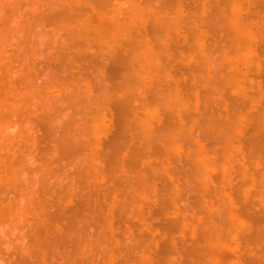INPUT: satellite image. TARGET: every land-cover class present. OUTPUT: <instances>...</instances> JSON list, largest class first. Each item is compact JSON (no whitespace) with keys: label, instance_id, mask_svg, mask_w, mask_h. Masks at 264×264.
Instances as JSON below:
<instances>
[{"label":"rangeland","instance_id":"rangeland-1","mask_svg":"<svg viewBox=\"0 0 264 264\" xmlns=\"http://www.w3.org/2000/svg\"><path fill=\"white\" fill-rule=\"evenodd\" d=\"M14 0H10V2L11 3H9V0H0V39H1V42H3L4 44H1V45H3L4 47H0V79H1V81H0V83H1V85H0V124H2L3 122H5V121H8L7 122V124H6V122H5V125L7 126V128H5L6 126L4 125V123H3V126H5L4 128L6 129V130H4V128H3V126H1V128H3V131L5 132V134L3 135V133H2V129L0 128V131H1V133H2V135H0V136H2V137H0L1 139H0V142L1 143H3V144H0V264H16V263H18L19 264V261L22 259L23 260V258H25L26 260H24V264H27L28 262H30L29 264H31L32 262H34L35 261V263H37L36 262V259H38L39 257H36V254H34L35 252L37 253V252H39V251H41L40 249L43 247V244H44V241H43V238L42 237H44L45 235L47 236L48 234H49V237L47 236V238L46 239H50V242H53L54 241V243L56 242V244H54V246H56L57 244H58V242H59V244H60V241L61 242H63L62 244H60L62 247H61V249L63 248V252L65 251H68V252H66L67 254H69V255H67L68 257H70V258H72V264H83V262H84V264H97V262H98V264H160V262L162 263L163 262V264H179L180 263V261L182 262V258H183V260L185 259V257L187 258V259H189L190 260V262L191 263H189V264H194L195 262H197V264H201V261L200 262H198V260H197V256L195 255V254H193L194 256H196L197 258H195L194 256L193 257H191V255L189 254V258L187 257V255H185V253L184 252H182V251H184L185 249H186V252H187V250L189 251V245H191L190 246V248H191V250L192 249H195V250H198V251H196V252H194V253H198L199 252V249H201L203 246V248L200 250V253H202V254H200V253H198L199 254V257H201V258H199V260H201L202 259V262L203 263H205V264H246V263H248V264H264V230L263 231H261V230H259V228L258 227H256L255 225H258V224H260V225H262V228L264 227V179H263V177L264 176H261V175H264V172L262 173V171L264 170V159H263V163H262V160H260L259 161V158H258V156H250L249 154H247V149H248V153H250L249 151V147H247L248 145H246V143L245 142H247V141H249L252 137H255V136H257V135H261V132L260 133H258L259 131H261L262 129H261V125H259V122H258V124L257 125H259V127L258 126H256V124H255V121H256V119L255 118H258L259 116H263V115H261L262 114V112H261V114H260V111L262 110V108L264 107V94H263V92H264V89H263V87H264V68H262L263 67V65H264V62H263V58H264V48H262V47H264V38H263V36H264V12L263 13H261V9H262V6H264L263 4H264V0H261V2L260 1H258V0H239V1H241L240 2V4L239 3H235L236 5H233V7L232 6H224L226 9H224V8H222L221 7V9H220V7H217V4H218V1H219V4H220V0H215V1H217V2H215L214 0L212 1V0H207V1H205L204 0V2H203V0L201 1V0H198V3L196 2L197 0H167V2L169 3L170 2V4H172V2H173V12L175 13H173V12H171V13H173V14H169L168 13V15H164V16H167V17H169L170 18V15H173V16H171L172 18L174 17V19H173V21H167L168 23H171L173 26H170V28H169V31L170 32H172L171 30L173 29V35H174V37H173V40H172V38H171V35H172V33L171 34H169V31L168 32H164L163 31V35L161 36V30H158L159 31V33H158V31H157V29L158 28H155V29H153L155 26L154 25H156V21L154 22L155 24H152V21L151 20H155V17H154V15H153V17L152 18H154V19H151L150 20V16L152 15V14H154V13H156V12H154V13H152V12H150V16H148L149 14H148V12H149V10H151V11H157V8L159 9V11L161 10L162 11V15H163V11L164 10H162V7H160L159 5H160V3L161 2H159V0L158 1H156V3H155V1H154V5H153V3H151L152 1L151 0H148L147 2H146V0H145V2L144 1H140V0H129V1H134L133 3H135V4H133V3H131V2H129L128 0H108V4H106V1H105V3H104V5H107V7L108 8H110L109 10L107 9V7H105L104 5L102 6V5H100L99 3H100V0H99V3H98V5H95V4H97V3H95V2H97V0H63L62 2H61V0L60 1H58V0H55V1H53V0H43V1H40V0H15L14 2H13ZM35 1L37 2V4L35 3ZM42 3H40V2ZM45 1V2H44ZM47 1H49V3L47 2ZM52 1L54 2V4H52ZM68 2V3H70L69 5L68 4H65V2ZM123 1H128V2H123ZM135 1H139V3L138 2H135ZM161 1V0H160ZM165 0H163V2L162 3H166V2H164ZM238 1V0H237ZM238 1V2H239ZM258 1V2H257ZM13 2V3H12ZM63 3L62 4V6L65 4V5H67L66 7L67 8H69V12H70V14L69 15H71L72 14V12H74L73 13V16H72V19H75L77 16H78V18H79V20L81 21V19L83 18L82 17V15L83 16H85V21H88V22H90V20H91V22H93L94 20L92 19V17H94L95 18V21L97 20H99L97 23H99L100 22V24H95V22L93 23L94 25H92V24H90V23H88L89 24V26H87V22H84L85 24H86V26H83L84 24L82 23V25H81V22H83V19H82V21L80 22V26L76 23V25L72 22V21H74V20H72L71 22H72V24H71V22H69L70 24H68V23H66V22H64L65 20H63L64 19V16L65 15H67L66 13H65V11L67 10V8L65 7L64 9H63V7H62V9H61V3ZM122 2H123V4H122ZM179 2V3H178ZM190 2L191 3H193V4H191L192 5V7H191V5H190ZM207 2V4H205ZM211 4H210V3ZM213 2H215V4L216 5H214V3ZM84 3V4H83ZM103 3V2H102ZM101 3V4H102ZM111 3V4H110ZM126 3L129 5H126ZM136 3H138L139 4V6L137 7V4ZM140 3H142V4H144V5H147V4H149L150 5V7L153 5L154 6V9H149L148 8V6H144L145 7V9H143V7H140ZM167 3V4H168ZM198 5H196V4ZM203 3V4H202ZM212 3H213V5H212ZM262 3V4H261ZM13 4V5H12ZM14 4H15V6H14ZM17 4V5H16ZM34 4V5H33ZM51 4V5H50ZM60 4V7L59 6H57V5H59ZM86 4V5H85ZM159 4V5H158ZM189 6H188V5ZM234 4V3H233ZM237 4H239V5H237ZM243 4V6H241ZM257 4H259V5H257ZM20 5V6H19ZM31 5V6H30ZM36 5V6H35ZM41 5V6H40ZM50 5V6H49ZM90 5V6H89ZM121 5H123V8H125V12L127 13H124V11H123V14H122V12L121 11H119V9L122 7ZM125 5H126V7L128 6V8H129V12L128 11H126L127 9H126V7H125ZM131 5V6H130ZM156 5V6H155ZM169 5V4H168ZM176 5H177V7H176ZM193 5H195L196 7H198V9L200 10H202V12H201V10L200 11H198V9L197 8H194L193 7ZM206 5V6H205ZM209 5H211V6H209ZM231 5V4H230ZM4 8H3V7ZM7 6V7H6ZM13 6V7H12ZM43 6V7H42ZM45 6V7H44ZM47 6H48V10H47ZM51 6H52V9H51ZM69 6V7H68ZM84 6H86V8L84 7ZM88 6V7H87ZM96 6H98V9H97V7ZM137 7V8H135V7ZM143 6V5H142ZM161 6H162V4H161ZM182 6V7H181ZM214 6V7H213ZM219 6H221V4L219 5ZM260 6V7H259ZM36 7V8H35ZM58 7H59V11H57V9H58ZM90 7V8H89ZM101 7V8H100ZM132 7H134L133 9H132ZM156 7V8H155ZM178 7H180V8H178ZM189 7H191V10H189ZM200 7V8H199ZM210 7V8H209ZM216 7L217 8H219V10H224V12H228L227 10L229 9V7L231 8V9H233V12H236V13H233L232 12V10L231 11H229L232 15H234V14H236L235 15V17H233L231 14H227L226 15V17L228 18L227 19V24L230 26V25H233V24H231V20H232V23H235L234 24V26L236 25V26H241V27H245V25L248 23V25H246V26H248L247 27V29L249 30V32L248 31H246L245 33V35H248L247 37L246 36H244V35H241V37H240V33H239V37L237 36V33H236V38L238 37V38H241V40H242V42H243V44L245 43V44H247L248 46L246 47V45L244 46V47H246V49L245 48H243V47H241L240 45H242V44H238V46H240L241 47V49H245V50H241L240 51V49H238L237 50V48H232L231 46H234V44L232 45V41L230 40V39H227V38H225L224 37V33L226 32L224 29H226L227 31L229 30V28L227 29L226 27L228 26V25H225V21L223 22V24L226 26H224L223 24H220L219 22L220 21H218L216 24H220L221 26H217L216 24V26H217V29H219L218 31L216 30V29H212L211 27H212V25H206V24H210L209 22V20H210V17H211V15H212V12L214 11V8L216 9ZM259 7V8H258ZM20 8V9H19ZM54 8V9H53ZM106 8V9H105ZM118 8V9H117ZM142 8V9H141ZM236 8V9H235ZM242 8H244V9H242ZM254 8V9H253ZM42 9V10H41ZM74 9V10H73ZM106 11H105V10ZM147 9H149L148 11H147ZM176 9V10H175ZM192 9H196L195 11L194 10H192ZM207 9H209V10H207ZM250 9V10H249ZM11 10V11H10ZM18 10H19V12L20 13H18ZM51 10V11H50ZM79 10H81V11H79ZM108 10V11H107ZM144 10L146 11V12H144ZM175 10V11H174ZM230 10V9H229ZM239 10V11H238ZM241 10H242V12H241ZM44 11V12H43ZM53 11H55L54 13H53ZM61 11V12H60ZM121 12V17H119L118 18V14L119 13H117V12ZM139 11V12H138ZM140 11H142L141 13V15H139L140 14ZM193 11V12H192ZM249 11L251 12V13H249ZM5 12V13H4ZM17 12V13H16ZM58 12V13H57ZM67 12V11H66ZM92 12V13H91ZM110 12V13H109ZM136 12V13H135ZM139 14H138V13ZM143 12L144 13H147V15H145V17H143L144 16V14H143ZM187 12V13H186ZM237 12H238V14L239 13H241V14H237ZM4 13V14H3ZM10 15H9V14ZM43 13V14H42ZM50 13V17H49V15L48 14ZM60 13V14H59ZM78 13H83L82 15L80 14H78ZM133 13H135V14H133ZM157 13H159V12H157ZM161 13V12H160ZM159 13V14H160ZM176 13H178V14H176ZM190 13H192V14H190ZM201 13H203L202 14V16H201ZM225 13V14H226ZM243 13H244V16H243ZM54 14L56 15V14H58L59 16H61V17H63L62 19H60L56 24H55V27H53L52 29L54 30V28H55V31L54 32H56L57 31V29H56V27L58 26V25H60L61 23H62V21L64 22V23H66V24H68L67 25V28H65L64 26H65V24L63 25V24H61L60 26L61 27H64V29L62 28V30H60V28H59V26L57 27V28H59V30L57 31L58 32V34H57V32L54 34V35H51L52 37H51V39H50V37H49V39H50V41H52V42H54L55 40H56V46H55V42L54 43H52V42H50V43H52L51 44V47H50V43H46L47 41H45V40H47L46 38H48L47 37V35H50V31L52 30V29H50L49 30V27L51 28V25H49L47 22H48V20L49 19H51V18H53V16H54ZM63 14V15H62ZM134 15V17L135 16H137V17H143V21H140L139 22V24H138V21L140 20V19H142L141 17L140 18H135L133 21H134V23L136 24V25H133L134 26V28H136V27H138V26H140L139 28H137L136 29V32H140V34H142V30H146L145 32H143V36L140 38V39H142V41H143V37H144V40H147V42H148V44L149 45H151L152 43L154 44V45H156L157 46V49L158 50H156V49H154V51H155V54H157L158 55V53H159V56L163 53V56H164V54L167 56V58L169 57H171L170 59H172V60H170L169 58L167 59L166 58V56L164 57V58H166L167 60H165L164 62H166L165 63V65L162 63L161 65H163V67H165L166 68V70H165V72H167V73H169V74H171L172 75V73H173V75H176L174 72H172V69H173V67L174 66H176L174 69V71H176V70H179L178 68L180 67V71H179V77L177 78V80L179 81L180 80V82H181V79H183L184 81H185V78L187 77V75H189L186 79V81H185V83H184V81H183V85H185V84H187V85H185L186 87H188V90L187 89H185L184 88V86L182 87V90H180L179 89V94L181 93V95H179V98H180V96H181V99H177L176 100V98H174V100H173V105H176V103L175 102H179V103H182L183 104V107H181V105L182 104H179V107H177V114L175 113V111H174V113H175V115H178V116H182V123H184L185 125H186V127H187V125H188V127L190 128H192V126H193V128L191 129V133H193L194 131V129H195V134H198L197 135V137L198 138H196V135L194 134V142H197V140H201V139H203V141H200L198 144L199 145H201V144H203L202 146H206V145H204L205 143H206V141H207V139L205 140L204 139V137L206 136L207 137V132H205L203 129H201L200 128V124H199V121H196V120H198L199 118L198 117H202L201 116V113L204 111V108H203V106H202V104L203 103H205V101L206 102H210L211 101V104H213L215 101H216V104L217 105H215V104H213V105H215L216 107H214L215 109H217V110H219V107H220V109H221V106H222V112H220L221 114H220V116H221V118L223 119V117H225L226 115L223 113V111L225 112L227 109L228 110H230V109H233V107L232 108H228L227 107V105L226 104H230L229 102H230V98L229 97H231V94H232V97L234 96V100H233V98H232V102L234 101L235 102V104H233L232 102V106H234V105H236L237 104V102H238V104H240V105H243V107L245 108V105H247L248 106V104H250L249 106L250 107H247V108H250V109H247V111L249 112V110H252L251 112H255V113H251L250 112V114H252V117H253V120H251L252 119V117H251V115H249V113H246V116H247V120H242V122H240L239 120H241L242 118H244L245 117V114H244V112L242 113L243 114V116H242V114L240 115V117L238 116V117H235V119L234 118H232V117H230V118H228V116H229V112L231 111H226L225 113L227 114V119L225 118V122H226V124H229V122L228 121H233V123L235 124V127H234V125H233V130L232 129H230V131L232 130L233 132L231 133L232 134V137H233V140H232V138H231V140H232V142L234 143V146H237L236 144H239V143H241L242 145H245V146H242L241 144H240V146L238 145L235 149H233V148H231V145H230V147H229V153H231V154H229L228 156H227V154L225 153V152H227V151H223L222 149H220V147L218 148V146L221 144V140H223V138L226 136L225 134L226 133H224L223 135L221 134V135H219V136H216L215 137V139H214V137H212V138H209L208 140V142L206 143V144H209V146L210 145H212L213 143H216V141L217 140H220V141H218L220 144L218 145L217 143V145L216 144H214V145H212L211 147H213L211 150H209V153H208V150H207V146L205 147V148H203L202 146H200L199 147V145L197 144V143H194V144H197L198 145V147H199V149L200 150H203L204 151V149H205V153H204V156H205V154L207 153L208 155H210L209 157H208V155L207 156H205V158L207 159V161L209 160L210 161V158H211V161H210V165H207L206 164V168H204V166H203V168H204V170H202L201 168H200V175H201V170L202 171H204V173L201 175V177L199 176V177H197L196 179H193L194 181H198V182H194L193 180H191L190 179V177L188 176V177H186V175H187V173H186V171L190 168L189 166L191 165V164H188V162H187V160H186V158H187V156H188V158H189V156L191 155V154H193L194 155V144H192V143H190V145L189 144H186V143H189V142H191L192 141V139L191 138H193V134H191L190 133V136H189V138L191 139H188V137H184V146L182 147V143H181V141H182V136H183V134H181V131L179 132L180 134V136L177 138L178 140L177 141H179L178 142V145H173V147H175V150L176 151H172V149H173V147L171 146H167V147H165L164 146V144L163 145H161L162 144V142H160L159 140L158 141H156L157 140V138H156V140L154 139L155 137H158V136H156V134L158 133V132H160V131H162L163 130V133H165L164 132V128H163V126L162 125H164V124H162V122H163V120L161 121V119H163V117H165L164 115H162L161 116V111L162 110H166V111H168V109H165L166 107L165 106H162L161 105V107H164V109H162V110H160V108L161 107H157V106H154V109L153 110H151V108L148 106L147 108H149V109H146V110H142L145 114H148V116H145V117H147V119H145L144 118V121L145 120H148L149 118L148 117H150L151 116V120L149 119L148 121H145V122H152L153 120H155V121H153L152 122V124H151V127H150V124L149 123H146V125L148 126H146L147 127V129L148 128H150V130H151V132H150V134L152 133L153 135L152 136H150V137H152L153 139V143L151 144V142L149 143V144H146V142H145V146H147L148 148L149 147H152L153 145H155L156 147L158 146V145H161V146H163L164 148H167V150H168V148L170 149V148H172L171 149V151L170 150H168L169 152H167L166 151V154L168 153V155H166V157H162L161 155V158H163V159H161L160 158V160H162V162L159 160V161H156L158 158H159V155H157L156 156V154H158V153H156V154H153L154 156H152V151H154V149H155V146H153L154 147V149H150L151 151L150 152H152V153H148V155H149V157H147V159H146V157H145V159L146 160H144V153L141 155V154H138V155H141V156H138L139 158L140 157H142L143 155V161L145 162L146 161V164L147 163H149L150 165H152V166H150V168L148 169V167H143L144 165H145V163L142 161V159H141V163H143L144 165L142 166L141 164H140V162H139V160H136V161H134V159H137L138 157L136 156V153H135V155L133 156V157H135L134 159H133V157H132V162H135L134 164H136L137 163V161L139 162L138 163V167L136 166V168L135 169H133L134 167H133V165H130V164H128V166L130 167H133L132 168V170H125V166H124V164L123 163H120V164H123L122 166L124 167H122L121 165H120V167H118V168H116L117 166H115L116 164H118L117 162L115 163V165L114 164H112V162H110V163H106V162H104V163H106L105 164V166H103L104 164H103V161L104 160H106V158L108 157H106L105 155H104V157L103 158H105V159H103V161H101L102 159V156H103V154H105L106 152V147L108 146H110L111 144H109V143H111V141H112V137L111 138H109V135H111L112 134V136H113V132H114V130L116 131H118V128L120 127V125L118 124V123H115L114 121L116 120H118L116 117H115V115H113V110L115 111V110H117L118 111V108H114L113 106H111V105H114V104H111V105H107V103H106V101H103L102 99L104 98V96H105V94L103 95V93L99 96V98H96V96L94 95V99H92V97H90L89 95H93L94 93H97V92H100V90L99 89H101V91L102 90H104V91H106V92H108V87H109V82H107L109 79H110V77L108 76V70H107V67L109 68L110 66H108L107 65V67H106V65H104V64H106L105 62L106 61H108V63H110L109 62V58L110 59H112L113 57L112 56H114V54H113V50L115 49V52L117 51V52H119L120 54H121V52L122 51H120V48H121V50H122V46H123V44H125L124 42H127V36H129L130 34H132V36L130 35V39H132V37L133 36H135V38H137L138 40H139V32H138V34H135V32H134V34H133V30L135 31V29H131L130 31H129V28H128V22L127 21H125L124 19H123V21L121 20L122 19V17H126V16H128V15H130V19H129V21L131 20V19H133L132 18V15ZM166 14V13H165ZM186 14V15H185ZM37 15V16H36ZM53 15V16H52ZM57 15V16H58ZM126 15V16H125ZM162 15L160 14L159 15V18H161L162 17ZM185 15V16H184ZM191 15H192V17H191ZM205 15H207V16H205ZM255 16V17H253V16ZM257 15V16H256ZM9 18H8V17ZM15 16V17H14ZM28 16V17H27ZM57 16H54V17H57ZM70 16V17H71ZM86 16H87V18L88 19H86ZM91 16V17H90ZM113 16V17H112ZM155 16H158V14L156 15L155 14ZM161 16V17H160ZM194 16V17H193ZM204 16H205V18H204ZM249 16V17H248ZM250 16H252L253 18H255V20H257V21H253L254 19L252 18V17H250ZM5 17H6V20H5ZM19 17L21 18V17H23V18H21V20L19 19ZM115 17L117 18V20H114L115 19ZM178 17V19L176 20V18ZM179 17L181 18V20H179ZM186 17H188V18H186ZM202 17V18H201ZM206 17H209L208 19L206 18ZM236 17H237V19H236ZM242 18L245 22H243V21H241L240 22V24H239V21H240V19L239 18ZM245 17H247V18H245ZM259 18V20H261V21H258V19L257 18ZM36 18V19H35ZM40 18H42V19H44V21H46L47 20V22H46V25H49L48 27L45 25V24H43V25H45V26H43L42 25V23L40 24V22H41V20H40ZM127 19L129 18V16L128 17H126ZM125 18V19H126ZM147 18H149L148 19V22H147ZM164 18H166V17H164ZM171 18V19H172ZM187 20H185V19ZM189 18H190V20H189ZM201 18V19H200ZM235 18V19H234ZM8 19H9V21H8ZM40 20V22L38 23V21ZM198 20V22H195L196 20ZM199 19H200V21H199ZM202 19L204 20L203 22H204V24H202ZM235 21H234V20ZM248 19V22L246 23V20ZM253 19V20H252ZM29 20V21H28ZM76 20L77 19H75V21L74 22H76ZM93 20V21H92ZM137 21V23H136V21ZM151 22H150V21ZM164 20V19H163ZM166 20V19H165ZM195 20V21H194ZM226 20V19H225ZM250 20H252V21H250ZM263 20V21H262ZM12 21V22H11ZM21 21V22H20ZM26 21H28V22H26ZM67 21V20H66ZM114 21V22H116V23H112V22ZM160 21H161V19H160ZM181 23H180V22ZM192 22L193 23V25H192V27H191V24H190V22ZM230 21V22H229ZM61 22V23H60ZM105 22V25L103 24ZM107 22V23H106ZM110 22V23H109ZM127 22V23H126ZM131 22H132V20H131ZM145 22V23H144ZM165 22V21H164ZM175 22V24H173ZM187 22H189L188 24H190V25H188V26H190L191 27V29H193L194 27L193 26H195L196 25V29L193 31V30H189L190 28H188V26L186 27V23ZM208 22V23H207ZM237 22V23H236ZM254 22V23H253ZM256 22V23H255ZM8 23V24H7ZM21 23V24H20ZM37 23V24H36ZM102 23V24H101ZM133 23V24H134ZM141 23V24H140ZM148 23H150V24H148ZM161 23H162V21H161ZM206 23V24H205ZM34 24V25H33ZM39 26L40 28H38L37 26ZM112 24H115V26L113 25V26H111ZM121 24H125L126 25V27L127 28H125L126 30H127V32L125 31V33H126V36H125V34H124V32L122 33V32H118V36H116V32H114V30L116 29L117 30V28H118V26L119 25H121ZM146 24H148V25H150L151 27H152V30H156V33L155 32H152V30H150L151 28L149 27V29L148 28H146V26L148 27V25H146ZM157 24L159 25V23L157 22ZM164 24V23H163ZM166 24V23H165ZM180 24V25H179ZM195 24V25H194ZM239 24V25H238ZM14 25H16V26H14ZM20 25V26H19ZM28 25V26H27ZM63 25V26H62ZM72 25H75L73 28H76V26H77V28H81V29H73L71 26ZM101 25H104V26H101ZM174 25H176V26H174ZM197 25H199V26H197ZM202 25V26H201ZM203 25H205V26H203ZM257 25V26H256ZM8 26H9V28H8ZM34 26V27H33ZM99 26H101V28L102 29H100V27ZM123 26V25H122ZM121 26V27H122ZM130 26H132V24L130 25ZM132 26V27H133ZM143 26H144V28H143ZM161 25H159L158 27H160ZM166 26H168V25H166ZM165 26V27H166ZM168 26V27H169ZM209 26V27H208ZM228 26V27H229ZM234 26L232 27L233 29H234ZM250 26V27H249ZM263 26V27H262ZM17 27V28H16ZM19 27H21V29L19 28ZM28 27L30 28V29H28ZM69 27H71L72 29H70ZM87 28V30H89L88 32L89 33H92V30H93V33H92V35H93V38L95 37V39H91L92 41L93 40H95V41H97L96 43L94 42H91V40L90 39H88L90 36L88 35L89 33H86V31L85 30H83V29H86ZM113 27H115V29L113 28ZM120 27V28H121ZM157 27V26H156ZM171 27H172V29H171ZM176 27V28H175ZM207 27H208V29H207ZM213 27H215V26H213ZM219 27V28H218ZM258 27V28H257ZM12 28V29H11ZM25 28V29H24ZM33 28H35L36 29V31L38 30V33H41L42 34V32H44L42 35L43 36H41V38H45L44 39V41H43V39H42V41L43 42H45L44 44H45V46H44V44L42 43V41H40V44L42 45H40V47H42V48H38L37 46L39 45V41L37 40V42H36V39H35V41L33 42L32 40H34V36L35 35H33V30L32 29ZM69 28V29H68ZM93 28V29H92ZM123 28V27H122ZM162 28H164V25H162V27L161 28H159V29H162ZM210 28L212 29V30H210ZM221 28V29H220ZM231 28V27H230ZM236 28V27H235ZM239 28V27H238ZM252 28V29H251ZM255 28V30H253ZM257 28V29H256ZM261 28H263V29H261ZM92 29V30H91ZM95 29H97L96 31H95ZM119 29V28H118ZM197 29H198V31H197ZM201 29V30H200ZM261 29V31H259V30ZM25 30V31H24ZM31 31V32H29V31ZM48 30V31H47ZM74 30V31H73ZM77 30H78V32L79 31H81V33L79 32V35L78 36H80V40L78 39V37L76 36L77 34L76 33H78L77 32ZM121 30H123V29H121ZM174 30H176V31H174ZM214 30H216V31H214ZM222 31V33H220L221 31ZM224 30V31H223ZM231 30V29H230ZM252 30V31H251ZM256 30H258V34H259V36L261 35L262 37L260 38V37H258L257 36V33H256ZM27 31V32H26ZM35 31V30H34ZM46 31V32H45ZM69 31V32H68ZM85 32V34H87L86 36H87V38H85V41H84V36H85V34H84V32ZM100 31V33H98ZM101 31H105V32H101ZM118 31H120V29L118 30ZM149 31V32H148ZM150 31L152 32V34L150 33ZM201 31H204V32H201ZM207 31V32H206ZM209 31H214V34H210L211 32H209ZM233 31H235V30H233ZM232 30H231V32H233ZM47 32H49L48 34H46ZM62 32V33H61ZM69 34H68V33ZM72 32H74V33H72ZM83 32V33H82ZM131 32V33H130ZM147 32V33H146ZM176 32V33H175ZM180 32H181V34H180ZM195 33V36L194 37H196L197 38V40H195L196 38H194L193 36V38L194 39H192L191 37H190V35H191V33ZM215 32H219L220 34L219 35H221L223 38H225L224 39V41H223V39L217 34H215ZM230 32V31H229ZM226 33V35H228V34H230V33ZM244 31H242V33H243ZM252 32V33H251ZM260 32V33H259ZM3 33L4 34H8V35H3ZM12 33H13V35H12ZM16 35H15V34ZM35 33H37V32H35ZM53 33V32H52ZM51 33V34H52ZM105 33V34H104ZM109 33V34H108ZM113 33H115V34H113ZM124 35L123 37H121V35ZM145 33V34H144ZM148 33H150V34H148ZM182 33H183V35H182ZM197 33V34H196ZM208 33H209V35H208ZM241 33V34H242ZM1 34H2V36H1ZM18 34H20V35H18ZM23 34H27V35H29V34H32L33 36H31V40H30V36H27L26 35V37H28V38H25L24 36V38H22L21 36L23 35ZM72 34H73V36H72ZM82 34V35H81ZM159 38L158 39V41H156L157 40V38L155 37V35ZM176 34V35H175ZM244 34V33H243ZM250 34V35H249ZM252 34V35H251ZM256 34V35H255ZM10 35H12V37L10 36ZM38 35V34H37ZM58 35L60 36V37H63V38H61V43H64V45H62V46H60L62 49H63V52H64V54H69V56H68V58L69 57H71V58H69V61H70V59H71V61L69 62L68 60V64H66L67 66L69 65V67H67V66H64L65 64L61 61V59H59L58 58V54H59V51H58V49H52L53 48V45L55 46V47H57L59 44H61V43H59L60 42V40H59V38H58ZM62 35V36H61ZM64 35V36H63ZM67 37H66V36ZM72 37H71V36ZM75 35V36H74ZM116 37H115V36ZM185 35H186V38H185ZM189 35V36H188ZM196 35H198V36H196ZM212 35V36H211ZM39 36V35H38ZM83 36V37H82ZM89 36V37H88ZM114 36V37H113ZM141 36V35H140ZM148 36H149V39H148ZM159 36H161V38L159 37ZM164 36V37H163ZM167 36V37H166ZM178 36V37H177ZM190 37L191 39H189L188 37ZM201 36V37H200ZM217 36H219V38H217L218 40L217 41H221V39H222V42L223 43H226L227 41H226V39L227 40H230L231 42V44L229 43V45H231L229 48H232V50H229V51H232V52H229L230 53V55L232 56V57H234L235 56V54L238 52V51H240V53L242 54H246V56H247V52H249V54L250 55H248V57H246V58H249V59H242L243 57L242 56H240L239 54H236L237 56H239V57H241V60H243L244 61V63H243V61H241L240 59H236V58H238V57H234V58H232V57H230V60L228 59V64L227 63H225V65L226 66H231V67H229V68H232V71L231 70H225V69H223V68H226V69H228L226 66H220V68H222L221 69V71H220V68L218 69L217 67H219V65L220 64H222L221 63V61L220 60H223V59H227L226 57H228L229 58V55H227L226 54V51H228V47L226 46L227 45V43L224 45V46H222L219 42V44L221 45L220 47V49L222 50L225 46L227 47V50H224L225 51V53H224V55L222 54V58L220 59L219 58V56H217V54L215 55V56H217V58H219V61H220V64L218 65V63L216 62V61H218V59L217 58H215L214 60L212 59L210 62H213L214 63V66H213V64H212V66H209V65H211L209 62H207L208 61V59L206 60V59H204L205 60V64H206V68L208 69L209 67V69L208 70H204V62H203V57L204 58H206L207 57V55L209 54H207L206 55V53L209 51V48H211V47H214V46H211L210 47V45L212 44L213 45V43H211V42H215V38L217 37ZM229 36V35H228ZM230 36H233V35H230ZM229 36V37H230ZM253 37V39L254 40H252L251 38ZM1 37H4V38H1ZM9 37V38H8ZM19 39H18V38ZM34 37V38H33ZM54 37H57L58 39H55ZM66 37V38H65ZM70 37H71V39H70ZM82 37V38H81ZM101 37H102V39H103V41H102V39H101ZM103 37H105V38H103ZM124 37H126V38H124ZM155 38V40H153L154 38ZM198 37H200V38H198ZM214 37V38H213ZM248 37H249V39H248ZM251 37V38H250ZM22 38V40H20ZM90 38H92V37H90ZM115 39L117 42H116V48H114V42L112 43L111 41H112V39ZM152 38V39H151ZM162 38H163V40H162ZM174 38H175V40H174ZM178 38V39H177ZM235 38V42L236 43H238L239 41L237 40ZM4 39V40H3ZM11 41H10V40ZM24 39H26V40H24ZM28 39V40H27ZM38 39H40L39 37H38ZM49 39H48V42H49ZM53 39H55V40H53ZM67 39V43H69V44H71V46L68 44V46H67V43H66V41H64V40H66ZM68 39L69 40H71L70 42H72V43H74V45L76 44V46H74L72 43H70L69 41H68ZM82 39V40H81ZM101 39V40H100ZM169 39V40H168ZM186 39V40H185ZM199 39V40H198ZM208 39H210V45H209V42H208ZM246 39V40H245ZM6 40V41H5ZM58 40H59V42H58ZM90 40V43H91V47L89 46V47H87L88 46V44H89V41ZM104 40H105V42H104ZM122 40H124L123 42H122ZM160 40H162V41H160ZM182 42H181V41ZM188 40V42H189V44H193L194 43V45L195 44H199V46L198 45H195L196 46V49H195V47L193 48L192 47V45H191V49L193 50H191L192 52H190V45L188 44V42H186ZM193 40H195L197 43H195V41L193 42ZM212 40H214V41H212ZM246 42H245V41ZM250 40V41H249ZM252 40V41H251ZM8 41V42H7ZM27 41H30L29 43L27 42ZM77 41V42H76ZM156 41V42H155ZM200 41V43H198ZM207 41V42H206ZM0 42V43H1ZM15 42V43H14ZM86 42H87V44H86ZM100 42H102L101 44H102V46L103 45H105V46H103V47H101V44H100ZM105 44H104V43ZM108 44H107V43ZM160 42H162V43H160ZM178 42V43H177ZM181 42V43H180ZM185 42V43H184ZM229 42V41H228ZM241 42V43H242ZM10 43H13L11 46H10ZM27 45H26V44ZM33 43V45H34V43L36 44V45H34V47H29V46H32L31 44ZM79 43H82V44H80V45H77V44H79ZM85 43V44H84ZM93 43V44H92ZM122 43V44H121ZM128 43V42H127ZM158 43V44H157ZM215 43H217V42H215ZM234 43V42H233ZM240 43V42H239ZM261 43V44H260ZM16 44V45H15ZM29 44V45H28ZM47 44H49V45H47ZM96 45V47H95V45ZM114 46H113V45ZM120 44V46L121 47H119L118 45ZM159 44H160V46H159ZM184 44H186V46L185 47H187V50H189V52H187V50L186 51H184V48H183V46L182 45H184ZM207 44V45H206ZM251 44V46H249ZM258 44V45H257ZM0 45V46H1ZM10 47H9V46ZM13 45H15V46H13ZM26 45V46H25ZM173 45H175V46H173ZM216 45V44H215ZM254 45V46H253ZM256 45H257V48H255L256 47ZM260 45V46H259ZM262 45V46H261ZM49 46V47H48ZM78 46H81V47H83V46H85L84 48H86V49H83V48H81V47H78ZM117 46H118V48H117ZM156 46H154L155 48H156ZM164 46V47H163ZM197 46H198V48H197ZM202 46H204V47H202ZM208 46H209V48H208ZM218 47H219V45H217ZM237 46V47H238ZM16 47V48H15ZM35 47H37L35 50H37V51H35L34 52V48ZM60 47H57V48H59L60 49ZM63 47H68L70 50H76V49H79L82 53H79V51L78 50H76V51H78V52H74V51H64L65 50V48H63ZM105 47V48H104ZM124 47V46H123ZM125 47H127V45L125 44ZM200 47H201V49L202 48H204L203 50H201L200 49ZM226 47H225V49H226ZM67 48V50H69ZM97 48V49H96ZM101 49V52H103V51H105V50H111V52H110V54L109 53H107V51H106V53L105 52H103V53H101L100 52V49ZM208 50H207V49ZM239 48V47H238ZM260 48L262 49V50H260ZM11 49V50H10ZM40 49V51H38ZM102 49H104L103 51H102ZM124 50H123V52L125 51V48H123ZM195 49V50H194ZM260 51H259V50ZM15 50V51H14ZM119 50V51H118ZM204 50H206V51H204ZM13 51V52H12ZM18 51V52H17ZM21 51H24V53L23 52H21ZM29 51V52H28ZM35 53H33V52ZM42 51H43V53H42ZM84 51V52H83ZM87 51V52H86ZM157 51H160V52H157ZM176 51V52H175ZM184 51V52H183ZM195 51H197V52H195ZM201 51H202V56H200L199 57V54L201 55ZM204 51V52H203ZM223 51V50H222ZM246 51V52H245ZM261 51L263 52L262 53V55H261V57H259V55H260V53H261ZM62 54H63V52H62V50L60 51ZM99 52V53H98ZM221 52V51H220ZM220 52H219V54H220ZM234 52V54H232ZM245 52V53H244ZM17 53H18V55H17ZM36 53H38V54H36ZM56 53H57V55H56ZM60 53V54H61ZM73 53V54H72ZM75 53H79V55H80V58H82V59H80L81 60V62H82V67L81 68H84L83 66H85V69H86V67H90L88 64V62L90 61V63H92L91 62V60H93L94 58H103L101 61H100V65L98 66L97 65V63H98V59H94L95 60V64H93V70L95 71V68H94V66H97L98 68V71L96 70L95 72H93L91 69H92V67H90L89 69H86V70H81L80 72V75L82 74V72H84V71H88L89 72V70H91V73L93 72L95 75H93V73L91 74H88L87 75V77H88V79H89V76H90V78L91 79H93L92 81L94 82V87H92L93 88V90H90V89H92V88H90L91 86V81H89L88 80V87H87V85L85 84L84 85V81H83V78L85 77V75L86 74H83L84 75V77L83 78H81V80H80V78H79V76L78 77H75V78H77V80L78 81H82L83 83H80V85H79V83H77L78 84V86H79V90L80 91H82L84 94H83V96H84V98H85V95H86V101H85V99L84 98H82L83 96L81 95V93H79V95H77V97H75V99L73 98L74 96H72V95H74V93H73V91H72V78H71V76H72V74H74V75H77L79 72H78V69L80 68V67H78V63L80 62V60H79V62L77 61V58L79 59V56L77 57V58H74V60L76 59V61L78 62H76L75 64H73V63H71L72 62V58H73V56L75 57L77 54H75ZM89 53V54H88ZM91 53V54H90ZM184 53H186L185 55H184ZM189 53L191 54L189 57L187 56V58H186V55L188 54L189 55ZM195 53V55H192V54H194ZM216 53V52H215ZM255 54L254 56H255V58H257V60H255V58L253 59V57H251V56H253L252 54ZM6 54V55H5ZM24 54V55H23ZM51 54V55H50ZM60 54H59V57H60ZM75 54V55H74ZM113 54V55H112ZM124 54V53H123ZM169 54H171V55H173V56H169ZM180 54V55H179ZM197 54V55H196ZM205 54V55H204ZM211 54V53H210ZM259 54V55H258ZM35 55V56H34ZM66 55H63V56H65V57H67ZM73 55V56H72ZM85 55V56H84ZM103 55V56H102ZM175 55H179V56H175ZM184 55V56H183ZM204 55V56H203ZM212 55V54H211ZM5 56V57H4ZM6 56H10V57H6ZM50 56V57H49ZM57 56V57H56ZM105 56H106V58H105ZM162 56V55H161ZM163 56H162V59L164 60V58H163ZM193 56V57H192ZM194 56H198L197 58H194ZM214 56V54L212 55V57ZM223 56H224V58H223ZM226 56V57H225ZM55 57L56 58H58L57 59V61H55L54 62V60H56L55 59ZM108 57V58H107ZM155 57V56H154ZM176 57V58H175ZM182 57V58H181ZM185 59H184V58ZM221 57V56H220ZM261 58V59H259V58ZM62 58H64V57H62ZM158 57H156V59H157ZM189 58V59H188ZM201 58V61L203 62H201L199 59ZM208 58V57H207ZM245 58V57H244ZM251 58V59H250ZM7 59V60H6ZM29 59V60H28ZM114 59V58H113ZM140 58H136V59H134L133 61H135L136 62V60H139ZM153 59L154 58H152V62H153ZM192 59V60H191ZM193 59H195V60H193ZM209 59H210V57H209ZM217 59V60H216ZM26 62H25V61ZM73 60V61H74ZM89 60V61H88ZM100 60V59H99ZM161 60V58L159 59H157L156 61L157 62H159V61ZM170 60V61H169ZM174 60H175V62H174ZM177 60V61H176ZM192 62H190V61ZM198 60L201 62H198ZM223 61V64H224V62H226V61ZM234 60H235V62H236V65H235V63H233L234 62ZM240 60V61H239ZM260 60H261V63H260ZM6 61V62H5ZM61 61V62H60ZM88 61V62H87ZM103 61V62H102ZM112 61H114V60H112ZM142 61V60H141ZM141 61H139V63L141 62ZM144 61V60H143ZM147 61V60H146ZM145 61V62H146ZM148 61H150V59L148 60ZM146 62V66H148L149 64L148 63H152L151 61L150 62ZM155 61V60H154ZM162 61V60H161ZM178 61H180V62H178ZM183 61L185 62V64H193V66H194V68H195V66L197 65V64H199V66H197L198 68L200 67V66H202L203 67V69H202V67H201V70L202 71H204V72H201V73H204V75L205 76H208V75H210V74H212V75H210V76H208V77H205L204 79L206 80L207 78L208 79H211L212 78V76H213V79L215 80V78L217 79V77H215L216 75H218L217 73L220 71V72H222V74H223V71L226 73V76L224 77V82H226L227 83V81L229 82L230 80L229 79H231L232 77H234V75H232L233 74V71H234V74L235 73H237L238 71H240V72H238L237 73V77H238V79L237 78H235L236 80H238V81H236L235 82V79L234 80H232L231 79V81H230V83H227V84H231L232 83V85H228L227 87H229V88H227V90H229L230 91V93H229V91H227L228 93L225 95V94H223L221 91L219 92V91H216L217 93H218V95H216L217 93H214L215 95H212L211 97H212V100L210 99H206L205 98V96H206V94H205V90L203 91V88L205 87V85H203L204 84V82H205V80H203V78L202 77H204V75L203 74H200V75H202V77H200L199 75H196L195 73H194V69L193 70H191V65H184V63H183ZM218 61V62H219ZM229 61H233L232 63H230ZM259 61V62H258ZM5 62V63H4ZM16 62V63H15ZM33 62V63H32ZM75 62V61H74ZM86 62V63H85ZM97 62V63H96ZM171 62V64L173 65H171V64H169ZM180 63V65H181V63L183 64V65H178L177 63ZM188 62V63H187ZM194 62V63H193ZM253 62H254V64H253ZM263 62V63H262ZM12 65V66H10L9 67V65L10 64ZM13 63V64H12ZM56 63L57 64H59L60 66V68L63 66L64 67V70H62L63 69V67L61 68V69H59L58 68V66L56 65ZM61 63H63V64H61ZM142 63V62H141ZM154 63V62H153ZM151 64V65H154V64ZM209 63V64H208ZM215 63H217V64H215ZM230 63V64H229ZM2 64V65H1ZM6 64V65H5ZM15 64H16V66H15ZM51 64V65H50ZM53 64H55V65H53ZM85 64H87V66L85 65ZM92 64H91V66H92ZM99 64V63H98ZM103 64V65H102ZM112 64V63H111ZM111 64H109V65H111ZM166 64H169V65H166ZM175 64H177V65H175ZM196 64V65H195ZM201 64V65H200ZM231 64H233V66L231 65ZM241 66H240V65ZM248 64V65H247ZM261 64H262V67H261ZM33 65V66H32ZM71 65V66H70ZM75 65H77V67L75 68L74 66ZM135 65H136V67H137V62L135 63ZM145 65V64H144ZM144 65H142V66H144ZM215 65H218V66H215ZM255 65V66H254ZM4 66V67H3ZM15 66V67H14ZM27 68V69H24L25 67ZM50 66H52V67H50ZM53 66H55V68H58L59 70H60V73H63V74H60V75H58L57 73L59 72V70L58 71H55V73L53 74V72L52 71H54V70H56L55 68H53ZM79 66H81V64H79ZM102 66H105V67H103V68H105L106 70H102V69H100L99 70V68L100 67H102ZM142 66H139L141 69H142ZM155 66V65H154ZM168 68H167V67ZM192 66V67H193ZM235 66H238L239 68H242V72H241V69L240 70H238V69H236L237 67H235ZM256 66H257V68H256ZM8 67H9V69H8ZM13 67V68H12ZM71 67V68H70ZM73 67V68H72ZM113 67V66H112ZM151 67H153V66H151ZM162 67V68H163ZM182 67V68H181ZM189 67V68H188ZM233 67H235V69L233 68ZM259 67H261L260 68V70H257V69H259ZM16 68H17V70H16ZM138 68V67H137ZM139 68V70H141ZM145 68V67H144ZM149 68H150V65H149ZM154 68V67H153ZM156 68H157V66H156ZM185 68V69H184ZM211 68H212V70H215V71H213L214 72V75H213V72H212V70H211ZM214 68V69H213ZM6 69V70H5ZM23 69V70H22ZM53 69V70H52ZM77 69V70H76ZM151 69V68H150ZM160 69H161V67H160ZM169 69V70H168ZM183 71H182V70ZM187 69V70H186ZM190 69V70H189ZM262 69V70H261ZM65 70H67V71H65ZM76 70V71H75ZM80 70V69H79ZM103 71V72H100V71ZM111 70V69H110ZM144 70H149V69H147V67H146V69H144ZM218 70V71H217ZM238 70V71H237ZM26 71V72H25ZM28 71V72H27ZM65 71V72H64ZM105 71V72H104ZM146 71H144V72H146ZM181 71L183 72L182 74H183V78H182V74H181ZM187 71V72H186ZM188 71H193L191 74H189V72ZM210 71H211V73H210ZM217 71V72H216ZM236 71V72H235ZM261 71V72H260ZM12 72V73H11ZM20 72V73H19ZM57 72V73H56ZM139 72V71H138ZM137 72V73H138ZM141 72H142V74L141 75H144V74H147V75H144V76H142L141 78H143V79H145L144 81H145V83L147 82V83H152L151 85H153V80H151V79H153L152 77H151V75L149 74V73H144L142 70H141ZM148 72H150V71H148ZM162 72H163V70H162ZM220 72H219V74H220ZM230 72H231V74H230ZM246 72H248L247 74H246ZM251 72V73H250ZM104 73V74H103ZM105 73H107V75L105 74ZM136 73V74H137ZM176 73H177V71H176ZM209 73V74H208ZM216 73V74H215ZM225 73H224V75H225ZM242 73V74H241ZM263 73V74H262ZM57 74V75H56ZM65 74V75H64ZM71 75L70 76V78L71 79H69L68 81H70V82H68L69 84H67V86H63V84H65V81H67V79H68V76L67 75ZM139 74V75H140ZM152 74V73H151ZM160 74L162 75V73L160 72ZM178 74H177V76H178ZM187 74V75H186ZM206 74H208V75H206ZM238 74H239V76H238ZM246 74V75H245ZM25 75H26V77H25ZM61 75H64V76H67V78L65 77V81H64V79L63 78H61L60 80H61V82L62 81H64V83L63 84H61V87L59 86V85H56V83L59 81V76H61ZM74 75H73V77H74ZM91 75H93V76H91ZM110 75V74H109ZM116 75V74H115ZM138 75V74H137ZM140 75V76H141ZM150 76L151 78H147V76ZM161 75H159V77L161 76ZM171 75H169V76H167L166 78H169V79H165L164 78V76H162V77H157L155 74H154V76H156L157 78H158V80L160 81L159 82V85H164L166 82H167V80H173L174 78H176L177 76H173L172 75V77H173V79H170L171 78ZM196 76V78L195 77H193V76ZM232 75V76H231ZM245 75V76H244ZM2 76V77H1ZM12 76H14V77H12ZM55 76H56V78H55ZM58 76V77H57ZM64 76H62V77H64ZM95 76H97V78L95 77ZM101 76V77H100ZM109 77V79L107 80L106 78L107 77ZM146 76V77H145ZM166 76V75H165ZM181 76V77H180ZM191 76V77H190ZM228 76H231V77H228ZM235 76H236V74H235ZM240 76H242V77H240ZM246 76H248L247 78V80L245 81L244 80V78L246 77ZM17 77V78H16ZM93 77V78H92ZM210 77V78H209ZM226 77L228 78V79H226ZM7 78V79H6ZM29 78V79H28ZM55 78V79H54ZM96 78V79H95ZM113 78V77H112ZM118 77H116L115 76V78L114 79H117ZM157 78H155L154 77V79H155V84H156V82L158 81H156V79ZM162 78H164L165 80H166V82L164 83H162ZM201 80H203V81H201ZM242 78V79H241ZM263 78V79H262ZM18 79V80H17ZM63 79V80H62ZM87 79V78H86ZM113 79V80H114ZM147 79V80H146ZM149 79V80H148ZM161 79V80H160ZM188 79L193 83V82H195L196 83V80L195 79H197V80H199V82L202 84L201 86L203 87H201L200 86V83L197 81V84H196V87H195V83H193V85H192V83L190 82H187L188 81ZM207 79V80H208ZM212 79V80H213ZM241 79V80H240ZM246 79V78H245ZM3 80V81H2ZM25 80V81H24ZM55 80V81H54ZM58 80V81H57ZM84 80H85V78H84ZM95 80V81H94ZM105 80H107V81H105ZM110 80H112V79H110ZM152 82H151V81ZM176 80V79H175ZM174 80V83L173 84H175L176 86H177V82ZM211 80V81H212ZM213 80V81H214ZM243 80V81H242ZM254 80V81H253ZM258 80V81H257ZM5 81V82H4ZM20 81V82H19ZM78 81H76V82H78ZM100 82V85L97 83V82ZM143 81V80H142ZM143 81V82H144ZM234 81V82H233ZM242 81V82H241ZM103 82V83H102ZM169 82V81H168ZM167 82V83H168ZM171 82H169V86H171L170 85V83ZM180 82H178V85L180 86H182V84L180 83ZM187 82V83H186ZM248 82V83H247ZM254 82V83H253ZM3 83H4V85H3ZM14 83V84H13ZM19 83H20V86H19ZM67 83V82H66ZM85 83H86V80H85ZM101 83L102 84H104V83H108V84H105V86L103 85V86H101ZM146 83V84H147ZM162 83V84H161ZM240 85H239V84ZM250 83V84H249ZM45 84H47V85H45ZM59 84H60V81H59ZM95 84H98L99 86H101V88L98 86H96ZM150 84H147V86H145L144 88H145V90H143L142 89V92L140 91V87H137L138 89H139V94L138 95H135V96H138V97H136V98H138V100L140 101V100H142L141 98H143V102H146L148 105H152L153 106V104L154 103H151V102H153V100L152 99H154V91H157V90H154L153 92H152V90L153 89H156V88H153V89H151L149 86H151ZM154 84V85H155ZM173 84H172V88H173ZM225 84V83H224ZM236 86V88H235V86ZM262 84V85H261ZM17 85V86H16ZM29 85V86H28ZM73 85H75V83L73 84ZM83 87H82V86ZM149 85V86H148ZM159 85H156L157 86V88H158V86ZM191 86V90L189 89L190 87L189 86ZM226 85V84H225ZM244 86V88H243V86ZM262 87H261V86ZM8 87V88H6V87ZM24 86V87H23ZM28 86V87H27ZM42 86V87H41ZM84 86H85V88H84ZM155 86V87H156ZM180 86V87H181ZM193 86V87H192ZM230 86H233L235 89H233L232 87H230ZM254 86V87H253ZM2 87V88H1ZM3 87H4V89L5 90H8L7 92L6 91H4V89H3ZM64 87V88H63ZM97 87V88H96ZM151 87H154V86H151ZM178 87V86H177ZM176 87V88H177ZM196 88V90H198L200 87L202 88H200L199 90H198V92L200 91V93L203 95V97H204V99L205 100H203V97H201V95H200V97L202 98H200L201 100H203L202 102V104L200 103L201 101H200V99H198L199 98V93H197V91L196 90H194L195 88ZM226 87V86H225ZM250 87V88H249ZM26 88V89H25ZM28 88H31V89H29V90H31L30 92L31 93H29V92H27V89ZM44 88V89H43ZM242 88L244 89V90H242ZM259 88V89H258ZM13 89V90H12ZM95 89V90H94ZM151 89V90H150ZM183 89L185 90V92H183L182 93V91H183ZM193 89V90H192ZM205 89H206V87H205ZM237 89V90H236ZM246 89V90H245ZM251 89V90H250ZM258 89V90H257ZM261 89V90H260ZM24 90V91H23ZM28 90V91H29ZM34 90H36V92L34 91ZM40 90V91H39ZM186 90H187V99L185 98V99H182V98H184L185 97V94H186ZM190 90V91H189ZM236 90V93L235 92H233V91H235ZM240 90V91H239ZM256 90V91H255ZM79 91V92H80ZM93 91H94V93H93ZM145 91V92H144ZM252 91H253V93H254V95H253V93H252ZM259 91V92H258ZM6 92V93H5ZM32 92H34V94L32 93ZM42 92V93H41ZM71 93V95L69 96V98H67V93ZM138 92H136V93H138ZM191 92H194V93H192V96H191ZM232 92V93H231ZM240 92V93H239ZM242 92H244V93H242ZM260 92H262L261 94L263 95V97H262V95L260 96H257V94H260ZM3 93V94H2ZM8 93V94H7ZM13 93V94H12ZM24 93V94H23ZM27 93H29L30 95L31 94H33V96H32V98L30 99V97L31 96H29L28 98L26 97V94ZM41 93V94H40ZM68 93V94H69ZM87 93V94H86ZM93 93V94H92ZM141 93H143V94H141ZM150 93H153V94H151L150 95ZM185 93V94H184ZM242 93V94H241ZM10 94V95H9ZM37 94V95H36ZM51 94V95H50ZM89 94V95H88ZM99 94V93H98ZM98 94H97V96H98ZM177 94V93H176ZM193 94H196V95H193ZM220 94V95H219ZM251 94L254 96H251ZM106 95H108V94H106ZM178 95H176V97L178 96ZM184 95V97H182ZM223 95V96H222ZM229 95V96H228ZM5 96V97H4ZM22 96H24V97H22ZM52 96V97H51ZM71 96H72V98L74 99V100H76V99H83V100H77L76 102H78V101H80V103L77 105L79 108H78V110H75L73 113H72V109L71 108H68V106H66V104L68 105V103H65V102H67L68 100H66V98L67 99H69L70 101H71ZM89 96V97H88ZM131 96V95H130ZM158 96V94L156 95V97ZM190 96L192 97V98H190ZM220 96V98H218ZM225 96V97H224ZM4 97V98H3ZM106 97V96H105ZM109 97V96H108ZM108 97H107V101L108 102H111L112 103V100L110 99V97H109V99H108ZM125 97H127V96H125ZM132 97V96H131ZM155 97V98H156ZM193 97L195 98L194 99V101L196 100V98L199 100H196L195 102L193 101ZM213 97L216 99L215 101L213 100ZM243 97H245L244 99H243ZM18 98H20V99H18ZM25 98V99H24ZM61 98V99H60ZM65 98V99H64ZM89 98H91V99H89ZM102 98V99H101ZM134 98V97H133ZM189 98L193 101V104H195V105H193V106H195L196 108H198L199 106H200V104H201V106L202 107H200V108H198V109H202L203 111L202 112H200V116H197L196 117V114L198 115V113L197 112H195L194 110V113H196V114H194L193 113V111L191 112V110L190 111H188V109H185V108H188V106L189 107H191V104H190V100H189ZM218 98V99H217ZM223 98H226V100L225 101H223ZM237 98V99H236ZM254 98V99H253ZM260 98V99H259ZM13 99H14V101H13ZM28 99V100H27ZM55 99V100H54ZM63 99V100H62ZM88 99H89V101H90V104H89V102H88ZM128 99V98H127ZM222 99V100H221ZM245 99H246V101H245ZM257 99H258V101H257ZM263 99V100H262ZM27 100V101H26ZM31 100V101H30ZM58 100H59V102L61 103H59L58 102ZM73 100V102H75ZM98 101V102H95V101ZM103 101V102H101V101ZM131 100V102L132 103H128V104H130V106H138V108L140 109V107H141V105H143L142 103V101H137V99L136 100H134L135 101V103H134V101L132 100V99H130ZM129 100V101H130ZM145 100H147V101H145ZM150 102H149V101ZM185 102H184V101ZM186 100H188V102L186 101ZM227 100L229 101L228 103H227ZM252 100V101H251ZM6 101V102H5ZM19 101H21V102H19ZM64 101V102H63ZM83 101V102H82ZM212 101H214V102H212ZM221 101H222V103L223 104H221ZM255 101V102H254ZM2 102V103H1ZM29 104H28V103ZM35 104H34V103ZM75 102V103H76ZM88 102V103H87ZM142 102V103H141ZM218 102H219V105H218ZM240 102V103H239ZM263 102V103H262ZM17 103V104H16ZM31 103V104H30ZM53 103V104H52ZM59 103V104H58ZM81 103H86V104H88L87 105V107L88 108H90L91 110L93 109L94 110V106H91V103H96V104H101L102 106L101 107H99V109H100V112L99 111H95L96 113L95 114H97V115H95V116H97L96 118H95V116H93V115H91L92 117H94L97 121L95 122V120L93 121V119L91 120V125L93 124V126H91L88 122L90 121L89 119H91L92 117L91 116H89V115H86L87 113H86V111H85V115H84V118L82 117L83 115H81L82 114V110H86V109H84V107H85V105L83 106V104H81ZM104 103V104H103ZM186 103V104H185ZM196 103H198L199 105L197 106V104ZM19 104H21V105H19ZM29 106H28V105ZM65 104V105H64ZM77 104V103H76ZM95 104V105H96ZM106 104V105H105ZM109 104V103H108ZM133 104V105H132ZM141 104V105H140ZM163 104V103H162ZM167 104V103H166ZM211 104L209 105V103H208V105H209V107H211ZM224 104H225V106H224ZM237 104V105H238ZM254 104H256V105H261V107L262 108H259V114L257 113V110H258V108H257V106L255 105V106H253L252 108H251V105H254ZM6 105V106H5ZM17 105V106H16ZM58 105L60 106V107H62V105H64V107H62V108H59L58 107ZM93 105V104H92ZM140 105V106H139ZM144 105H146V104H144ZM205 105H207V104H205ZM258 105V106H259ZM2 106H4L3 108H2ZM8 106V107H7ZM10 106V107H9ZM32 106V107H31ZM56 106V107H55ZM82 106H83V109H82ZM104 106V107H103ZM135 106V107H136ZM176 106H178V105H176ZM28 107V108H27ZM96 107V106H95ZM134 107V108H135ZM195 107L193 108V107H191V108H193V109H195ZM205 107V106H204ZM227 109H226V108ZM255 107L257 108V109H255ZM8 108V109H7ZM19 108H20V110H19ZM67 108L68 109H70V111L69 112H62V111H66L67 110ZM137 108V109H138ZM143 108V107H142ZM141 108V109H142ZM174 108V107H173ZM172 108V109H173ZM185 109L186 110V112L188 113H190V116H188L187 114H186V112L185 113H183L184 112V110L183 109ZM190 108V109H191ZM206 108H208L207 106H206ZM213 108V107H212ZM80 109H82V110H80ZM97 108H95V110H96ZM98 109V110H99ZM176 109V108H175ZM178 109H180L181 111H182V113L183 114H185V115H183L182 113H181V111L179 110L178 111ZM198 109H195V110H198ZM225 109V110H224ZM7 110V111H6ZM10 110H11V112H10ZM26 110V111H25ZM256 110V111H255ZM18 111V112H17ZM23 111V112H22ZM68 111V110H67ZM79 111V112H78ZM82 111V112H81ZM89 110H87V112H88ZM149 111V112H148ZM153 111V112H152ZM172 111V112H173ZM219 111H221V110H219ZM246 111V110H245ZM8 112V113H7ZM53 112V113H52ZM60 112H61V114H60ZM93 112V111H92ZM99 112V113H98ZM152 114H151V113ZM165 112V111H164ZM180 112V113H179ZM33 113V114H32ZM77 113V114H76ZM90 113H91V111H90ZM118 113V112H117ZM150 113V114H149ZM154 113V114H153ZM163 113V112H162ZM173 113V114H174ZM188 113V114H189ZM264 113V112H263ZM2 114V115H1ZM52 114V115H51ZM80 114V115H79ZM93 114H94V112H93ZM144 114V115H145ZM191 114H192V120H190V117H191ZM248 114V115H247ZM255 114V115H254ZM257 114V115H256ZM4 115V116H3ZM63 115H64V117H63ZM103 115V117H101ZM110 115V116H109ZM119 115V114H118ZM150 115V116H149ZM154 115H156V116H154ZM165 115H166V113H165ZM195 115V116H194ZM223 115H225V116H223ZM255 117H254V116ZM80 118H79V117ZM100 116V117H99ZM106 116H107V118H106ZM152 116L153 117H156V118H152ZM178 116H176L177 117V119H176V122H177V124H178V122L180 121V119H178V118H181V117H178ZM183 116H188L187 118H185V117H183ZM258 116V117H257ZM91 117V118H90ZM112 117V118H111ZM118 117V116H117ZM260 117V118H261ZM63 118H64V120H63ZM69 118V119H68ZM82 118V119H81ZM102 118V120H99V119H101ZM159 118V119H158ZM195 118H197L196 120H195ZM239 118H241V119H239ZM246 118V117H245ZM244 118V119H245ZM11 119V120H10ZM32 119V120H31ZM87 119H88V122H87ZM103 119H106V121L105 120H103ZM153 119V120H152ZM157 119V120H156ZM174 119V120H175ZM239 119V120H238ZM250 119V120H249ZM16 120V121H15ZM33 120H35V122H33ZM61 120L62 121H64L63 123L61 122ZM68 120V121H67ZM69 120H70V122H69ZM112 120V121H111ZM164 120H167V118L165 119L164 118ZM196 121V123H198V124H196V123H194L195 121ZM238 120V121H237ZM263 120H264V118H263ZM15 121V122H14ZM22 121V122H21ZM24 121H26V122H24ZM31 121V122H30ZM46 121V122H45ZM73 121V122H72ZM188 121V122H187ZM191 121H193V122H191ZM257 121H259L258 119H257ZM256 121V122H257ZM45 122V123H44ZM80 122V123H79ZM114 122V123H113ZM120 122V121H119ZM167 122V121H166ZM187 122V123H186ZM239 122L241 123V124H239ZM247 122V123H246ZM249 122V123H248ZM10 123H12V124H10ZM31 123L33 124V125H31ZM52 123V124H51ZM56 123V124H55ZM75 123V124H74ZM99 125L98 126V128H97V124ZM179 123H181V122H179ZM192 123H194V125H191ZM31 126H30V125ZM57 124H58V126H57ZM66 124V125H65ZM68 124V125H67ZM72 124H73V126H72ZM79 124V125H78ZM81 124H87L88 126H90V129H88V130H86L87 129V127H86V129L84 130L83 128H80V127H83ZM106 124V125H105ZM157 124V125H156ZM231 124H229V125H231ZM253 126H252V125ZM255 124V125H254ZM14 125V126H13ZM45 125V126H44ZM76 125H77V128H76ZM112 125V126H111ZM116 125V126H115ZM180 124H178V126H179ZM183 125V124H182ZM241 125V127H239ZM248 125V126H247ZM11 126V127H10ZM65 126V127H64ZM68 126V127H67ZM101 126V127H100ZM110 126V127H109ZM157 127V128H155V127ZM238 126V129L236 128ZM244 126V127H243ZM10 127V128H9ZM14 127V128H13ZM19 127V128H18ZM92 127H95V128H97V129H95L94 130V128H92ZM115 127V128H114ZM118 127V128H117ZM153 127V128H152ZM185 126H183V128H186ZM187 127V128H188ZM232 127V126H231ZM243 127V128H242ZM258 127V128H257ZM66 128H69V129H66ZM80 128V129H79ZM104 128H106V129H104ZM108 128V129H107ZM114 128V129H113ZM117 128V129H116ZM155 128V130L157 131H153V129ZM163 128V129H162ZM234 128H236V130L234 129ZM240 128H242V130L240 129ZM244 128H247V129H245L244 130ZM263 132H264V125H263ZM72 129V130H71ZM77 129V130H76ZM99 129H100V131H99ZM111 129V130H110ZM159 129V130H158ZM162 129V130H161ZM181 129H182V127H181ZM253 129H255V131H253ZM259 129V130H258ZM16 132H15V131ZM18 130V131H17ZM68 132H67V131ZM71 130V131H70ZM75 131L77 134H78V136H76V134L74 133V134H72V131ZM78 130H81V132H79ZM97 130H98V132H97ZM200 130V131H199ZM234 130H235V132L236 133H240V134H236L235 132H234ZM248 132H247V131ZM256 130H258V131H256ZM57 131V132H56ZM106 131V132H105ZM116 131V132H117ZM183 131V133H185L186 131L185 130H182ZM9 132V133H8ZM12 132V133H11ZM64 132H65V134L67 135V136H69V137H72L71 138V140H69L71 143H72V145H75V146H78L77 144H82L83 142H80L81 140L83 141L84 140V138H85V140L87 139V137H88V140L89 141H85L86 143H87V146H89L88 144H90L92 147H93V143H94V141H95V139H99V140H96V142H97V144L98 145H94L95 147H91L90 146V148H92L91 149V151L93 150H95V152L97 153H95L96 155H97V157H98V153H99V156H100V158L98 157H94V156H91L90 155V150H89V152H88V156L90 157V159L91 160H87V162H88V164H91L92 162L94 163L91 167H89L90 168V170L92 171L93 169H94V172L92 171V173L93 174H89L90 176H91V178L90 177H88L87 176V178H85L86 176H83V171H85L86 172V170H87V168L84 170V168L86 167H84V165H83V167L82 166H80L81 165V163H80V165H79V161H80V159H78V160H76L75 158H68L67 156H68V154H66V156H65V153L64 154H62V149L61 148H59V146H60V140H61V144L65 141V136L66 135H64ZM83 132H85V134L83 133ZM102 132V133H101ZM110 132H111V134H110ZM153 132H156V134L154 135V133ZM197 132V133H196ZM200 132H202V133H200ZM244 132V133H243ZM30 133V134H29ZM56 133V134H55ZM91 133V134H90ZM115 133V132H114ZM162 133V132H161ZM161 133H159V136H161L159 139H163L162 141H166L167 140V142H164L165 143V145H167V143H168V137L167 138H163L162 136H163V133L161 134ZM176 133H178V131L176 132ZM205 135H204V134ZM228 133V132H227ZM233 133H235L236 135H238V136H236L235 134H233ZM109 134V135H108ZM128 134V133H127ZM149 134V133H148ZM161 134V135H160ZM186 134H187V132H186ZM186 134H184V135H186ZM203 134V135H202ZM231 134H229V135H231ZM16 135V136H15ZM44 135V136H43ZM56 135V136H55ZM63 136V138H62V136ZM74 135V136H73ZM146 135V134H145ZM144 135V136H145ZM164 135H167V134H164ZM54 136V137H53ZM66 136V137H67ZM81 137V136H83V138L82 139H80V138H78V137ZM114 136H116L115 134H114ZM113 136V137H114ZM129 136V135H128ZM187 136H188V134H187ZM204 136V137H203ZM245 138V137H247L246 138V140L247 141H245V140H243L242 141V139H243V137ZM251 138H250V137ZM262 136H264V133H262ZM50 137V138H49ZM73 137H75V138H73ZM101 137V138H100ZM105 137V138H104ZM150 137H148L147 138V143H148V141H149V138ZM166 137V136H165ZM176 137H177V135H176ZM180 137H181V140H180ZM203 137V138H202ZM205 137V138H206ZM210 137V136H209ZM235 137V138H234ZM241 137V138H240ZM7 138H9L8 139V141H6L7 140ZM23 138V139H22ZM58 138V139H57ZM79 139V141H76V139ZM142 139H143V137H141ZM208 138V137H207ZM237 138H239V139H237ZM68 139V138H67ZM70 139V138H69ZM77 139V140H78ZM141 139V140H142ZM146 139V138H145ZM165 139V140H164ZM215 140V142H214V140ZM234 139H236L237 140V142L234 140ZM3 142H2V141ZM59 140V141H58ZM119 140H121V139H119ZM141 140H139V142L141 143H143V140L141 141ZM188 140V141H187ZM204 140H205V142H204ZM211 140H213V143H211L212 141ZM241 142H240V141ZM25 141H28V142H25ZM51 141V142H50ZM107 141H109L107 144H109V145H107V146H105V144H106V142ZM177 141H175L174 143H177ZM239 141V142H238ZM84 142V143H85ZM89 142V143H88ZM95 142V143H96ZM99 142V143H98ZM100 142L102 143V144H100ZM105 144H104V143ZM127 142H128V139H127ZM126 142V143H127ZM138 142V140L137 141H135L134 142V144H132V146H134V148H136L135 147V145L137 144V145H139L140 146V143ZM186 142V143H185ZM203 142V143H202ZM5 143H6V145H5ZM26 144V147L24 146L25 144ZM85 143V144H86ZM129 143V142H128ZM139 143V144H138ZM142 143H141V146H142ZM30 144V145H29ZM32 144V145H31ZM54 144H55V146H54ZM56 144H58V145H56ZM158 144V145H157ZM169 144V143H168ZM232 144V143H231ZM248 144V143H247ZM126 145V144H125ZM128 145L130 146V144H127V146L125 147L124 146V148H122V149H127L128 148ZM136 145V146H137ZM181 145V146H180ZM185 145H189V146H187L188 148H185V149H183L182 150V148H184V147H186ZM196 145V146H197ZM221 145H223V144H221ZM220 145V146H221ZM24 146V147H23ZM58 146V148L59 149H61V150H59V151H61L60 153H59V151H55V149H56V147ZM139 146L137 147V148H139ZM140 146V147H141ZM143 146H144V144H143ZM161 146H159V147H161ZM178 146V147H177ZM194 146V147H193ZM233 146V144H232V147H234ZM242 146V149H240V147ZM48 147H50L52 150H50V151H48L47 150V148ZM104 149H103V148ZM147 147H143L144 149H147ZM190 147H192V149H190L191 151L189 152V153H191L190 155L187 153L188 151H186V149H189ZM197 147V148H198ZM217 147V148H216ZM244 147V148H243ZM46 148V149H45ZM89 148V147H88ZM203 148V149H202ZM215 148V149H214ZM223 149H224V147H222ZM230 148H231V151H230ZM19 149V150H18ZM31 149H32V151H31ZM44 149V150H43ZM49 149V148H48ZM108 150L110 149V148H107ZM142 149V147L139 149V150H141ZM157 149H159V148H157ZM161 150H162V148H160ZM159 149V150H160ZM216 149H218L219 151L221 150V152H224L223 154H225L223 157L221 156L222 154H221V152H218V153H220V155H215V153L218 151V150H216ZM238 149V150H237ZM244 149H245V153H244ZM4 150H5V152H4ZM105 150V151H104ZM139 150H137L138 151V153L139 152H141V151H139ZM164 150H166V149H164ZM163 150V151H164ZM185 150V151H184ZM216 150V151H215ZM237 150V151H236ZM240 150V151H239ZM242 150V151H241ZM21 151V152H20ZM23 151V152H22ZM44 152L45 153V159L44 158H42L43 157V153H41V155H40V152ZM53 151H54V155L53 154H51V153H53ZM92 151V152H93ZM125 151V152H124ZM128 149L127 150H123L122 151V154H121V152L119 153V158H117L118 159V161H119V159L121 158V156H124V154H126V160L125 161H127L128 160V157H129V154H128ZM136 151V152H137ZM147 151V150H146ZM145 151V152H146ZM148 151H149V149H148ZM182 151H184L185 153H183ZM196 151V150H195ZM202 151V152H203ZM211 151H213V152H211ZM234 151V152H233ZM15 152V153H14ZM48 152V153H47ZM51 152V153H50ZM58 153V155L60 154V158L62 159V156H63V158H64V160L62 161L61 159H59L58 161H56L59 157H58V155H57V153ZM108 152V151H107ZM111 152V151H110ZM155 152V151H154ZM161 153H162V155L163 154H165V152L163 153L162 151H160ZM176 152V153H175ZM179 152V153H178ZM227 152V153H228ZM237 152H240L241 153V155L243 154H245L244 156L242 155H240V157H239V154L237 153ZM23 153L25 154V155H23ZM27 153V154H26ZM47 153V154H46ZM50 153V154H49ZM130 153H131V151H130ZM181 153V154H180ZM196 153V152H195ZM213 154V156H212V154ZM236 153H237V156H236V158H234L232 155L234 154V156L236 155ZM29 154V155H28ZM100 154H102V156L100 155ZM107 154H109V153H106V155ZM121 154V155H120ZM133 154V153H132ZM146 154V153H145ZM160 154V153H159ZM169 154H171V155H169ZM180 154V155H179ZM187 156H186V155ZM252 154V153H251ZM16 155V156H15ZM18 155L20 156V157H18ZM95 155V156H96ZM147 155V156H148ZM152 157H151V156ZM175 155V156H174ZM176 155H179V156H176ZM255 155V154H254ZM5 156V157H4ZM40 156H42L41 158H40ZM128 156V157H127ZM164 156V155H163ZM172 156V157H171ZM213 158H212V157ZM217 156V157H216ZM219 156H221L222 158H223V160L227 157V158H229L230 159V161H228L227 159H225V160H227V163H226V161L224 160L223 162H221L222 160V158L221 157H219ZM246 156V157H245ZM28 159H27V158ZM88 157V158H89ZM137 157V158H136ZM155 157V158H154ZM192 157V156H191ZM238 157V158H237ZM250 157H253V159H254V162H253V159L251 160L250 159ZM20 158V159H19ZM49 159V163H47L48 162V159ZM53 158L55 159V160H53ZM78 158V157H77ZM123 158V157H122ZM138 158V159H139ZM151 158H153V159H151ZM157 158V159H156ZM166 158V159H165ZM187 158V159H188ZM257 158V159H256ZM261 158H263V157H260V159ZM4 159V160H3ZM21 159H22V161H21ZM52 159V160H51ZM70 161H69V160ZM107 159H110V158H107ZM130 159H131V157H130ZM213 159V160H212ZM250 159V160H249ZM7 160V161H6ZM35 160V161H34ZM44 160V161H43ZM61 160V161H60ZM65 160H67V161H65ZM122 160V159H121ZM120 160V161H121ZM152 160V161H151ZM184 160V162L186 163H183L182 161ZM186 160V161H185ZM244 161V163H243V161ZM247 160V161H246ZM12 161V162H11ZM37 161V162H36ZM53 161H55V162H53ZM89 161H91V163H89ZM107 161V160H106ZM111 161V160H110ZM117 161V160H116ZM119 161V162H120ZM124 161V160H123ZM129 161V160H128ZM178 161V162H177ZM251 161V162H250ZM257 161H259V162H257ZM41 162V163H40ZM45 162L47 163V165L45 164ZM58 162V163H57ZM131 162V161H130ZM180 162V163H179ZM189 162H191V160L189 159ZM212 162H213V164H212ZM220 162L222 163V165H223V170H222V165L220 164ZM225 162V163H224ZM229 162H230V164H229ZM242 162V163H241ZM9 163V164H8ZM19 163V164H18ZM23 164V166H22V164ZM154 163V164H153ZM208 164H209V162H207ZM240 163H241V165H243V166H241L240 165ZM253 163V164H252ZM257 163V164H256ZM14 164L16 165V167L14 166ZM25 164V165H24ZM42 164V165H41ZM45 164V165H44ZM51 164H52V166H51ZM97 164H99V165H97ZM110 164H111V166L113 167H115L116 169H118V171H116V169L115 168H113V169H115V170H112V172L110 171V169L109 168H112V167H110ZM140 164V165H139ZM156 164V165H155ZM216 164V165H215ZM221 167V171H220V168H219V166ZM225 164H227V165H225ZM249 164V165H248ZM261 164V165H260ZM37 165V166H36ZM40 165V166H39ZM67 165V166H66ZM148 165V164H147ZM146 165V166H147ZM188 165V166H187ZM212 165V166H211ZM244 165H246V167H244ZM253 165V166H252ZM22 166V167H21ZM36 166V167H35ZM42 166V167H41ZM45 166V167H44ZM109 167V168H105V167ZM127 166V165H126ZM140 166V167H139ZM142 166V167H141ZM158 166V168H156ZM164 166V167H163ZM214 166V167H213ZM228 166V167H227ZM237 166H238V168H237ZM248 166V167H247ZM261 166V167H260ZM6 167V168H5ZM12 169H14L15 171H16V173L13 175V174H11L14 170H12ZM17 167H18V169L19 170H17ZM20 167V168H19ZM48 167H49V169H50V171H49V169H48ZM105 169H104V168ZM130 167V168H131ZM189 167V168H188ZM231 167V168H230ZM251 167L252 168H254V172H253V169H251ZM260 167V168H259ZM10 168V169H9ZM37 168V169H36ZM123 168V169H122ZM129 168V169H130ZM139 168V169H138ZM144 168V169H143ZM146 168H147V170H146ZM154 168H155V170H154ZM161 169V171H159L160 169ZM164 170H166V171H164ZM166 168V169H165ZM231 170H230V169ZM243 168H246V169H243ZM249 168V169H248ZM22 169H23V172H22ZM29 169H31V170H29ZM33 169V170H32ZM39 169V170H38ZM41 169V170H40ZM97 169H99V170H97ZM126 169H128L127 167H126ZM140 169H141V172H139L138 173V171H140ZM208 169H211V170H209L208 171ZM54 170V171H53ZM58 170V171H57ZM77 170H79V171H81L82 173L81 174H79V172L77 171ZM100 170H102V171H100ZM123 170V171H122ZM136 170H138L137 171V173H136ZM170 170V171H169ZM216 170V171H215ZM228 170V171H227ZM235 172H234V171ZM244 170V171H243ZM259 170H261L260 172L262 173V174H260V172H259ZM29 172V173H27V172ZM34 171V172H33ZM52 171V172H51ZM106 171V172H105ZM107 171H109V172H107ZM113 171H115L114 173H113ZM125 171V172H124ZM127 171V172H126ZM155 171V172H154ZM213 171H215L216 173H214ZM233 171V172H232ZM240 171H241V173H240ZM6 172V173H5ZM21 172V173H20ZM36 172H38V173H36ZM43 172V173H42ZM85 172H84V174H85ZM163 172H164V174H163ZM167 173V175H166V173ZM209 172V173H208ZM228 172V173H227ZM258 172H259V174H258ZM11 175H10V174ZM23 173V174H22ZM51 173V174H50ZM53 173V174H52ZM87 173H88V171H87ZM111 173V174H110ZM118 173V174H117ZM128 173H132V174H128ZM134 173H136V175L134 174ZM140 173H142V175H140ZM144 173V174H143ZM160 173H162V174H160ZM177 173V174H176ZM186 173V175H184ZM212 175H211V174ZM218 173V174H217ZM243 173V174H242ZM6 174L9 176H7L6 177ZM47 174H49V175H47ZM61 174H62V176H61ZM95 174V175H94ZM115 174H116V177H115ZM150 174V175H149ZM168 174H170V175H168ZM183 174V175H182ZM225 174H226V176H225ZM233 174V175H232ZM13 175V176H12ZM23 175H24V177H23ZM29 177H28V176ZM55 175V176H54ZM57 175V176H56ZM94 175V176H93ZM110 175H111V177H110ZM120 175V176H119ZM132 175V176H131ZM153 175V176H152ZM166 175V176H165ZM180 175V176H179ZM182 175V176H181ZM228 175V176H227ZM243 175V176H242ZM3 176H5V177H3ZM16 178H15V177ZM20 176V177H19ZM31 176V177H30ZM71 176H72V178H71ZM76 176H77V180H80L81 182H79L78 181V183H82V184H85L86 186H81V185H79L78 186V183L76 182L77 180H76ZM97 176V177H96ZM113 176V177H112ZM131 176V177H130ZM142 176V177H141ZM143 176H144V178H143ZM151 176V177H150ZM165 176V177H164ZM173 176V177H172ZM179 176V177H178ZM204 176H205V178H204ZM209 176V177H208ZM230 176H232V177H230ZM241 176V177H240ZM246 176V177H245ZM1 177H3V178H1ZM19 177V178H18ZM21 177H22V179H21ZM36 177V178H35ZM45 177V178H44ZM48 179H47V178ZM56 177V178H55ZM60 177V178H59ZM97 178V179H95V178ZM101 177V178H100ZM127 177V179H125ZM129 177V178H128ZM168 177H170V178H168ZM177 177L178 179H176L175 180V178ZM206 177H207V179L209 178L210 180H209V182H208V180L206 179ZM229 177V178H228ZM236 177V178H235ZM26 178V179H25ZM29 178V179H28ZM99 178H100V180L101 181H99ZM115 178V180H112V179H114ZM132 178V179H131ZM167 178L169 179V181L167 180ZM182 178V179H181ZM189 180H188V179ZM220 178V179H219ZM224 178V179H223ZM231 178V179H230ZM240 178V179H239ZM249 178H250V180H249ZM253 178V179H252ZM6 181H5V180ZM44 179V180H43ZM74 179V180H73ZM90 179V180H89ZM129 179V180H128ZM134 179H135V181H134ZM147 179V180H146ZM185 179H187L186 181H185ZM215 179V180H214ZM244 179V180H243ZM16 180V181H15ZM64 180V181H63ZM66 180V181H65ZM76 180V181H75ZM118 180V181H117ZM166 180V181H165ZM172 180V181H171ZM182 182H181V181ZM206 180H207V182H206ZM223 180H225V181H223ZM229 180H231V181H229ZM233 180H235V181H233ZM253 180V181H252ZM3 181V182H2ZM45 181V182H44ZM115 181V182H114ZM174 181H176V182H174ZM183 181L184 182H186V183H183ZM187 181H188V183H187ZM194 182V183H191V182ZM200 181V182H199ZM213 181V182H212ZM250 181H251V183H250ZM22 182V183H21ZM63 182V183H62ZM128 182V184H125V183H127ZM137 182V183H136ZM161 182V183H160ZM164 183V186H163V183ZM168 182V183H167ZM173 182H174V184L175 185H173ZM226 182H228V184H229V186H227L228 184L226 183ZM231 182H234V183H232L231 184ZM255 182V183H254ZM259 182V183H258ZM65 183V184H64ZM111 183V184H110ZM115 183H117V184H115ZM124 183V184H123ZM130 183L132 184V185H130ZM180 183H182L181 185H180ZM193 184L192 186H191V184ZM196 183H197V185H199L198 187H200V186H202V187H200V189L201 188H203V187H207L206 188V192L203 190V189H201V190H203L202 191V195H201V197H200V202L198 201V203H197V205L196 206H198V205H200V204H204V205H208V208L207 207H204L203 209H202V213L204 214V217H206L205 215V213H208L207 215V219L205 218V219H203L202 218V213H201V211H199L200 210V206H198V207H196L195 209H194V207H195V203H194V206H193V199H194V201H196V199L195 198H197V199H199L198 198V196H197V194H195V193H197V192H195L196 190H197V188H196ZM198 183H201V184H198ZM211 185H210V184ZM214 183V184H213ZM221 184V187H219L220 186V184ZM222 183H223V185H222ZM246 183H248V184H246ZM257 183V184H256ZM113 184V185H112ZM151 184H152V187L154 186V189L151 187ZM170 184L172 185V186H170ZM185 184V185H184ZM195 184V185H194ZM205 184H207L206 186H205ZM226 184V185H225ZM241 184H243V185H241ZM245 184V185H244ZM254 184V185H253ZM2 185V186H1ZM119 185V186H118ZM125 185H127V186H131L130 188H128V187H126L127 188V194H124L125 193V191H124V193H122V191H123V187H125ZM140 185V186H139ZM183 185H184V187H183ZM186 185H188V188H187V186ZM190 185V186H189ZM219 185V186H218ZM12 186H14V187H12ZM53 186V187H52ZM63 186V187H62ZM123 186V187H122ZM132 186H133V188H132ZM136 186V187H135ZM149 186V187H148ZM157 186V187H156ZM180 186H182L181 188H180ZM213 186V187H212ZM223 186V187H222ZM225 186H227V187H225ZM238 186V187H237ZM45 187H47V188H45ZM117 187V188H116ZM137 187H138V189H137ZM141 187V188H140ZM171 189H170V188ZM178 187V188H177ZM196 188V190H194V191H192L193 189H195ZM239 189L240 187V189H246V190H241L242 192H241V196L239 195L240 194V192H237V188ZM17 188V189H16ZM35 188V189H34ZM37 188V189H36ZM55 188V189H54ZM62 188V189H61ZM116 188V189H115ZM121 188V189H120ZM135 188V189H134ZM148 188V189H147ZM170 190H169V189ZM175 190H174V189ZM183 188V189H182ZM185 188V189H184ZM189 188H191V189H189ZM204 188V189H205ZM213 188V189H212ZM217 188H218V190H217ZM9 189V190H8ZM27 189V190H26ZM31 189H32V191H31ZM52 189V190H51ZM100 189V190H99ZM119 191H118V190ZM140 189V190H139ZM165 189H166V192H164L165 191ZM178 189V190H177ZM199 189V190H200ZM220 189V190H219ZM229 189H230V191H229ZM261 189V190H260ZM263 189V190H262ZM88 190H91V193L90 194H94L95 192V195H90V196H94V198H95V196H101V198H100V200H102V199H104L107 203H103V205L101 204V206L103 207V206H105L106 204H107V206H105V207H103V209L105 208V210L106 211H102L103 209H101V211H102V213L104 212H108V213H105L106 215L104 216V217H106L105 219H109L110 218V222H108V224H104V226L105 225H107V227H105V228H103L101 225L99 226V227H101V228H99L98 226H97V224H94L93 225V227H90V228H92L93 230H95L94 231V233H91V232H93V230L91 229V231L90 230H88V223L89 222H91L92 224L93 223H95V219H93L92 218V214L94 213V212H97V211H95L96 210V208H95V203H97L98 202V200H99V198L98 197H96V199L98 198V200H97V202H95L96 201V199H94L93 197H89L88 196V193L90 192H88L87 193V191ZM117 190V191H116ZM125 190V189H124ZM150 190V191H149ZM155 190V191H154ZM180 190V191H179ZM215 190H217V194L215 193ZM223 190V191H222ZM236 190V191H235ZM101 191V192H100ZM120 191H121V193L122 194H120ZM142 191V192H141ZM152 191H153V194H152ZM179 193H178V192ZM198 191V190H197ZM210 192V193H208V192ZM214 191V192H213ZM228 191V192H227ZM259 191H260V193H259ZM15 192V193H14ZM18 192V193H17ZM23 192V193H22ZM31 192V193H30ZM34 192V193H33ZM54 192H55V194H54ZM76 192H77V194H76ZM84 193V195H83V193ZM106 192V193H105ZM161 192V193H160ZM194 192V194H192ZM234 192V193H233ZM246 192H248V194L249 195H245V194H247ZM87 193V194H86ZM102 193V194H101ZM201 192H199V194H200ZM212 193L213 194H216V196L215 195H213V198L214 199H212V197H211V195H212ZM223 193H225V196L223 197V195H220V194H223ZM236 193H237V195H236ZM261 195H259V194ZM20 194V195H19ZM60 194V195H59ZM75 194V195H74ZM79 194V195H78ZM86 194V195H85ZM97 194V195H96ZM167 194V195H166ZM185 194V195H184ZM211 194V195H210ZM227 194V195H226ZM28 195V196H27ZM30 195V196H29ZM183 195V196H182ZM192 195V196H191ZM196 197H195V196ZM206 196V197H204V196ZM229 195V197H227ZM245 196V198H246V200L243 198L244 196ZM260 197H259V196ZM59 196V197H58ZM88 196V197H87ZM237 198H235V197ZM254 196V197H253ZM22 197H23V199H22ZM30 197V198H29ZM66 197V198H65ZM74 197H76V198H74ZM133 197V201L131 200V198ZM138 197V198H137ZM146 197V198H145ZM160 197H161V199H160ZM163 197V198H162ZM165 197V198H164ZM180 197V198H179ZM191 197H193V198H191ZM219 198V199H216V198ZM239 197V198H238ZM251 197H253V198H255V199H253L252 198V200H251ZM258 197V198H257ZM28 198V199H27ZM92 198V199H91ZM159 198V199H158ZM171 198V199H170ZM188 198V199H187ZM204 198H209L208 199V201H206L207 199H204ZM226 198H228V199H226ZM241 198V199H240ZM250 198V199H249ZM263 198V199H262ZM26 199V200H25ZM146 199V200H145ZM192 199V200H191ZM201 199H204L205 200V202H204V200H201ZM210 199H212V201L213 200H217V201H215L216 203L215 204H213L212 206H211V204L213 203ZM222 199V200H221ZM226 199V200H225ZM248 199V200H247ZM20 200V201H19ZM62 200H63V203H61L62 202ZM67 200V201H66ZM76 200V201H75ZM81 200H84L85 202H87L86 204L84 203V201H81ZM95 200V201H94ZM99 200V201H100ZM121 200H123L122 202H125L124 200H131L130 202H132L131 204H130V202H127L126 204L128 205L129 204V207H128V209H125V208H127V207H125V208H122V210H120V207L119 208H117V210H119V212L115 209L116 207H118L119 206V204H120V201ZM161 200H162V203H163V205H162V203H161ZM168 200V201H167ZM186 200V201H185ZM218 200H220L219 202H223L224 200L226 201L224 204L223 203H221V205L219 204V202H218ZM239 200H241V201H239ZM254 200V201H253ZM31 201V202H30ZM93 201L95 202L94 203V207L91 205V204H93ZM114 201V202H113ZM143 201H144V203H143ZM172 201V202H171ZM210 201H211V203H210ZM229 201V202H228ZM233 201V202H232ZM243 201V202H242ZM256 201V202H255ZM102 201H100V202H98V204H99V207H100V203H101ZM104 202V201H103ZM113 202V203H112ZM115 202H117V204L116 205H118V206H116L115 205ZM135 203V205H134V203ZM139 202V203H138ZM182 204V205H180V203ZM197 202V201H196ZM231 202V203H230ZM249 202V203H248ZM255 202V203H254ZM261 202V203H260ZM15 203V204H14ZM30 203V204H29ZM51 203H53V204H51ZM78 203H80V204H78ZM84 203V204H83ZM110 203V204H109ZM112 203V204H111ZM166 203V204H165ZM192 203V204H191ZM87 204H90V205H87ZM123 204H125V203H123ZM139 204V205H138ZM140 204H142L141 206H140ZM189 204V205H188ZM202 204V207L204 206ZM248 204V205H247ZM8 205V206H7ZM16 205V206H15ZM21 205V206H20ZM52 205V206H51ZM64 205H65V207H64ZM80 205V206H79ZM84 205V209L87 207L88 209L90 208V210H89V212L91 213H89V214H86V215H89V217L88 218H85V221H88L87 222V229L85 230V226H83V225H81V226H83V227H81V226H78L79 224L78 223H80L81 222V220H80V222H78L79 220V216L78 215H84V216H86L85 214H83L84 213V210H83V208L81 207V206H83ZM121 205H122V203H121ZM138 205V206H137ZM165 205V206H164ZM187 205V206H186ZM192 205V206H191ZM216 205V206H215ZM220 205V206H219ZM222 205L223 206H225V208L227 207V208H229L230 206H232L231 208H229V213H227V212H225V215H227V216H225L224 217V215L222 214L221 215V213H223L224 212V210H223V208H222ZM230 205V206H229ZM233 205H235L236 207H234ZM241 205V206H240ZM252 205V206H251ZM253 205H254V207H253ZM7 206V207H6ZM114 206V207H113ZM126 206V205H125ZM132 206V207H131ZM134 206V207H133ZM172 206V207H171ZM175 206H177V207H175ZM210 206V207H209ZM220 207L219 209L218 208H216V207ZM12 207V208H11ZM15 207V208H14ZM18 207V208H17ZM27 207V208H26ZM64 207V208H63ZM93 207V208H92ZM97 207H98V205H97ZM102 207H100V208H102ZM110 209H109V208ZM113 209H115V211L113 210L112 211V208ZM123 207V206H122ZM137 207V208H136ZM139 207V208H138ZM190 207H192V208H190ZM213 207V208H212ZM24 208V209H23ZM79 208H82V210H83V212L81 211V209H80V213H79ZM87 208H86V210H87ZM92 208V209H91ZM109 210H108V209ZM164 208V209H163ZM175 208H177V209H175ZM187 208H188V210H187ZM189 208H190V210H189ZM212 208V209H211ZM226 208V209H227ZM253 208V209H252ZM10 209V210H9ZM93 209H95L94 211H93ZM131 209V210H130ZM159 209V210H158ZM184 211H183V210ZM206 209H208L205 213H204V211L206 210ZM211 209V210H210ZM217 209H218V211H217ZM255 209V210H254ZM30 212H29V211ZM57 210H58V212H57ZM85 210V211H86ZM98 210V209H97ZM108 210V211H107ZM128 210V211H127ZM135 210H136V212H135ZM163 210V211H162ZM198 212H200V213H198ZM204 210V211H203ZM228 210V209H227ZM246 210V211H245ZM248 210V211H247ZM252 210V211H251ZM14 211H15V213H14ZM63 211V212H62ZM78 211V213L76 214V212ZM117 211V212H116ZM138 211V212H137ZM221 211V213L219 214V212ZM223 211V212H222ZM226 211V210H225ZM233 211V212H232ZM252 212V213H250V212ZM10 212V213H9ZM115 213V214H113L112 215V213ZM184 212V213H183ZM212 212V213H211ZM29 213V214H28ZM41 213V214H40ZM70 213V214H69ZM76 215H75V214ZM87 213V212H86ZM165 213V214H164ZM178 213H180V214H178ZM227 213V214H226ZM12 214V215H11ZM53 214V215H52ZM167 214V215H166ZM172 214H174V215H172ZM209 214L211 215V216H209ZM221 215V216H223V217H221V216H219V215ZM232 214H233V216H232ZM258 214V215H257ZM16 215V216H15ZM18 215V216H17ZM66 215H67V217H66ZM94 215V214H93ZM109 215H111L112 216V218L109 216ZM177 215V216H176ZM185 215V216H184ZM197 215L199 216V218L201 219V222H199L200 221V219H198V217H197ZM202 215V216H201ZM235 215V216H234ZM255 215V216H254ZM14 216V217H13ZM26 216V217H25ZM53 216V217H52ZM76 216H78L79 218H77ZM91 216V217H90ZM116 216V217H115ZM127 216V217H126ZM164 216V217H163ZM216 216V217H215ZM237 216H239L238 218H237ZM244 216V217H243ZM252 216V217H251ZM256 216H258L257 218H256ZM37 217V218H36ZM54 217H55V219H54ZM95 217V216H94ZM107 217H109V218H107ZM157 217H159V218H157ZM174 217V218H173ZM176 217V218H175ZM177 217L178 218H181V219H183V220H181L182 221V223H181V221L179 222V219L177 220ZM195 217H197V221H196V219H195ZM221 217V218H220ZM256 218V220L257 221H260L259 223L258 222H256V220L254 221V222H252V219H255ZM58 218V219H57ZM60 218V219H59ZM82 218L84 219V217L82 216ZM168 218H169V220H171L170 222L172 223V225H170V224H166V222H169L168 221ZM187 218V219H186ZM188 218H193L191 221L193 222V223H195V226H194V224L192 225H190V228L191 229H187L188 227H189V224H187L189 221V219ZM210 218H211V221H212V224L210 223ZM233 218V219H232ZM6 219H7V222H6ZM22 219V220H21ZM35 219V220H34ZM54 219V220H53ZM68 219V220H67ZM74 219V220H73ZM103 220H104V218H102ZM163 219V220H162ZM173 219H175V221H173ZM220 219H222V221L223 222H225V220L226 221H228L227 223H231L232 225H230L229 227L227 226V225H225ZM237 219V220H236ZM21 222H20V221ZM38 220V221H37ZM53 220V221H52ZM59 220V221H58ZM64 220V221H63ZM72 220V221H71ZM163 221V222H161V221ZM185 220V221H184ZM195 220V221H194ZM238 220H239V222H238ZM12 221V222H11ZM18 221V222H17ZM23 221V222H22ZM68 221V223H66ZM109 221V220H108ZM166 221V222H165ZM173 221V222H172ZM215 221V222H214ZM240 221H241V223H240ZM4 222V223H3ZM45 222V223H44ZM70 222H72V226H75V233H74V235L76 236V234H78V230H79V232H80V235L82 236V235H84L85 234V232L87 233V235L89 234V231H90V234H93L92 236H95L94 234H97V231L98 232H100V234L102 235V232H103V229H104V232H107V231H109L108 233H106V235L108 236V234L109 233H111V234H109L110 236L112 235V239L110 238V236L108 237V238H110L111 240H112V242H110L109 240H107V244H104L105 242H106V237H105V233L103 232V237L105 238V239H101V240H99L100 238H102V236L100 237V236H98L99 234H97L95 237H94V239L96 240V241H94V239H92L90 242H89V245H85L83 248H82V246H80L79 245V252L78 251H76L75 252V249H74V245L75 244H77V243H75V244H73V241L75 242V240H73L74 238H73V236L72 237H70V235H69V233H68V229L69 228H73L72 226L70 227V226H68L69 225V223ZM103 222V221H102ZM169 222V223H170ZM176 222V223H175ZM185 222H187V223H185ZM197 222V223H196ZM202 222H206L208 225L206 226V227H208V226H210V225H212L211 227H213L211 230H209V228L208 229H206V227L204 226L205 224H203ZM245 222V223H244ZM246 222H251L250 224H249V226H247L248 224H246ZM6 223V224H5ZM20 223H21V225H20ZM44 223V224H43ZM52 223V224H51ZM55 223L57 224V225H55ZM65 223V224H64ZM73 223H74V225H73ZM82 223V222H81ZM90 223V224H91ZM110 223V224H109ZM173 223L175 224V226H176V229H177V232H176V229H173V228H175V226L173 225ZM178 223H179V225L180 224H182L183 225V229L181 228V225L180 226H178L177 227V225H178ZM184 223L186 224V227H184ZM190 223V222H189ZM198 223H201V224H198ZM240 223V224H239ZM255 223H258V224H255ZM100 224H102L101 222H100ZM102 224V225H103ZM196 224L197 225H200V230L201 231H203V230H205L206 229V232L205 231H203V232H205L206 234H207V230H209L210 231V233H208V235L209 236H211L210 238L211 239H209L208 237H206L207 238V240L209 239L210 240V242H209V240L207 241V240H205L204 241V238H205V233H203L202 232V234L204 235V237H203V235H201V237L199 236V235H197V233H199V234H201L199 231H198V229L196 228ZM202 224H203V226H204V228H202L201 226H202ZM237 224V225H236ZM244 224V225H243ZM16 225V227H14ZM42 225H44V227L42 226ZM70 225H71V223H70ZM85 225V224H84ZM109 225H110V227H109ZM162 225H163V227H162ZM168 225H170L169 227H171V228H169V227H167V229H166V226ZM221 225V226H220ZM242 226L241 228H239V226ZM246 225V226H245ZM35 226H36V228H35ZM52 226V227H51ZM67 226L69 227L67 230H65V228H67ZM78 226V227H77ZM92 226V225H91ZM94 226H97V228L99 229V230H96L95 228H94ZM135 226V227H134ZM188 226V227H187ZM217 226V227H216ZM220 226V227H219ZM228 227V229H227V227ZM259 226V225H258ZM47 227V228H46ZM82 229H81V228ZM131 227V228H130ZM180 227V228H179ZM218 227H219V229H221V230H219L218 229ZM83 228H84V230H83ZM103 228V229H102ZM108 228V230L106 231V229ZM168 228H169V231H168ZM225 228V229H224ZM232 228V229H231ZM39 229V230H38ZM47 229V230H46ZM50 229V230H49ZM102 229V230H101ZM110 229V230H109ZM181 229H182V231H181ZM184 229H186V230H184ZM195 229V230H194ZM203 229V230H202ZM214 229V230H213ZM248 229V230H247ZM80 230H83L82 232L84 233V234H81L82 232L80 231ZM127 230H128V232H127ZM137 230V231H136ZM145 230V231H144ZM148 230H149V232H148ZM184 230V231H183ZM190 230H191V232H190ZM236 232H235V231ZM252 230V231H251ZM66 232L67 231V233L68 234H66V235H69L68 236V238L70 237V238H72V243H70L71 241H69V243L70 244H68V240H71L70 238L68 239V238H66L67 236L65 235V237L62 235L61 236V233L62 234H64L63 232ZM73 231V230H72ZM88 231V232H87ZM130 231V232H129ZM135 231H136V235H135ZM147 231V232H146ZM175 232V234H174V232ZM181 233H180V232ZM188 231V232H187ZM197 233H196V232ZM222 233H221V232ZM31 232V233H30ZM49 232V233H48ZM74 232V231H73ZM137 232L140 234V235H137ZM143 232V233H142ZM145 232V233H144ZM164 232V233H163ZM182 232L184 233V234H182ZM187 232V233H186ZM229 232V233H228ZM247 232H248V234H247ZM252 232V233H251ZM51 233V234H50ZM54 233V234H53ZM71 233V232H70ZM141 233H142V235H141ZM147 233V234H146ZM151 233V234H150ZM180 233V234H179ZM213 233H215V234H217L216 236H215V234H214V236H212L213 235ZM219 233V234H218ZM33 234H34V236H33ZM37 234V235H36ZM52 234H53V236H52ZM58 234V235H57ZM73 234V233H72ZM71 234V235H72ZM164 234V235H163ZM165 234H166V236H165ZM170 234H172L173 235V237L170 235ZM182 234V235H181ZM186 234V235H185ZM212 234V235H211ZM232 234V235H231ZM35 235H36V237H38L37 238V241H40V238H41V240L43 241L42 243V247H41V245H40V243H39V247H38V245H37V241H36V238H35V240H34V237H35ZM44 235V236H43ZM153 235V236H152ZM223 235V238H221V236ZM254 235V236H253ZM259 235V236H258ZM33 236V237H32ZM74 236V237H75ZM79 235H77L76 236V239H77V237H78ZM91 236V235H90ZM144 236V237H143ZM177 236V237H176ZM180 236H182V237H180ZM230 236H232V237H230ZM252 236V237H251ZM40 237V238H39ZM53 237V238H52ZM58 237H60L61 238V240H60V238L58 239ZM64 237V238H63ZM80 237V236H79ZM78 237V239L79 240H81V241H83V238L85 237H87V239H85L84 238V242L87 240L88 241V237H89V235L88 236H86V235H84V237L82 238H79ZM98 237V238H97ZM143 237V238H142ZM168 237V238H167ZM216 237V238H215ZM218 237H219V239H218ZM248 237V238H247ZM252 239H251V238ZM45 238H44V240H45ZM65 238H66V241H65ZM183 238H184V240H183ZM199 238H203V242H202V239L199 241L198 239ZM221 238V239H220ZM228 238V239H227ZM234 238V239H233ZM31 239H32V241H31ZM39 239V240H38ZM53 239V240H52ZM55 239H57L56 241H55ZM62 239H64V241H62ZM114 239H116V241H117V243H118V245L116 244V245H114L113 243H115V241H114ZM136 239V240H135ZM144 239V240H143ZM172 239V240H171ZM186 239V240H185ZM218 239V240H217ZM230 239V240H229ZM261 241H260V240ZM59 240V241H58ZM78 240V241H79ZM89 240H90V238H89ZM103 240H105V242H103V243H101ZM123 240V241H122ZM138 240V241H137ZM150 240L151 241H155V243H153V242H150ZM164 240H166V241H164ZM182 240H183V242H182ZM243 240V241H242ZM250 240V241H249ZM35 241V242H34ZM109 241V242H108ZM164 241V242H163ZM168 241V242H167ZM170 241H172V242H170ZM182 243H181V242ZM186 241V242H185ZM187 241H189L188 242V244H187ZM196 241H197V243H196ZM219 241V242H218ZM228 241V242H227ZM263 241V242H262ZM41 242V241H40ZM50 242H49V244H50ZM145 242V244L144 245H146L145 247H144V245H143V243ZM175 242V243H174ZM185 242V243H184ZM217 242V243H216ZM229 242H230V244H229ZM80 243V242H79ZM82 243V242H81ZM86 244L88 243V242H85ZM84 243V244H85ZM92 243V244H91ZM108 243H109V245H108ZM113 245H112V244ZM137 243V244H136ZM149 243V244H148ZM153 243V244H152ZM165 243H166V245H169V246H171V247H166V249L167 248H172L175 244H176V248L175 247H173L172 249H175L174 251H175V254L173 253L174 251L172 250V252H171V249H170V251L169 250H167V252L164 250V249H162V250H164L167 254H165V252H162V254L163 255H166V257L165 258H161V256L162 255H160V250L158 249V248H156V247H159L160 249H161V247H163V248H165L164 246H165ZM168 243H171V244H173V245H171V244H168ZM184 243V244H183ZM190 243V244H189ZM198 244H200V245H198V247L200 246H202L201 248H196L197 247V245ZM209 243V244H208ZM251 243V244H250ZM110 244H111V246H110ZM124 244V245H123ZM151 244V245H150ZM178 244V245H177ZM181 244V245H180ZM187 244V245H186ZM193 244H194V246H193ZM201 244H204V245H201ZM207 244L209 245V247H210V249H208V246H207ZM225 244V245H224ZM257 244V245H256ZM34 245V246H33ZM37 245V246H36ZM78 245V244H77ZM83 245V244H82ZM99 245V246H98ZM103 245V246H102ZM130 247H129V246ZM155 245V246H154ZM156 245H158V246H156ZM164 245V246H163ZM180 245V246H179ZM252 247H251V246ZM44 246H45V249L43 248V250L42 251H44L45 252V254L46 253H48L49 251L50 252H52L53 254L51 255V257H52V259H54L53 257L56 255V254H54V252L52 251V249H51V247H52V245H50L51 247H50V250H49V247L48 246H46V243L44 244ZM113 246H115V248L113 247ZM116 246H118V247H116ZM135 246H137L136 248H135ZM186 246V248L185 249H183L184 247ZM254 246V247H253ZM36 247H38V248H40L39 249V251H35V250H37V248ZM48 247V248H47ZM57 247V246H56ZM76 247V246H75ZM96 247V248H95ZM102 247H103V251L105 252V253H103V251H102ZM110 247V248H109ZM124 247V248H123ZM142 247H144V248H142ZM149 247V248H148ZM180 247H181V249H180ZM183 247V248H182ZM194 247V248H193ZM246 249H245V248ZM259 247V248H258ZM33 248H35V249H33ZM46 248L49 250L48 252H46L47 250H46ZM55 248V247H54ZM65 248V249H64ZM71 248V249H70ZM77 248V247H76ZM81 248H82V250H81ZM105 248V249H104ZM121 248V249H120ZM134 248V249H133ZM142 248V249H141ZM244 248V249H243ZM260 250H258V249ZM263 248V249H262ZM57 249H59V252L61 253V249H60V246H59V248L57 247ZM67 249V250H66ZM109 249H111V250H109ZM127 249V250H126ZM128 249H129V251H128ZM150 249H151V251H150ZM180 249V250H179ZM207 249V250H206ZM250 249V250H249ZM54 250H56V248L54 249ZM61 250V251H60ZM74 252H73V251ZM124 250H126V251H124ZM131 250V251H130ZM143 250V251H142ZM147 250V251H146ZM202 250H204V251H202ZM252 250H254V251H252ZM41 251V252H42ZM58 251V250H57ZM57 251H55V253L57 252ZM72 251V252H71ZM88 251H89V253H88ZM128 251V252H127ZM146 251V252H145ZM153 251H155V252H153ZM180 251V253H178ZM27 252V253H26ZM30 252V253H29ZM34 252V253H33ZM41 252L39 253V254H41ZM44 252H42V253H44ZM119 252V253H118ZM158 252H159V254H158ZM169 252V253H168ZM182 252V253H181ZM204 252H206L205 254H204ZM208 252H210V254L208 253ZM252 252V253H251ZM255 254H254V253ZM29 253V254H28ZM59 253V254H60ZM82 253V254H81ZM109 253H110V255H109ZM131 253V254H130ZM144 253H146L145 255H144ZM170 253H173V254H170ZM177 253H178V256H177ZM183 253H184V256L185 257H183L182 255H183ZM189 253V252H188ZM259 253V254H258ZM262 253V254H261ZM32 254H34L33 256H32ZM59 254H58V258H59ZM88 254H91V255H88ZM93 254V255H92ZM101 254V255H100ZM105 254V255H104ZM137 254H138V256H137ZM180 254H181V258H180ZM247 254V256H245ZM248 254H250V255H248ZM253 254V255H252ZM261 254V255H260ZM27 255V256H26ZM41 255H43V254H41ZM48 255H50V254H48ZM47 255V256H48ZM54 255V256H53ZM62 255H64V254H62ZM72 255V256H71ZM144 255V256H143ZM152 255V256H151ZM157 255V256H156ZM175 255V256H174ZM242 255H243V258H242ZM252 255V256H251ZM38 256V255H37ZM47 256H45V255H43V256H41V257H44L45 259H48V260H51V257H47ZM67 256H63L64 258L65 257H67ZM89 256V257H88ZM117 256V257H116ZM129 256V257H128ZM146 256V257H145ZM156 256V257H155ZM169 256V257H168ZM205 256V257H204ZM207 256H209L210 258H208ZM257 256V257H256ZM17 257V258H16ZM20 257H22V258H20ZM35 259H33V258ZM36 257V258H35ZM56 257H57V255H56ZM55 257V258H56ZM61 257V256H60ZM76 257H77V260H76ZM97 257V258H96ZM103 257V258H102ZM105 257V258H104ZM138 257V258H137ZM141 257V258H140ZM148 257H150V258H148ZM168 257V258H167ZM172 257V258H171ZM174 257V258H173ZM203 257V258H202ZM63 258V261H61L62 259L61 258H59L58 260H56V259H54V260H56V262L58 263V264H66L67 262H70L69 260H71L70 258H66V259H64ZM132 258V259H131ZM145 258V259H144ZM147 258V259H146ZM181 260H180V259ZM192 258V259H191ZM212 258V259H211ZM217 258V259H216ZM252 258H254L255 259V261H254V259H252ZM257 258V259H256ZM260 258V259H259ZM31 259V260H30ZM32 259L34 260V261H32ZM39 259H42V258H39ZM61 259V260H60ZM80 259V260H79ZM135 259V260H134ZM151 261H150V260ZM156 259V260H155ZM167 259H169V262L167 261V263H165L164 261H166ZM197 260V261H195V260ZM207 259H210V261H208ZM218 259H219V261H218ZM247 260V261H244V260ZM18 260V262H15V261H17ZM22 260H21V263H22ZM30 260V261H29ZM54 260H52V262L54 261ZM79 260V261H78ZM89 260V261H88ZM132 260H134V261H132ZM164 260V261H163ZM178 260H180V261H178ZM195 261V262H193L192 263V261ZM259 260V261H258ZM26 261H28V262H26ZM38 261V263H39V260H37ZM41 261H43V259L41 260ZM75 261V262H74ZM143 261V262H142ZM147 261V262H146ZM154 261V262H153ZM184 261H187V260H184ZM241 261V262H240ZM10 262V263H9ZM48 261H44V262H42V263H44V264H48L49 262H51V261H49L48 263H47ZM51 262V263H52ZM70 262V263H71ZM87 262H90V263H87ZM100 262V263H99ZM211 262V263H210ZM255 262V263H254ZM260 262V263H259ZM20 263V264H21ZM55 262H53L52 264H54ZM70 263H67V264H70ZM183 263V262H182ZM181 263V264H182ZM33 264V263H32ZM41 264V263H40ZM184 264V263H183ZM187 264H188V262H187Z\"/></svg>","mask_w":264,"mask_h":264},{"label":"bare ground","instance_id":"bare-ground-1","mask_svg":"<svg viewBox=\"0 0 264 264\" xmlns=\"http://www.w3.org/2000/svg\"><path fill=\"white\" fill-rule=\"evenodd\" d=\"M5 1H6V0H5ZM14 1H15V0H14ZM14 1H13V2H14ZM17 1H18V0H17ZM19 1H20V0H19ZM30 1H31V0H30ZM40 1H43V0H40ZM40 1H39V2H40ZM50 1H51V0H50ZM53 1H55V0H53ZM53 1H52V4H54ZM58 1H60V0H58ZM62 1H63V0H61V2H62ZM105 1H106V0H100V3H99V0H97V2H95V3H97V4H95V5H98V3H99L100 5L103 6L104 3H105ZM128 1H129V0H128ZM128 1H123V2H128ZM140 1H141V0H140ZM142 1L145 2V0H142ZM142 1H141V2H142ZM147 1H148V0H146V2H147ZM151 1H152V2H151ZM151 1H150V2L153 3V5H154V4L156 3V1H158V0H154L155 3H154L153 0H151ZM171 1H172V0H171ZM184 1H185V0H184ZM192 1H193V0H192ZM201 1H202V0H201ZM205 1H207V0H205ZM208 1H209V0H208ZM212 1H213V0H212ZM214 1H215V0H214ZM217 1H218V0H217ZM217 1H215V2H217ZM238 1H239V0H238ZM238 1H237V0H220V4H221V6H219V5H220V4H219V1H218V4H217V3H216V4H217V7H220V9H221V7L224 8V9H226V8H225L226 6H232V7H233V5H236L235 3H239V4H240L241 1H239V2H238ZM258 1L261 2V0H258ZM258 1H257V2H258ZM13 2H12V3H13ZM15 2H16V1H15ZM31 2H32V1H31ZM37 2H38V1H37ZM37 2L35 1L36 4H37ZM44 2H45V1H44ZM47 2L49 3V1H47ZM61 2H60V3H61ZM102 2H103V3H102ZM107 2H108V0L106 1V4H108ZM123 2H122V4H123ZM129 2L133 3L134 1H129ZM135 2H138V3H139V1H135ZM148 2H149V1H148ZM150 2H149V3H150ZM159 2H161V3H160V5H159V4H158V5H159L160 7H162V10H164V11H163V15H162V11H161V10L159 11L160 8H159V9L157 8V11H151V10H149L153 5L150 7L149 4L144 5L145 3L142 4V3H143V2H142V3H140V4H141L140 7H143V9H145V7L148 6V8H149V9H147V11L149 10V12H148L149 15H148V16H150L152 13L156 12V13H154V14H152V15L150 16V17H151L150 20H151V19H154V18H152L153 15H154L155 20H151V21H152V24H155V23H156V25H154L155 27H154L153 29L158 28L157 31H158V30H161V33H160V34H161V36H162V35H163V31H164V32H168L170 26H173V25L171 24V23H172L171 21H173L174 17L172 18L171 16H173L175 13L173 12V7H172V6H173V2H172V4H170V2L168 3L167 0L164 1V2H166L165 4L162 3L163 0H161V1L159 0ZM196 2L198 3V0H197ZM203 2H204V0H203ZM215 2H213L214 5H216ZM263 2H264V1H263ZM9 3H11L10 0H9ZM16 3H17V2H16ZM40 3H41V2H40ZM101 3H102V4H101ZM138 3H136V4H137V7L139 6ZM167 3H168L169 5H168ZM178 3H179V2H178ZM209 3H210V2H209ZM213 3H212V5H213ZM233 3H234V4H233ZM41 4H42V3H41ZM62 4H63V3H61V9H62V7H63V9H64V8L67 6V5H65V4H68V5H69L70 3H68V2L66 1L65 4H64L63 6H62ZM83 4H84V3H83ZM110 4H111V3H110ZM133 4H135V3H133ZM161 4H162V6H161ZM191 4H193V3L190 2V5H191ZM195 4H196V3H195ZM202 4H203V3H202ZM205 4H207V2H206ZM210 4H211V3H210ZM230 4H231V5H230ZM239 4H237V5H239ZM261 4H262V3H261ZM12 5H13V4H12ZM16 5H17V4H16ZM33 5H34V4H33ZM50 5H51V4H50ZM50 5H49V6H50ZM85 5H86V4H85ZM123 5H124V4H123ZM123 5H121L122 7L119 9V11H121L122 14H123V11H124V13H126V12H125V8H123ZM126 5H128V4L126 3ZM126 5H125V7H126ZM142 5H143V6H142ZM187 5H188V4H187ZM196 5H197V4H196ZM257 5H259V4H257ZM263 5H264V4H263ZM14 6H15V4H14ZM19 6H20V5H19ZM30 6H31V5H30ZM35 6H36V5H35ZM40 6H41V5H40ZM57 6L60 7V4L57 5ZM89 6H90V5H89ZM104 6L107 7V5H104ZM128 6H129V5H128ZM128 6L126 7V9H127L126 11L129 12L130 10H129ZM130 6H131V5H130ZM144 6H145V7H144ZM155 6H156V5H155ZM188 6H189V5H188ZM197 6H198V5H197ZM205 6H206V5H205ZM209 6H211V5H209ZM224 6H225V7H224ZM241 6H243V4H242ZM2 7H3V6H2ZM6 7H7V6H6ZM12 7H13V6H12ZM42 7H43V6H42ZM44 7H45V6H44ZM59 7H58L57 11L60 10ZM68 7H69V6H68ZM84 7L86 8V6H84ZM87 7H88V6H87ZM96 7H97V9H98V6H96ZM134 7H135V6H134ZM134 7H132V9H133ZM137 7H135V8H137ZM176 7H177V5H176ZM181 7H182V6H181ZM191 7H192V5H191ZM191 7H189V10H191ZM193 7L198 9V7H196L195 5H193ZM211 7H212V6H211ZM213 7H214V6H213ZM217 7H216V9L214 8V11L212 12V15H211L210 20H209V21H210V22H209L210 24H206V23H205V24H206V25H209V26L212 25L211 28H212V29H216V30L218 31L219 29H217V26H221L220 24H223L224 21H225V22L227 21V19H228L229 17L227 18L226 15H227L228 13L231 14L229 11L232 10V12H233V9H231V8L229 7L230 10L228 9V10H227L228 12L226 13V12H224V10H219V8H217ZM243 7H244V6H243ZM259 7H260V6H259ZM259 7H258V8H259ZM3 8H4V7H3ZM35 8H36V7H35ZM66 8H67V7H66ZM89 8H90V7H89ZM100 8H101V7H100ZM135 8H134V9H135ZM155 8H156V7H155ZM178 8H180V7H178ZM199 8H200V7H199ZM209 8H210V7H209ZM19 9H20V8H19ZM51 9H52V6H51ZM53 9H54V8H53ZM105 9H106V8H105ZM105 9H104V10H105ZM107 9L109 10L110 8L107 7ZM117 9H118V8H117ZM141 9H142V8H141ZM151 9H154V6H153ZM235 9H236V8H235ZM242 9H244V8H242ZM253 9H254V8H253ZM41 10H42V9H41ZM47 10H48V6H47ZM73 10H74V9H73ZM108 10H107V11H108ZM154 10H155V9H154ZM175 10H176V9H175ZM175 10H174V11H175ZM192 10L195 11L196 9H192ZM200 10H201V9H200ZM200 10L198 9V11H200ZM207 10H209V9H207ZM249 10H250V9H249ZM10 11H11V10H10ZM48 11H49V10H48ZM50 11H51V10H50ZM66 11H67V12H66ZM66 11H65V13H66L67 15L64 16V19H63V20L66 19L67 21L65 20L64 22H66V23H68V24H70L69 22H71L72 20L75 21V19H77L76 22H74V21H72V22H73L75 25H76V23H77L79 26H80V22L82 21V19H83V22H81V25H82V23H83V24H84L83 26H86V24H85L84 22H87V26H89L88 23L94 25V24H93L94 22H95L96 25H97V24H100V22L97 23L99 20H98V21L96 20V21H97V22H96L94 17H92V19L94 20V21L92 20L93 22H91V20H90V22L85 21V20H84V19H85V16L82 15L83 13H78L79 15L81 14L82 17H83V18L81 19V21L79 20L78 16H77L75 19H72V16H73V13H74V12H72V14H71L72 16H71V15H69L70 12H71V11L69 12V8H67ZM79 11H81V10H79ZM105 11H106V10H105ZM119 11L117 12V13H119V14H118V18L121 17V15H122L121 12H119ZM170 11L173 12L174 14L171 13ZM196 11H197V10H196ZM238 11H239V10H238ZM262 11L264 12V6H262L261 13H263ZM43 12H44V11H43ZM54 12H55V11H53V13H54ZM60 12H61V11H60ZM81 12H82V11H81ZM138 12H139V11H138ZM138 12H137V13H138ZM141 12H142V11H140V14H139V13H138V14L141 15V14H142ZM144 12H146V11L144 10ZM144 12H143V14H144L143 17H145V15H147V13H144ZM150 12H152V13L150 14ZM157 12H159V13L161 12V13H160V14L162 15V17L160 16L161 18H159V15H160V14L157 13ZM192 12H193V11H192ZM201 12H202V10H201ZM241 12H242V10H241ZM251 12H252V11H251ZM251 12L249 11V13H251ZM4 13H5V12H4ZM4 13H3V14H4ZM16 13H17V12H16ZM18 13H20L19 10H18ZM55 13H56V12H55ZM57 13H58V12H57ZM91 13H92V12H91ZM109 13H110V12H109ZM129 13H130V12H129ZM135 13H136V12H135ZM135 13H133V14H135ZM165 13H166V14H165ZM168 13H169V14L171 13V14H173V15H170V18L167 17V16H164V15H168ZM186 13H187V12H186ZM225 13H226V14H225ZM233 13H236V12H233ZM233 13H232V14H233ZM8 14H9V13H8ZM42 14H43V13H42ZM47 14H48V13H47ZM59 14H60V13H59ZM120 14H121V15H120ZM126 14H127V13H126ZM155 14H156V15L158 14V16H155ZM176 14H178V13H176ZM190 14H192V13H190ZM202 14H203V13H201V16H202ZM229 14H228V15H229ZM232 14H231V15H232ZM237 14H238V12H237ZM239 14H241V13H239ZM239 14H238V15H239ZM9 15H10V14H9ZM48 15H49V17H50V13H49ZM57 15H58V14H56V15L54 14V16H57ZM62 15H63V14H62ZM123 15H124V14H123ZM131 15H132V14H131ZM185 15H186V14H185ZM185 15H184V16H185ZM192 15H193V14H192ZM192 15H191V17H192ZM235 15H236V14H234V15H232V16L235 17ZM36 16H37V15H36ZM52 16H53V15H52ZM54 16H53V18L49 19L48 22H47V20L44 21V19L40 18L41 22H40V20L38 19V20H39L38 23L40 22V24L42 23V25H43V24L46 25V22H47L49 25H51V28L49 27V30H50V29H52L53 27H55V24H56L60 19L63 18V17H61V16H59V15H58L57 17H54ZM70 16H71V17H70ZM125 16H126V15H125ZM128 16H129V18L127 19L126 17H128ZM128 16H126V17H122L121 20L123 21V19H124L125 21L128 22L127 25H128L129 31L133 28V29H135V31L132 29V30H133V34H134V32H135V34H138L139 31L136 32V29L139 28L141 25L138 26V27H136V28H134L133 25H136V24L134 23L133 20H134L135 18H140L141 16H140V17H137V16L134 17V15H132V18L134 17L133 19H131L132 22H131V20L129 21V19H130V15H128ZM205 16H207V15H205ZM205 16H204V18H205ZM243 16H244V13H243ZM252 16H253V15H252ZM252 16H250V17H252ZM256 16H257V15H256ZM7 17H8V16H7ZM14 17H15V16H14ZM27 17H28V16H27ZM73 17H74V16H73ZM90 17H91V16H90ZM112 17H113V16H112ZM143 17H141L142 19H140V20L138 21V24H139L140 21H143ZM164 17H166V18H164ZM193 17H194V16H193ZM248 17H249V16H248ZM253 17H255V16H253ZM253 17H252V18H253ZM8 18H9V17H8ZM21 18H23V17H21ZM21 18L19 17L20 20H21ZM88 18H89V17H88ZM88 18H87V16H86V19H88ZM125 18H126V19H125ZM171 18H172V19H171ZM186 18H188V17H186ZM201 18H202V17H201ZM201 18H200V19H201ZM206 18L208 19L209 17H206ZM230 18H231V17H230ZM230 18H229V19H230ZM242 18H243V17H242ZM242 18H241V17L239 18V19H240L239 24H240L241 21L245 22ZM245 18H247V17H245ZM256 18H257V17H256ZM35 19H36V18H35ZM89 19H90V18H89ZM119 19H120V18H119ZM148 19H149V18L146 19L147 22H148ZM160 19H161L162 23H161ZM163 19H164V20H163ZM165 19H166V20H165ZM177 19H178V17L176 18V20H177ZM184 19H185V18H184ZM200 19H199V21H200ZM225 19H226V20H225ZM234 19H235V18H234ZM234 19H233V20H234ZM236 19H237V17H236ZM253 19H254V20H253ZM253 19H252L253 21H257V20H255V18H253ZM257 19H258V21H261V20H259V18H257ZM5 20H6V17H5ZM114 20H117V18L115 17ZM150 20H149V21H150ZM179 20H181L180 17H179ZM185 20H186V19H185ZM187 20H188V19H187ZM187 20H186V21H187ZM189 20H190V18H189ZM195 20H196V19H195ZM195 20H194V21H195ZM252 20H250V21H252ZM8 21H9V19H8ZM21 21H22V20H21ZM21 21H20V22H21ZM28 21H29V20H28ZM28 21H26V22H28ZM135 21H136V20H135ZM151 21H150V22H151ZM155 21H156V22H155ZM164 21H165V22H164ZM167 21H168V22L170 21L171 23H168ZM203 21H204V20L202 19V24H204ZM218 21H220V22H219L220 24H216ZM234 21H235V20H234ZM262 21H263V20H262ZM11 22H12V21H11ZM64 22L62 21V23H61V22H60V23L63 24V25L65 24L64 27L67 28V25H68V24H66V23H64ZM72 22H71V24H72ZM111 22H112V21H111ZM113 22H114V21H113ZM113 22H112V23H113ZM127 22H126V23H127ZM154 22H155V23H154ZM157 22L159 23V25H161L160 27H158L159 25L157 24ZM179 22H180V21H179ZM181 22H182V21H181ZM181 22H180V23H181ZM189 22H190V21H189ZM189 22L186 23V27H187L188 25H190V24H191V27H192L193 23L190 22V24H188ZM195 22H198V20H196ZM227 22H228V21H227ZM227 22L225 23V25H228V24H229V23L227 24ZM229 22H230V21H229ZM247 22H248V19L246 20V23H247ZM106 23H107V22H106ZM109 23H110V22H109ZM114 23H116V22H114ZM133 23H134V24H133ZM136 23H137V21H136ZM144 23H145V22H144ZM163 23H164V24H163ZM165 23H166V24H165ZM207 23H208V22H207ZM236 23H237V22H236ZM241 23H242V22H241ZM253 23H254V22H253ZM255 23H256V22H255ZM7 24H8V23H7ZM20 24H21V23H20ZM36 24H37V23H36ZM36 24H35V25H36ZM61 24H60V25H61ZM71 24H70V25H71ZM101 24H102V23H101ZM103 24L105 25V22H104ZM131 24H132L133 27L130 26ZM140 24H141V23H140ZM148 24H150V23H148ZM148 24H146V25H148ZM173 24H175V22H174ZM187 24H188V25H187ZM215 24H216L217 26H216ZM231 24H233V25H230V26L228 25L229 27H228V26L226 27V26L223 24L227 29L229 28L228 31H227L226 29H224V30L226 31V32L224 33V37L226 36L225 38L230 39V40L232 41V42H231L230 40H227V39H226V41H227V42H226V43H227L226 46H227V47H228V46L230 47L231 45H229V43L231 42L232 45L234 44V46H231L232 48H237V50L240 49V51H241V50H245L246 47H247L248 45L245 44V43L243 44V42H242L243 39L241 40V38H238V37H239V33H240V37H241V35H244V36H246V37L248 36V35H245V34L247 33L246 31L249 32V30L247 29L248 26H246V25H248V23L245 25V27H241L239 24H238L239 26H236V25L234 26L235 23H232V20H231ZM33 25H34V24H33ZM45 25H43V26H45ZM49 25H46V26L48 27ZM60 25H58L59 28H60V30H62V28L64 29V27H61ZM63 25H62V26H63ZM75 25H72L71 27L73 28ZM78 25H77V26H78ZM104 25H101V26H104ZM113 25L115 26V24H112L111 26H113ZM122 25H123V26H122ZM150 25H151V24H150ZM150 25H148V27L146 26V28L149 29V27H150V28H151L150 30H152V27H151ZM162 25H164V28L159 29V28L162 27ZM166 25H168V26L170 25V26L168 27V26H166ZM179 25H180V24H179ZM194 25H195V24H194ZM14 26H16V25H14ZM19 26H20V25H19ZM27 26H28V25H27ZM36 26H37V25H36ZM58 26H57V27H58ZM77 26H76V28H77ZM101 26H99L100 29L103 28V27L101 28ZM121 26H122L123 28H122ZM156 26H157V27H156ZM165 26H166V27H165ZM174 26H176V25H174ZM197 26H199V25H197ZM201 26H202V25H201ZM203 26H205V25H203ZM209 26H208V27H209ZM213 26H215V27H213ZM224 26H223V27H224ZM233 26H234V29L232 28ZM256 26H257V25H256ZM33 27H34V26H33ZM37 27L40 28L39 26H37ZM57 27H56V29H57V31H58L59 28H57ZM71 27H69V28L72 29ZM115 27H116V26H115ZM115 27H113V28L115 29ZM120 27H121V28H120ZM124 27L127 28L125 24H121V25L118 26V28L120 29V31H118V30H119L118 28H117V30H116V29L114 30V32H116V36H118V35H117L118 32H122V33L124 32V34H125V36H126L125 31L127 32L128 29L126 30ZM191 27L188 26V28H190V29H189L190 31H191V30L194 31V30L196 29V28H195L196 25L193 26V27H194L193 29H191ZM205 27H206V26H205ZM208 27H207V29H208ZM221 27H222V26H221ZM223 27H222V28H223ZM230 27H231V28H230ZM235 27H236V28H235ZM238 27H239V28H238ZM249 27H250V26H249ZM262 27H263V26H262ZM8 28H9V26H8ZM16 28H17V27H16ZM19 28L21 29V27H19ZM69 28H68V29H69ZM76 28H73V29H76ZM85 28H86V27H85ZM130 28H131V29H130ZM143 28H144V26H143ZM175 28H176V27H175ZM211 28H210V30H212ZM218 28H219V27H218ZM257 28H258V27H257ZM257 28H256V29H257ZM11 29H12V28H11ZM24 29H25V28H24ZM28 29H30V28L28 27ZM31 29H32V28H31ZM77 29L79 30V29H81V28H77ZM92 29H93V28H92ZM92 29H91V30H92ZM121 29H123V30H121ZM139 29H140V28H139ZM171 29H172V27H171ZM220 29H221V28H220ZM230 29H231L232 31H233V30H235V31L231 32ZM251 29H252V28H251ZM261 29H263V28H261ZM261 29H260V30L258 29V30L261 31ZM32 30H33V32H34L33 35H35V36H34L35 38L33 37L34 40H32V41L34 42L35 39H36V42H37V40H38V41H39V45H38L37 47H38V48H42V47H40V45H41L42 43H43V44L45 43V42H43L45 38L43 39V38H41V36H43L42 34H43L44 32H42V34H41V33H38V30L36 31L35 28H33ZM32 30H31V31H32ZM34 30H35V31H34ZM78 30H77V32H78ZM83 30H85L86 33H89V32H90L89 30H87V28H86V29H83ZM93 30H94V29H93ZM93 30H92V33H93ZM96 30H97V29H95V31H96ZM200 30H201V29H200ZM216 30H214V31H216ZM224 30H223V31H224ZM253 30H255V28H254ZM258 30H256L257 36L261 38L262 36H261V35L259 36V34H258ZM24 31H25V30H24ZM28 31H29V30H28ZM31 31H29V32H31ZM47 31H48V30H47ZM54 31H55V28H54V30L52 29V30L50 31V35H47L48 38H46L47 40H45V41H47L46 43H50V42H52V41H50V39H51V37H52L51 35H54V34L57 32V31H56V32H54ZM73 31H74V30H73ZM88 31H89V32H88ZM145 31H146V30H145ZM145 31L142 30V34H140V32H139V34L141 35V36H140V35L138 34V35H139V40L137 39L138 37L135 38V36H133L132 39H130V38H131L130 35L132 36V34H130L129 36H127V39H126V40H127L128 43H127V42H124V43L127 45V47H125V44H123L124 47L122 46V50H121V48H120V51H122L121 54H120L119 52H117V51L115 52V49L113 50V54H114V53H115V54H114V56H112V57H113L114 59H113V58H112V59L109 58V62H110V63H108V61H106V62H105L106 64H104V65H106V67H107V65L110 66L109 68L107 67V70H108V71H107L105 68H103V67H105V66H102V67L99 68V70H100V69H102V70H106V71L108 72V76L110 77V79H112V80H110L109 77L106 76V77H107L106 79H107V80L109 79V80H108V81L105 80V81H107V82L110 83V84H109V87H108V92H106V91H104V90L101 91V89H99L100 92L94 93V91H93L94 94L92 93V94H93L92 96L88 94L90 97H92V99H94V98H93L94 95L96 96V98H99V96H100L102 93H103V95L106 93V94H108V95L105 94L106 97L104 96V98H103V99L101 98V99H102L103 101H106V103H107L108 106L111 105V104H114V105H111V106H113V107L115 106L114 108H118V111H117V110H115V111L113 110V115L116 114L115 117H116L117 119L119 118L117 121L115 120L114 122H115V123H118V124L120 125V127H119V128L117 127V128H118V131L116 130L117 132H116L115 130H114L115 133L113 132V136H114V134H115L116 136L113 137L112 134H111V132H110L111 135L108 134V135H109V138L112 137V138H111L112 141H111V143H109V144H111V145H110L109 147L107 146V145H109V144H107L109 141H107V142L105 141L106 144L103 142V143L105 144V146H107L106 149H105L106 151H105V150H104V151H105L106 153H109V154L106 155V153H105V154H103V156H102V154H100V155L102 156V158H101L102 160H101V161H103V159H105V158H103L104 155H105L106 157L108 156L107 158H110V159H107V158H106L107 161H106V160L103 161V164H104L103 166H105V164H106L107 162L110 163V162L113 161L112 164H114V165H115L116 162L118 163V164L115 165V166H117L116 168L120 167V165L122 166V165L125 163V164H124V166H125V170H127V171H128V170H132L133 167H134L133 169H135L136 166L138 167V163L141 161V159H142V161H143V158H142V157H143L144 155H145V156H144V160H146L147 157H149L148 153H152V152H153V153H152V156H154L153 154L158 153V154H156V156L159 155V158H158V159L156 158V159H157L156 161H159L160 158H161V156H162V157H166V155H168V153L166 154V151L169 152L168 150L171 151L172 148H170V149L168 148V150H167V148H164V147L161 146V145L164 144L165 147H167V146H168V147H169V146H170V147H171V146L173 147V145H175V144L178 145V142H179V141H177V140H178L177 138H178L181 134H183V136L181 135V136H182V141H181V143L183 142V143L181 144L182 147L184 146V140H183L184 137L186 136V137H188V139H190V138H189L190 133H191L190 131H191V129L193 128V126H192V128L190 127V128H191V129H190V128L188 127V125L190 124V123H189V124L187 125V127H188V128H187L186 125H185L184 123H182V121H181V120H182V116L175 115V113L177 112V111H176V110H177V107H179V104H182V103L175 102L176 105H178V106L173 105V100H174V98H176V100H177V99H181V96H180V98H179V95H181V93L179 94V92H178L179 89L181 88L180 90H182V87L184 86V88H185V87H186L185 85L188 84L187 82H189V83L191 82V81L188 79V81L186 82L187 84L183 85V84L185 83V81L187 80L186 78H187L189 75L186 74L187 77L185 78V81H184L183 79H181V82H182V83H183V81H184V83L182 84V83L180 82V80H179V81L177 80V78L179 77V74H178V73H179V71H180V67L178 68L179 70H176L177 73H176V71H174L177 67H176V66L173 67L172 72H174L176 75H173V73H172V75L175 77V76H177V74H178V76H177L176 78H174V79H173V77H172L171 74L165 72L166 68L163 67V65H161V64H162L165 60H167L169 57L167 58V56H166L165 54H164V56H163V53H162L161 55L163 56V58H164L165 56H166V58H167V59L164 58V60H163V59H162V56H161V55L159 56V53H158V55L155 54V51L158 50L156 45H154L153 43H152L151 45H149L148 42H147V40H144V37H143V41H142V39H140V38L143 36V32H145ZM171 31L173 32V29H172ZM174 31H176V30H174ZM197 31H198V29H197ZM214 31H213V32H212V31H209V32H211L210 34H214ZM220 31H221V30H220ZM229 31H230V32H229ZM242 31H244V32H243L244 34L242 33ZM251 31H252V30H251ZM26 32H27V31H26ZM35 32H37V33H35ZM45 32H46V31H45ZM52 32H53V33H52ZM68 32H69V31H68ZM68 32H67V33H68ZM79 32L81 33V31H79ZM79 32L76 33L77 35H76L74 32H72V33H74V34L78 37V39L80 40V36H78V35H79ZM83 32H84V31H83ZM83 32H82V33H83ZM96 32H97V31H96ZM101 32H105V31H101ZM148 32H149V31H148ZM152 32H155V33H156V30H155V31L152 30ZM152 32L150 31L151 34H152ZM172 32L169 31V34H171ZM176 32H177V31H176ZM176 32H175V33H176ZM201 32H204V31H201ZM206 32H207V31H206ZM228 32L230 33V34H228L229 36H230V35H233V36H230V37H229L228 35H226V33H228ZM245 32H246V33H245ZM31 33H32V32H31ZM48 33H49V32H47L46 34H48ZM51 33H52V34H51ZM61 33H62V32H61ZM92 33H89V34H88L90 37H92V38H90V37L88 36V37H89L88 39H90V40H91V39H95V37L93 38ZM98 33H100V31H99ZM130 33H131V32H130ZM146 33H147V32H146ZM150 33H148V34H150ZM158 33H159V31H158ZM220 33H222V31H221ZM220 33H219V32H218V33L215 32L216 35H217V34L219 35ZM236 33H237V36H238L237 38H236ZM241 33H242V34H241ZM251 33H252V32H251ZM259 33H260V32H259ZM14 34H15V33H14ZM37 34H38L39 36H38ZM57 34H58V32H57ZM68 34H69V33H68ZM84 34H85V32H84ZM93 34H94V33H93ZM104 34H105V33H104ZM108 34H109V33H108ZM113 34H115V33H113ZM119 34H120V33H119ZM144 34H145V33H144ZM151 34H150V35H151ZM180 34H181V32H180ZM196 34H197V33H196ZM263 34H264V33H263ZM3 35L5 36V35H8V34H4V33H3ZM12 35H13V33H12ZM12 35H10V36L12 37ZM15 35H16V34H15ZM18 35H20V34H18ZM26 35H27V34H23L21 37H22V38H24V37H25V38H28V37H26ZM33 35H32V34H29V35H27V36H30V40H31V36H33ZM55 35H56V34H55ZM75 35H74V36H75ZM81 35H82V34H81ZM86 35H87V34H85V36H84V41H85V38H87ZM120 35H121V34H120ZM154 35H155V34H154ZM175 35H176V34H175ZM182 35H183V33H182ZM208 35H209V33H208ZM249 35H250V34H249ZM251 35H252V34H251ZM255 35H256V34H255ZM1 36H2V34H1ZM8 36H9V35H8ZM13 36H14V35H13ZM23 36H24V37H23ZM61 36H62V35H61ZM63 36H64V35H63ZM65 36H66V35H65ZM70 36H71V35H70ZM72 36H73V34H72ZM72 36H71V37H72ZM114 36H115V35H114ZM114 36H113V37H114ZM116 36H115V37H116ZM123 36H124V35H121V37H123ZM161 36H159V37L161 38ZM172 36L174 37L173 33H172V35H171V38H172V40H173V37H172ZM188 36H189V35H188ZM188 36H187V37H188ZM192 36H193V37L195 36V33H193V32L191 33L190 37H191L192 39L196 38V37L193 38ZM196 36H198V35H196ZM209 36H210V35H209ZM211 36H212V35H211ZM219 36H220V37L223 39V41H224L225 38H223L221 35H219ZM219 36H217V37L215 38V42H217V43H215V42H211V43H213V45H212V44L210 45V39H208V42H209L210 47H211V46H214V47L209 48V46H208L209 51L206 53V55L209 53V54L207 55L208 58H207V57L204 58V57H205V56H204L205 54H204V55H203L204 57H203V59H202L203 62H204V64H205V60H204V59H206V60L208 59L207 62H209V63L211 64V65H209V66H212V64H213V66H214V63H213V62H210V61H211L212 59L214 60V59L217 58V56H219V55L221 56V57L219 56V58L221 59V58H222V54L224 55V53H225L224 50H227V47H226V46H225L226 49H225V47L222 49L223 51L220 49V48H221L220 46H221V45L224 46L226 43H223V42H222V39H221V41H217V40H218L217 38H219ZM38 37H39L40 39H38ZM49 37H50V39H49ZM66 37H67V36H66ZM66 37H65V38H66ZM71 37H70V39H71ZM82 37H83V36H82ZM82 37H81V38H82ZM155 37L157 38L156 41H158L159 38H158L156 35H155ZM163 37H164V36H163ZM166 37H167V36H166ZM177 37H178V36H177ZM190 37H188V38L191 39ZM200 37H201V36H200ZM200 37H198V38H200ZM251 37H252V36H251ZM251 37H250V38H251ZM1 38H4V37H1ZM8 38H9V37H8ZM17 38H18V37H17ZM19 38H20V37H19ZM19 38H18V39H19ZM22 38H21L20 40H22ZM52 38H53V37H52ZM54 38H55V39H58V38H59V40H60V42H59V40H58L59 43H61V41L63 40V39L61 40V38H63V37H60L59 35H58V38H57V37H54ZM103 38H105V37H103ZM124 38H126V37H124ZM153 38H154V37H153ZM185 38H186V35H185ZM213 38H214V37H213ZM235 38H236L240 43H239V42L236 43L237 41H236V42L234 41ZM263 38H264V36H263ZM42 39H43V41H42ZM48 39H49V42H48ZM55 39H53V40H55ZM101 39H102V37H101ZM101 39H100V40H101ZM105 39H106V38H105ZM111 39H112V38H111ZM148 39H149V36H148ZM151 39H152V38H151ZM177 39H178V38H177ZM186 39H187V38H186ZM186 39H185V40H186ZM192 39H191V40H192ZM233 39H234V40H233ZM248 39H249V37H248ZM251 39L254 40L253 37H252ZM3 40H4V39H3ZM9 40H10V39H9ZM11 40H12V39H11ZM11 40H10V41H11ZM24 40H26V39H24ZM27 40H28V39H27ZM81 40H82V39H81ZM90 40L88 41L89 44H88L87 47H89V46L91 47ZM153 40H155V38H154ZM162 40H163V38H162ZM162 40H160V41H162ZM168 40H169V39H168ZM174 40H175V38H174ZM195 40H197V38H196ZM195 40H193V42H194ZM198 40H199V39H198ZM245 40H246V39H245ZM245 40H244V41H245ZM252 40H251V41H252ZM5 41H6V40H5ZM40 41H42L41 44H40ZM64 41H66V43H67V39L64 40ZM68 41L70 42L71 40L68 39ZM102 41H103V39H102ZM114 41H115V42H114ZM123 41H124V40H122V42H123ZM156 41H155V42H156ZM180 41H181V40H180ZM212 41H214V40H212ZM228 41H229V42H228ZM249 41H250V40H249ZM0 42H1V39H0ZM7 42H8V41H7ZM27 42L29 43L30 41H27ZM54 42H55V46H56L58 43L56 44V40H55ZM54 42H52V43H54ZM76 42H77V41H76ZM91 42H93V43L95 42V43H96L97 41H95V40L92 41V40H91ZM104 42H105V40H104ZM104 42H103V43H104ZM111 42H112V43L114 42V45H115L117 41H116L115 39H112ZM181 42H182V41H181ZM181 42H180V43H181ZM186 42H188V40H187ZM189 42H190V41H189ZM189 42H188V44H189ZM206 42H207V41H206ZM218 42H219L220 44H221V43H222V44L220 45ZM233 42H234V43H233ZM241 42H242V43H241ZM245 42H246V41H245ZM14 43H15V42H14ZM37 43H38V42H37ZM46 43H45V44H46ZM52 43H50V47H51V44H52ZM70 43H72V42H70ZM93 43H92V44H93ZM101 43H102V42H100V44H101ZM106 43H107V42H106ZM160 43H162V42H160ZM177 43H178V42H177ZM184 43H185V42H184ZM190 43H191V42H190ZM195 43H197V42L195 41ZM198 43H200V41H199ZM231 43H230V44H231ZM1 44H4V43L1 42L0 45H1ZM12 44H13V43H10V46H11ZM25 44H26V43H25ZM30 44H31V43H30ZM45 44H44V46H45ZM68 44H69V43H67V46H68ZM72 44L74 45V43H72ZM80 44H82V43H79V44H77V45H80ZM84 44H85V43H84ZM86 44H87V42H86ZM104 44H105V43H104ZM107 44H108V43H107ZM121 44H122V43H121ZM157 44H158V43H157ZM215 44H216V45H215ZM223 44H224V45H223ZM238 44H239V45L242 44V45H240V46L243 47V48H245V49H241V47L238 46ZM260 44H261V43H260ZM15 45H16V44H15ZM15 45H13V46H15ZM26 45H27V44H26ZM26 45H25V46H26ZM28 45H29V44H28ZM31 45H32V46H29L30 48H31V47H34V45H36V44L34 43V45H33V43H32ZM47 45H49V44H47ZM62 45H64V43L59 44L57 47H60V46H62ZM65 45H66V44H65ZM65 45H64V46H65ZM69 45L71 46V44H69ZM94 45H95V44H94ZM112 45H113V44H112ZM114 45H113V46H114ZM116 45H117V44H116ZM116 45L114 46V48H116ZM189 45H190V46H189V47H190V49H189L190 52L193 51V50L191 49L192 47H193V48L195 47V49H196V46H195V45H198V46H199V44H195V45H194V43H193V44H189ZM191 45H192V47H191ZM206 45H207V44H206ZM217 45H219V47H218ZM245 45H246V47H244ZM257 45H258V44H257ZM257 45H256L255 48H257ZM8 46H9V45H8ZM10 46H9V47H10ZM41 46H42V45H41ZM55 46L53 45V48H52V49H54V48H55V49H58L59 54L61 53V52H60L61 50H62V52H63V49H62L61 47H60V49H59V48H57V47H55ZM74 46H76V44H75ZM103 46H105V45H103ZM103 46H102V44H101V47H103ZM118 46L121 47L120 44H119ZM118 46H117V48H118ZM154 46H156V48H155ZM159 46H160V44H159ZM173 46H175V45H173ZM182 46H183V48H184V51H186L188 46L185 47L186 44H184V45H182ZM198 46H197V48H198ZM237 46H238L239 48H238ZM249 46H251V44H250ZM253 46H254V45H253ZM259 46H260V45H259ZM261 46H262V45H261ZM0 47H4V46L1 45ZM37 47L34 48V52L37 51V50H35ZM48 47H49V46H48ZM78 47H81V46H78ZM84 47H85V46H83V47H81V48H83V49H86V48H87V47H86V48H84ZM95 47H96V45H95ZM163 47H164V46H163ZM202 47H204V46H202ZM229 47H228V51H226V54L228 53L227 55H229V58L225 56V57L227 58V59H226L227 61H226L225 59L220 60L221 63H222V64H220L219 58H217L219 62H218V61H216V62L218 63V65L220 64L219 67H217L218 69H219L220 66H222V65H223V66H226L225 63L228 64V59L230 60V57H232V56L230 55L229 52H232L233 50H232V48H229ZM15 48H16V47H15ZM63 48H65V50H64L65 52H66V51H68V52H69V51H71V52L74 51V50H70L68 47H67V48H68L69 50H67L66 47H63ZM104 48H105V47H104ZM123 48H125V51H124V52H123V50H124ZM204 48H205V47H204ZM204 48L201 49V47H200L201 50H203ZM262 48H264V47H262ZM96 49H97V48H96ZM99 49H100V48H99ZM118 49H119V48H118ZM154 49H156V50L154 51ZM185 49H186V50H185ZM195 49H194V50H195ZM206 49H207V48H206ZM10 50H11V49H10ZM76 50H78L79 53H82V52H81L82 50H81V51H80L79 49H76ZM76 50H75L74 52H78V51H76ZM103 50H104V49H102V51H103ZM189 50H187V52H189ZM191 50H192V51H191ZM207 50H208V49H207ZM229 50H232V51H229ZM258 50H259V49H258ZM260 50H262V49L260 48ZM260 50H259V51H260ZM263 50H264V49H263ZM14 51H15V50H14ZM38 51H40V49H39ZM106 51H107V50H105V51H103V52L106 53ZM118 51H119V50H118ZM184 51H183V52H184ZM204 51H206V50H204ZM204 51H203V52H204ZM220 51H221V52H220ZM240 51H238L236 54H239L240 56H242V57L244 56V57H245V58L243 57L242 59H249V58H246V57H248V55H250L249 52H247V56H246V54H243V53L241 54ZM12 52H13V51H12ZM17 52H18V51H17ZM21 52L24 53V51H21ZM28 52H29V51H28ZM32 52H33V51H32ZM34 52H33V53H34ZM40 52H41V51H40ZM83 52H84V51H83ZM86 52H87V51H86ZM100 52H101V49H100ZM103 52H101V53H103ZM110 52H111V50H108V51H107V53H109V54H110ZM157 52H160V51H157ZM175 52H176V51H175ZM195 52H197V51H195ZM215 52H216V53H215ZM219 52H220V54H219ZM223 52H224V53H223ZM245 52H246V51H245ZM245 52H244V53H245ZM263 52H264V51H263ZM263 52L261 51L260 55L258 54L259 57H261V55H262ZM42 53H43V51H42ZM66 53H67V52H66ZM79 53H75V54H77L75 57L72 55L73 58H72V62H71V63L75 64L77 61L79 62V60L82 59V58H80ZM98 53H99V52H98ZM107 53H106V54H107ZM111 53H112V52H111ZM123 53H124V54H123ZM160 53H161V52H160ZM197 53H198V52H197ZM210 53H211L212 55L214 54V56L212 57V55H211ZM34 54H35V53H34ZM36 54H38V53H36ZM59 54H58V58L61 59V61H62L65 65H64L63 63H61V64H63L64 66H67L66 64H68L69 58H71V57L68 58V56H69L70 53L66 55V54H64V52H63V54H62V53L60 54V57H59ZM72 54H73V53H72ZM75 54H74V55H75ZM88 54H89V53H88ZM90 54H91V53H90ZM113 54H112V55H113ZM185 54H186V53H184V55H185ZM216 54H217V56H215ZM232 54H234V52H233ZM236 54H235V56L238 57V58H236V59H240V60H241V57L237 56ZM263 54H264V53H263ZM5 55H6V54H5ZM17 55H18V53H17ZM23 55H24V54H23ZM50 55H51V54H50ZM56 55H57V53H56ZM63 55H66L67 57H65V56H63ZM179 55H180V54H179ZM179 55H175V56H179ZM184 55H183V56H184ZM190 55H191L190 53H189V55L187 54V55H186V58H187V56L189 57ZM192 55H195V53L192 54ZM196 55H197V54H196ZM252 55H253V56H251V57H253V59H254V58H255V56H254L255 54L253 53ZM34 56H35V55H34ZM78 56H79V59L77 58ZM84 56H85V55H84ZM102 56H103V55H102ZM154 56H155V57H154ZM169 56H173V55L169 54ZM200 56H202V51H201V55L199 54V57H200ZM235 56H234V57H235ZM262 56H263V55H262ZM4 57H5V56H4ZM6 57H10V56H6ZM49 57H50V56H49ZM56 57H57V56H56ZM56 57H55L56 60H54V62L57 61V59H58V58H56ZM62 57H64V58H62ZM156 57H158L159 59L161 58L162 61H161V60H160V61L158 60L159 62H157L156 60H157L158 58L156 59ZM173 57H174V56H173ZM192 57H193V56H192ZM197 57H198V56H197ZM197 57L194 56V58H197ZM209 57H210V59H209ZM214 57H215V58H214ZM234 57H232V58H234ZM259 57H258V58H259ZM74 58H77V61H76V59L74 60ZM105 58H106V56H105ZM107 58H108V57H107ZM136 58H137V59L140 58L139 60H136V62H137V67H138V68H137L136 65H135L136 62L133 61V60L136 59ZM152 58H154V59H153V62H154V63L152 62ZM170 58H171V57H170ZM170 58H169V59H170ZM175 58H176V57H175ZM181 58H182V57H181ZM183 58H184V57H183ZM223 58H224V56H223ZM261 58H262V57H261ZM261 58H259V59H261ZM94 59H98V58H94ZM94 59L91 60V62L93 61V62H92L93 64H95V60H94ZM99 59H100V60H99ZM99 59L97 60L99 64L96 62L98 66L100 65V61H101L103 58H102V59L99 58ZM149 59H150V61L155 65V66H154V65H151L152 63H151V64L148 63V64L150 65V68H151V69L149 68V65L146 66V62H147ZM184 59H185V58H184ZM188 59H189V58H188ZM217 59H216V60H217ZM250 59H251V58H250ZM263 59H264V58H263ZM6 60H7V59H6ZM28 60H29V59H28ZM67 60H68V61H67ZM73 60H74L75 62H74ZM103 60H104V59H103ZM112 60H114V61H112ZM141 60H142V61H141ZM143 60H144V61H143ZM146 60H147V61H146ZM154 60H155V61H154ZM170 60H172V59H170ZM170 60H169V61H170ZM191 60H192V59H191ZM193 60H195V59H193ZM199 60L201 61V58H200ZM199 60H198V62H200ZM224 60H225L226 62H224V64H223V61H224ZM240 60H239V61H240ZM255 60H257V58H255ZM24 61H25V60H24ZM61 61H60V62H61ZM70 61H71V59H70ZM70 61H69V62H70ZM88 61H89V60H88ZM88 61H87V62H88ZM139 61H141L142 63H141V62L139 63ZM145 61H146V62H145ZM150 61H148V62H150ZM167 61H168V60H167ZM176 61H177V60H176ZM189 61H190V60H189ZM214 61H215V60H214ZM241 61H243V60H241ZM5 62H6V61H5ZM5 62H4V63H5ZM25 62H26V61H25ZM78 62H77V63H78ZM102 62H103V61H102ZM161 62H162V63H161ZM174 62H175V60H174ZM178 62H180V61H178ZM185 62H186V61H185ZM185 62L183 61L184 65H186V66H187V65H191L190 63H189V64H185ZM190 62H191V61H190ZM201 62H202V61H201ZM201 62H200V63H201ZM203 62H202V63H203ZM229 62L232 63L233 61H232V62L229 61ZM258 62H259V61H258ZM263 62H264V60H263ZM263 62H262V63H263ZM15 63H16V62H15ZM32 63H33V62H32ZM85 63H86V62H85ZM88 63H89L88 65H89L90 67H92V69H91L90 67H86V69H89V68H90L93 72H95L96 70L98 71V69H97L98 67H97V66H94V68H95V71H94V70H93V64L90 63V61H89ZM111 63H112V64H111ZM165 63H166V62H164L163 64L165 65ZM176 63H177V62H176ZM187 63H188V62H187ZM191 63H192V62H191ZM193 63H194V62H193ZM209 63H208V64H209ZM217 63H215V64H217ZM230 63H229V64H230ZM233 63H235V65H236L235 60H234ZM243 63H244V61H243ZM260 63H261V60H260ZM9 64H10V63H9ZM12 64H13V63H12ZM79 64H81V66H79ZM83 64H84V63H83ZM83 64H82L81 60H80V62L77 64L78 67H80V68H79L80 70L78 69V72H79V73H78L77 75L72 74V76H71V75H67V74H66V75L68 76L67 81H65V77L67 78V76H64L65 74H64V75H61V76H59V78H58L59 81H60V84H59V81H58V80H57L58 82L56 83V85H59V86L61 87V84H63L64 81H65V84H63V86H67V84H69L68 82H70V81H68V80L72 78V80H71L72 83H71V84H72V91H73V93H74V95H72V96H74V97H73L74 99H75V97H77V95H79V93H81L82 96H83V94H84L82 91L79 90V86H78V84H77V83H79V85H80V83H83V82H82V81H81V82L78 81L77 78H75V77H78V76H79V78H80V80H81V78L84 77L83 74H86L85 77H84L85 80H86V83H85V80H84V78H83L84 85H85V84L87 85V84L89 83V82H88V80H89V81H91V83H92V84L90 85V86H91L90 88L94 87V82L92 81L94 78L92 77L93 79H91L90 76H89V79H88V77H87V75L91 73V70H89V72H88V71H87V72L84 71V72H82V74L80 75V73H81L80 71H81V70H83V69L86 70V69H85V66H83L84 68H81ZM91 64H92V66H91ZM109 64H111V65H109ZM144 64H145V65H144ZM169 64H171V62H170ZM169 64H166V65H169ZM177 64L180 65V63H177ZM177 64H175V65H177ZM206 64H207V63H206ZM206 64L204 65V70H205V71L208 70V69L210 68V67H209V68L207 69V68H206ZM253 64H254V62H253ZM1 65H2V64H1ZM5 65H6V64H5ZM50 65H51V64H50ZM53 65H55V64H53ZM56 65L58 66L59 69H61V68L63 67V66H62V67L60 68V67H59L60 65L57 64V63H56ZM56 65H55V66H56ZM77 65H75L74 67L76 68ZM85 65L87 66V64H85ZM95 65H96V64H95ZM102 65H103V64H102ZM142 65H144V66H142ZM171 65H172V64H171ZM181 65H183V64L181 63ZM181 65H180V66H181ZM195 65H196V64H195ZM200 65H201V64H200ZM218 65H215V66H218ZM231 65L233 66V64H231ZM239 65H240V64H239ZM247 65H248V64H247ZM10 66H12V65L10 64L9 67H10ZM15 66H16V64H15ZM15 66H14V67H15ZM32 66H33V65H32ZM55 66H53V68H55ZM57 66H56V67H57ZM70 66H71V65H70ZM100 66H101V65H100ZM112 66H113V67H112ZM139 66H142V69H141ZM151 66H153L154 68L151 67ZM156 66H157V68H156ZM172 66H173V65H172ZM192 66H193V64L191 65V70L194 69L193 71H194V73H195L196 75H199L200 77H202V75H200V74H203V75H204V73H201V72H204V71L201 70V67H202V66H200L199 68L197 67V66H199V64H197V65L195 66V68H194V66H193V67H192ZM228 66H229V65H228ZM228 66H226L228 69H226V68H223V69H225L226 71H227V70H231V71H232V68H229V67H231V66H229V67H228ZM240 66H241V65H240ZM254 66H255V65H254ZM3 67H4V66H3ZM9 67H8V69H9ZM24 67H25V66H24ZM50 67H52V66H50ZM67 67H69V65H68ZM144 67H145V68H144ZM146 67H147V69H149V70H147V71L144 70V69H146ZM160 67H161V69H160ZM162 67H163V68H162ZM166 67H167V66H166ZM175 67H176V68H175ZM235 67H237L236 69L239 68L238 66H235ZM235 67H233V68L235 69ZM261 67H262V64H261ZM261 67H259V69H257V70H260ZM12 68H13V67H12ZM58 68H55L56 70L52 71L53 74L55 73V71H58V70H59ZM70 68H71V67H70ZM72 68H73V67H72ZM139 68H140L143 72L146 71L147 73H149V74L151 75V77L153 76V77H152L153 79H151V80H153V85H151L152 83H151V84H150V83H147V82H146V83H147V84H150L151 86H154V87H151V86L148 85L151 89L156 88V89H153V90H152V92H153L154 90H157V91H154V93H155L154 96H155V97H156V95L158 94V96H157L156 98L154 97V99H152L153 102H151V103H154L153 106H152V105H148L146 102H143L144 100H143V98H141L142 100H140V101L143 102V103L141 102L143 105L140 104V105H141L140 109H139L138 106H136V105H135V106H136V107H135L133 104H132L133 106H130V104H128V103H132L130 99H132V100H133V99H134V100L137 99V101H139L138 98H136V97H138V96H135V95H138V94H139L138 91H139L140 88H141L140 91L142 92V89H143L145 86H147V84H146L145 81H144L145 79L141 78L142 76L147 75V74L141 75L142 72H141V70H139ZM167 68H168V67H167ZM174 68H175V69H174ZM181 68H182V67H181ZM188 68H189V67H188ZM192 68H193V69H192ZM256 68H257V66H256ZM262 68H264V65H263ZM24 69H27V68L25 67ZM57 69H58V70H57ZM110 69H111V70H110ZM164 69H165V70H164ZM184 69H185V68H184ZM202 69H203V67H202ZM213 69H214V68H213ZM221 69H222V68H220V71H221ZM236 69H235V70H236ZM240 69H241V72H242V68H239L238 70H240ZM0 70H1V69H0ZM5 70H6V69H5ZM9 70H10V69H9ZM16 70H17V68H16ZM22 70H23V69H22ZM52 70H53V69H52ZM62 70H64V67H63ZM76 70H77V69H76ZM76 70H75V71H76ZM102 70H101L100 72H103ZM162 70H163V72H162ZM168 70H169V69H168ZM181 70H182V69H181ZM186 70H187V69H186ZM189 70H190V69H189ZM211 70H212V68H211ZM225 70H224V71H225ZM238 70H237V71H238ZM261 70H262V69H261ZM65 71H67V70H65ZM65 71H64V72H65ZM138 71H139V72H138ZM148 71H150V72H148ZM166 71H167V70H166ZM182 71H183V70H182ZM182 71H181V74L183 73ZM193 71H192V72H193ZM213 71H215V70H212V72H213ZM217 71H218V70H217ZM217 71H216V72H217ZM220 71H219V72H220ZM224 71H223V74H222V72H220V74H219V72H218V73H217L218 75H216V76L214 75V72H213V75H214L215 77H217V79L215 78V80L213 79V76H212L211 79H208V78H207L208 80H207V79H206V80L204 79L205 77H208V76H210V75H212V74L208 75V74H209V73H208V74H206V75H208V76H205V75H204V77H202V78H203V80H205V82H204L203 85H205L206 89H205L204 86H203L204 88L201 86V85H202V84H201L202 82L200 83L199 80L195 79V80H196V83L193 82V83H195V87H196L197 81L200 83V86L203 88V91L205 90L204 92H205V94H206V96H205L206 99H209V100L211 99V100H212V97H211V96H212V95H215L214 93H217L216 91H219V92H220V91L222 90L221 92H222L223 94L226 95V94L228 93L227 91L230 90V89L227 90V88H229V87H227V86H228V85H232V83H231V84H227V83H230L231 79H232V80H234L235 78L238 79V77H237V73L240 72V71H238L237 73H235L236 76H235L234 71H233V74H232V75H234V77H232L231 79H229V80H230L229 82H228V81H227V83L224 82V77L226 76V73H227L226 71H225L226 73H225ZM25 72H26V71H25ZM27 72H28V71H27ZM93 72H92V73H93ZM104 72H105V71H104ZM137 72H138V73H137ZM146 72H144V73H146ZM160 72L162 73V75L160 74ZM186 72H187V71H186ZM188 72H189V74L192 73L191 71H188ZM190 72H191V73H190ZM235 72H236V71H235ZM260 72H261V71H260ZM11 73H12V72H11ZM19 73H20V72H19ZM56 73H57V72H56ZM92 73H91V74H92ZM96 73H97V72H96ZM96 73H95V74H96ZM136 73H137L138 75H137ZM140 73H141V74H140ZM151 73H152V74H151ZM210 73H211V71H210ZM224 73H225V75H224ZM242 73H243V72H242ZM242 73H241V74H242ZM247 73H248V72H246V74H247ZM250 73H251V72H250ZM57 74L60 75V74H63V73H60V70H59V72H58ZM57 74H56V75H57ZM95 74L93 73V75H95ZM103 74H104V73H103ZM105 74L107 75V73H105ZM109 74H110V75H109ZM115 74H116V75H115ZM139 74H140L141 76H140ZM154 74H155L157 77H159V75H161L160 77L164 76L165 79H169V78H166V77L169 76V75H171V78H170V79H173V80H167V82H168V81H169V82L172 81V82L174 83V80L176 79L175 81L177 82L176 84H177L178 87H177L175 84H173L172 82L170 83L171 86H169V82L167 83L166 80H165L164 78H162V80H163L162 83H163V82H164V83L166 82V83H165L164 85H159V82H160V81L158 80V78H157L156 76H154ZM215 74H216V73H215ZM230 74H231V72H230ZM246 74H245V75H246ZM262 74H263V73H262ZM73 75H74V77H73ZM93 75H91V76H93ZM96 75H97V74H96ZM165 75H166V76H165ZM191 75H192V74H191ZM232 75H231V76H232ZM245 75H244V76H245ZM247 75H248V74H247ZM62 76H64V77H62ZM70 76H71V78H70ZM115 76L118 77V78H117V79H114ZM181 76H182V78H183V74H182ZM181 76H180V77H181ZM231 76H228V77H231ZM238 76H239V74H238ZM1 77H2V76H1ZM12 77H14V76H12ZM25 77H26V75H25ZM57 77H58V76H57ZM60 77L63 78L64 81L61 82V80H60L61 78H60ZM95 77L97 78V76H95ZM100 77H101V76H100ZM112 77H113V78H112ZM145 77H146V76H145ZM148 77L151 78L149 75L147 76V78H148ZM154 77L157 78L156 81L158 80V81L156 82V84H155V79H154ZM160 77H159V78H160ZM190 77H191V76H190ZM193 77L196 78L195 75H194ZM240 77H242V76H240ZM247 77H248V76L245 77L246 79L244 78L245 81L248 79ZM16 78H17V77H16ZM55 78H56V76H55ZM55 78H54V79H55ZM86 78H87V79H86ZM96 78H95V79H96ZM209 78H210V77H209ZM6 79H7V78H6ZM28 79H29V78H28ZM63 79H62V80H63ZM113 79H114V80H113ZM199 79H200V78H199ZM212 79H213L214 81H213ZM226 79H228V78L226 77ZM241 79H242V78H241ZM241 79H240V80H241ZM262 79H263V78H262ZM17 80H18V79H17ZM142 80H143L144 82H143ZM146 80H147V79H146ZM148 80H149V79H148ZM151 80H150V81H151ZM160 80H161V79H160ZM182 80H183V81H182ZM200 80H201V79H200ZM203 80H201V81H203ZM211 80H212V81H211ZM0 81H1V79H0ZM2 81H3V80H2ZM24 81H25V80H24ZM54 81H55V80H54ZM76 81H78V82H76ZM94 81H95V80H94ZM236 81H238V80L235 79V82H236ZM242 81H243V80H242ZM242 81H241V82H242ZM253 81H254V80H253ZM257 81H258V80H257ZM4 82H5V81H4ZM19 82H20V81H19ZM66 82H67V83H66ZM96 82H97V81H96ZM151 82H152V81H151ZM178 82H180V83L182 84V86L180 85L181 87L178 85ZM231 82H232V81H231ZM233 82H234V81H233ZM74 83H75V85H73ZM97 83L100 85V82H97ZM102 83H103V82H102ZM102 83H101V86H103V85L105 86V84H108V83H104V84H102ZM162 83H161V84H162ZM191 83H192V82H191ZM193 83H192V85H193ZM224 83H225L226 85H225ZM247 83H248V82H247ZM253 83H254V82H253ZM13 84H14V83H13ZM98 84H95V85L98 87V86H99ZM154 84H155V85H154ZM172 84H173V88H172ZM238 84H239V83H238ZM249 84H250V83H249ZM0 85H1V83H0ZM3 85H4V83H3ZM45 85H47V84H45ZM88 85H89V84H88ZM88 85H87V87H88ZM156 85H159L158 88H157ZM233 85H234V84H233ZM239 85H240V84H239ZM261 85H262V84H261ZM261 85H260V86H261ZM263 85H264V84H263ZM16 86H17V85H16ZM19 86H20V83H19ZM28 86H29V85H28ZM28 86H27V87H28ZM81 86H82V85H81ZM101 86H99V87L101 88ZM155 86H156V87H155ZM188 86H189V85H188ZM193 86H194V85H193ZM193 86H192V87H193ZM225 86H226V87H225ZM234 86H235V85H234ZM242 86H243V85H242ZM244 86H245V85H244ZM244 86H243V88H244ZM5 87H6V86H5ZM23 87H24V86H23ZM41 87H42V86H41ZM82 87H83V86H82ZM97 87H96V88H97ZM137 87H140V88L138 89ZM142 87H143V88H142ZM176 87H177V88H176ZM189 87H190L189 89L191 90V86H189ZM195 87H194V88H195ZM201 87H200V88H201ZM230 87H232L233 89L236 88V86H235V88H234L233 86H230ZM253 87H254V86H253ZM261 87H262V86H261ZM1 88H2V87H1ZM6 88H8V87H6ZM63 88H64V87H63ZM84 88H85V86H84ZM145 88H146V87H145ZM145 88H144L143 90H145ZM196 88H197V87H196ZM196 88H195L194 90H196ZM200 88H199V89H200ZM202 88H201V89H202ZM243 88H242V90H244ZM249 88H250V87H249ZM3 89H4V87H3ZM25 89H26V88H25ZM29 89H31V88H28V89H27V92L31 93L30 91H31L32 89H31V90H29ZM43 89H44V88H43ZM151 89H150V90H151ZM176 89H177L178 91H177ZM185 89L188 90V87H186ZM199 89H198V90H199ZM258 89H259V88H258ZM258 89H257V90H258ZM263 89H264V87H263ZM12 90H13V89H12ZM28 90H29V91H28ZM90 90H93V88L90 89ZM94 90H95V89H94ZM187 90H186V94L184 93V94H185V97H184V95H183L182 97H184V98H182V99H185V98L187 97V94L189 93V92L187 93ZM190 90H189V91H190ZM192 90H193V89H192ZM198 90H196V91H197V93H199V98H198V99H200L201 97H203V95L200 93V91L198 92ZM231 90H232V89H231ZM231 90H230V91H231ZM236 90H237V89H236ZM236 90L233 91V92L236 93ZM245 90H246V89H245ZM250 90H251V89H250ZM260 90H261V89H260ZM4 91L7 92L8 90H5V89H4ZM23 91H24V90H23ZM32 91H33V90H32ZM34 91L36 92V90H34ZM39 91H40V90H39ZM79 91H80V92H79ZM145 91H146V90H145ZM145 91H144V92H145ZM230 91H229V93H230ZM239 91H240V90H239ZM255 91H256V90H255ZM6 92H5V93H6ZM101 92H102V93H101ZM136 92H138V93H136ZM183 92H185L184 89H183L182 93H183ZM258 92H259V91H258ZM29 93L26 94V97L28 98L29 96H31V97H30V99H31L32 96H33V94H34V92H32L33 94H31V95H30ZM41 93H42V92H41ZM41 93H40V94H41ZM68 93H69V92H68ZM68 93H67V98H69V96L71 95V93H69V94H68ZM98 93H99V94H98ZM176 93H177V94H176ZM192 93H194V92H191V96H192ZM229 93H228V94H229ZM231 93H232V92H231ZM239 93H240V92H239ZM242 93H244V92H242ZM242 93H241V94H242ZM252 93H253V91H252ZM261 93H262V92H260V94H257V96H259V95L261 96V95H262ZM2 94H3V93H2ZM7 94H8V93H7ZM12 94H13V93H12ZM23 94H24V93H23ZM86 94H87V93H86ZM97 94H98V96H97ZM141 94H143V93H141ZM151 94H153V93H150V95H151ZM178 94H179V95H178ZM263 94H264V92H263ZM9 95H10V94H9ZM36 95H37V94H36ZM50 95H51V94H50ZM130 95H131L132 97H131ZM176 95H178V96L176 97ZM193 95H196V94H193ZM200 95H201V97H200ZM216 95H218V93H217ZM219 95H220V94H219ZM253 95H254V93H253ZM253 95L251 94V96H253ZM72 96H71V98H72ZM89 96H88V97H89ZM108 96H109L110 99L112 100V103L107 101V97H108ZM125 96H127V97H125ZM191 96H190V98H192ZM222 96H223V95H222ZM228 96H229V95H228ZM4 97H5V96H4ZM4 97H3V98H4ZM22 97H24V96H22ZM51 97H52V96H51ZM109 97H108V99H109ZM133 97H134V98H133ZM173 97H174V98H173ZM188 97H189V96H188ZM188 97H187V98H188ZM224 97H225V96H224ZM231 97H232V94H231ZM231 97H229V98H230V102L227 100V103L229 102L230 104H226V105H227L228 108H229V107H230V108L233 107V109H230V110H231V111H230V110H228V109L225 107L228 111H230V112L228 113V114H229L228 118L232 117V118L235 119V117H238V116L240 117V115H241L243 112H244L246 118H245V117H244L245 119H244V118H242V119L239 118V119H241V120L238 119L240 122H242V120H247L246 113H249V115H251V117H252V114H250V112H251L252 110H249V112L247 111V109H250V108H247V107H250V106H249L250 104H248V106L245 105V108L243 107V105H240V104H241L240 102H239L240 104H238V102H237L238 105L236 104V105L232 106L233 104H235V102H234L235 100H234V96H233L232 98H233L234 101L232 102V101H231V100H232ZM253 97H254V96H253ZM262 97H263V95H262ZM67 98H66V100H68V101L65 102V103H68V105L66 104V106H68V108H71V109H72V113H73L75 110H78L79 107H78L77 105H78V104L80 103V101L83 100V99H81V100H80V99H76V100H74V99L72 98L71 101H70V100H69L70 98H69V99H67ZM82 98H84V96H83ZM85 98H86V95H85ZM85 98H84V99H85ZM127 98H128V99H127ZM187 98H186V99H187ZM190 98H189V100H190L189 102H190V104H191V107L194 108L195 106H193V105H195V104H193V101H194L195 98L193 97V101H192ZM218 98H220V96H219ZM218 98H217V99H218ZM244 98H245V97H243V99H244ZM18 99H20V98H18ZM24 99H25V98H24ZM60 99H61V98H60ZM64 99H65V98H64ZM89 99H91V98H89ZM89 99H88V102H89V104H90ZM110 99H109V100H110ZM198 99L196 98V100H198ZM201 99H202V98H201ZM201 99H200V101H201L200 103L202 104V103L204 102L203 100H205V99H204V97H203V100H201ZM224 99L226 100V98H223V101H225ZM236 99H237V98H236ZM253 99H254V98H253ZM259 99H260V98H259ZM27 100H28V99H27ZM27 100H26V101H27ZM54 100H55V99H54ZM62 100H63V99H62ZM73 100H74L75 102H76L77 100H80V101L76 102V103H77V104H76L75 102H73ZM129 100H130V101H129ZM134 100H133V101H134ZM196 100H195V101H196ZM213 100L215 101L216 99L213 97ZM221 100H222V99H221ZM262 100H263V99H262ZM13 101H14V99H13ZM30 101H31V100H30ZM85 101H86V99H85ZM100 101H101V100H100ZM103 101H101V102H103ZM140 101H139V102H140ZM145 101H147V100H145ZM148 101H149V100H148ZM150 101H151V100H150ZM150 101H149V102H150ZM183 101H184V100H183ZM186 101L188 102V100H186ZM195 101H194V102H195ZM198 101H199V100H198ZM202 101H203V102H202ZM214 101H212V102H214ZM245 101H246V99H245ZM251 101H252V100H251ZM257 101H258V99H257ZM5 102H6V101H5ZM19 102H21V101H19ZM58 102H59V100H58ZM63 102H64V101H63ZM82 102H83V101H82ZM88 102H87V103H88ZM95 102H98V101L96 100ZM184 102H185V101H184ZM231 102H232L233 104H232ZM254 102H255V101H254ZM1 103H2V102H1ZM27 103H28V102H27ZM33 103H34V102H33ZM59 103H60V102H59ZM59 103H58V104H59ZM108 103H109V104H108ZM134 103H135V101H134ZM162 103H163V104H162ZM166 103H167V104H166ZM208 103H209V105H210V104H211V101H210V102H206V101H205V103L202 104V106H203V108H204V111H203L202 109H201V110L198 109V108L202 107L201 104H200V106H199L198 108L195 107V109H198V110H195V109H193V108H191V107H189V106H188V108H185V109H188V111L191 110V112H192V111L194 110L195 112H197L198 115H197L196 113H194V111H193V113L196 114V117H197V116H200V115H199L200 112L203 111V112L201 113V116H202V117H198V118H199L198 120H196L197 118H195V120H196V121H199L200 128L203 129L205 132L208 133V134H207V137H208V138H207L206 136H205L206 138L203 136L205 140L207 139L206 143L210 140L209 138L214 137V139H215L216 136H219V135H221V134L223 135L224 133H226V134H225L226 136L223 138V140H221V144H223V145H221V144L218 142V141H220V140H217L216 143L218 142L217 144H218V145L220 144L221 146H220V145L218 146L216 143H213V140H214V139L211 140V141H212L211 143H213L212 145L216 144V145L218 146V148L220 147V149H222L224 152H225V151H227V152L229 151V147H230V145H231V148H233V149H235L238 145L240 146V144L242 143L240 140H239V141H240L241 143L236 144L237 146H234V143L232 142L233 137H232V134H231V133L233 132V131H232V130H233V125H234V127H235V124H236V123L234 124L233 121H231V122L228 121L229 124H231V123L233 124V125H232V124L229 125V124H226L227 121H226V122L224 121L225 118L227 119V114H226V113H227V112H226L227 110L225 111L226 113L223 111V113H224L226 116L223 115V116H225V117H223V119H222L221 116H220V114H221L220 112H222V109L224 108V107L222 108L223 105L221 106V109H220V107H219V110H221V111H219V110H217V109L214 108V107H216L215 105H217V104H216V101L213 103V104H215V105L211 104V107H209ZM262 103H263V102H262ZM16 104H17V103H16ZM28 104H29V103H28ZM28 104H27V105H28ZM30 104H31V103H30ZM34 104H35V103H34ZM52 104H53V103H52ZM60 104H61V103H60ZM81 104H83V103H81ZM85 104H86V103H84L83 106H84ZM92 104H93V105H92ZM95 104H96V103H95ZM95 104H94V103H91V106H94V107H93L94 110H93V109L91 110L90 108H88V107H87L88 104H86L85 107H84V109H86V110H82V109H83V106H82V109H80V110L83 111V112L81 111V112H82L81 115H83V114L85 115L86 113H87L86 115H89V114H90L89 116H91V115H93V116L97 115V114H95V113H96L97 111L100 112L99 107H101L102 105H101V104H96V105H95ZM103 104H104V103H103ZM144 104H146V105H144ZM185 104H186V103H185ZM196 104H197V106L199 105L198 103H196ZM205 104H207V105H205ZM221 104H223L222 101H221ZM263 104H264V103H263ZM19 105H21V104H19ZM64 105H65V104H64ZM64 105H62V107H64ZM105 105H106V104H105ZM140 105H139V106H140ZM161 105H162V106H165V107H166L165 109H168V111H166V110H162V109H164V107H161ZM218 105H219V102H218ZM255 105H256V104L251 105V108H252L253 106H255ZM258 105H259V104H258ZM258 105H256L257 108H258L257 113L260 111L259 108H262L261 105H259V106H258ZM5 106H6V105H5ZM16 106H17V105H16ZM28 106H29V105H28ZM95 106H96V107H95ZM148 106L151 108V110L154 109V106H157L158 108L161 107V108H160V110H162V111L160 112V113H161V116H162V115L165 116V117H163V119H161V121L163 120L162 124H164V125H162V126H163V128H164V132H165V133H163V130H162L163 128L161 129L162 131L158 132L157 134H156L157 131L155 130V128H157V127L154 126L155 128L153 129V131H156V132H153L154 135L156 134V136H158V137H155L154 139L156 140V138H157L156 141L159 140L160 142H162L161 145H158V144H157V145H158L157 147H156L155 145H153V146H155V149H154L153 146H152V147H149V148H148L147 146H145V142H146V144H149L150 142H151V144H152V143L155 141L152 137H150V136L153 135L152 133L150 134V132H151L150 128L147 129V127H148L149 125L147 126L146 123H149V122H145V121H148V120L151 118V116L149 115V116H150V117H148L149 119L144 121V118L147 119V117H145V116H148V114H145L146 112L144 111V112H145V113H144L142 110L149 109V108H147ZM204 106H205V107H204ZM206 106H207L208 108H206ZM219 106H220V105H219ZM224 106H225V104H224ZM246 106H247V107H246ZM3 107H4V106H2V108H3ZM7 107H8V106H7ZM9 107H10V106H9ZM31 107H32V106H31ZM55 107H56V106H55ZM58 107H59V108H62V107H60L59 105H58ZM103 107H104V106H103ZM134 107H135V108H134ZM142 107H143V108H142ZM173 107H174V108H173ZM181 107H183V104L181 105ZM212 107H213V108H212ZM27 108H28V107H27ZM68 108H67L68 111L66 110V111H62V112H63V113H64V112H69L70 109H68ZM95 108H97V109L95 110ZM137 108H138V109H137ZM141 108H142V109H141ZM152 108H153V109H152ZM172 108H173V109H172ZM175 108H176V109H175ZM190 108H191V109H190ZM246 108H247V109H246ZM257 108L255 107V109H257ZM7 109H8V108H7ZM62 109H63V108H62ZM98 109H99V110H98ZM182 109H183V108H182ZM185 109H183V110H184L183 113L186 112ZM19 110H20V108H19ZM87 110H89V111L87 112ZM149 110H150V109H149ZM173 110L175 111V113H174ZM179 110H180V109H178V111H179ZM183 110H182V111H183ZM224 110H225V109H224ZM245 110H246V111H245ZM6 111H7V110H6ZM25 111H26V110H25ZM85 111H86V113H85ZM90 111H91V113H90ZM92 111L94 112V114H93ZM95 111H96V112H95ZM164 111H165V112H164ZM172 111H173V112H172ZM180 111H181V110H180ZM182 111H181V113H182ZM199 111H200V112H199ZM255 111H256V110H255ZM262 111L264 112V107H263L262 110L260 111V114H261ZM10 112H11V110H10ZM17 112H18V111H17ZM22 112H23V111H22ZM75 112H76V111H75ZM78 112H79V111H78ZM99 112H98V113H99ZM117 112H118V113H117ZM148 112H149V111H148ZM152 112H153V111H152ZM162 112H163V113H162ZM263 112H262V114H261V115H263L262 117H261V116H259V117L257 116L258 118H255L256 121H257V119L259 120V121H257V122L255 121L256 126L259 127V125H261L260 127H261L262 130L258 132V133L261 132V135H257V136L252 137V138L249 136V137L251 138L249 141L246 140L247 137L244 138V137L242 136V137H243L242 141H243V140L247 141V142H245V143H246V145H248L247 147L250 148V149H249V150H250V151H249L250 153H248V149H247V151H246L247 154H249L250 156H253V157H254V156H258L259 161L262 160V163H263V159H264V136H262V133H264V132H263V128H262L263 125H264V120H263V118H264V113H263ZM7 113H8V112H7ZM52 113H53V112H52ZM150 113H151V112H150ZM150 113H149V114H150ZM165 113H166V115H165ZM173 113H174V114H173ZM177 113H178V112H177ZM177 113H176V114H177ZM179 113H180V112H179ZM183 113H182V114H183ZM188 113H189V112H188ZM188 113L186 112V114H187L188 116H190V113H189V114H188ZM251 113H255V112L253 111V112H251ZM32 114H33V113H32ZM60 114H61V112H60ZM76 114H77V113H76ZM118 114H119V115H118ZM144 114H145V115H144ZM151 114H152V113H151ZM153 114H154V113H153ZM258 114H259V113H258ZM1 115H2V114H1ZM51 115H52V114H51ZM79 115H80V114H79ZM84 115L82 116L83 118H84ZM183 115H185V114H183ZM247 115H248V114H247ZM254 115H255V114H254ZM254 115H253V116H254ZM256 115H257V114H256ZM3 116H4V115H3ZM109 116H110V115H109ZM117 116H118V117H117ZM154 116H156V115H154ZM176 116L181 117V118H178V119H180L179 122H181V123L178 122V124H180L179 126H178V124H177V122H176V119H177ZM188 116H183V117L187 118ZM194 116H195V115H194ZM242 116H243V114H242ZM63 117H64V115H63ZM78 117H79V116H78ZM80 117H81V116H80ZM80 117H79V118H80ZM91 117H92V116H91ZM91 117H90V118H91ZM96 117H97V116H95V118H96ZM99 117H100V116H99ZM101 117H103V115H102ZM174 117H175L176 119H175ZM254 117H255V116H254ZM260 117H261V118H260ZM95 118L92 117L91 119H89V120H90L89 122H88V119H87V122L91 125L90 122H91L92 119H93V121L95 120V122L97 121ZM106 118H107V116H106ZM111 118H112V117H111ZM152 118H156V117H153V116H152ZM164 118H165V119L167 118V120H164ZM191 118H192V114H191L190 120H192ZM68 119H69V118H68ZM81 119H82V118H81ZM107 119H108V118H107ZM158 119H159V118H158ZM174 119H175V120H174ZM10 120H11V119H10ZM31 120H32V119H31ZM63 120H64V118H63ZM99 120H102V118L99 119ZM103 120L106 121V119H103ZM150 120H151V119H150ZM152 120H153V119H152ZM156 120H157V119H156ZM195 120H194V121H195ZM238 120H237V121H238ZM249 120H250V119H249ZM251 120H253V117H252ZM15 121H16V120H15ZM15 121H14V122H15ZM67 121H68V120H67ZM111 121H112V120H111ZM119 121H120V122H119ZM153 121H155V120H153ZM153 121H152V122H153ZM166 121H167V122H166ZM196 121H195L194 123H196ZM5 122H6V124H7L8 121H5ZM5 122H3L4 125H5ZM21 122H22V121H21ZM24 122H26V121H24ZM30 122H31V121H30ZM33 122H35V120H33ZM45 122H46V121H45ZM45 122H44V123H45ZM61 122L63 123L64 121L61 120ZM69 122H70V120H69ZM72 122H73V121H72ZM114 122H113V123H114ZM152 122L149 123V124H150V127H151ZM187 122H188V121H187ZM187 122H186V123H187ZM191 122H193V121H191ZM240 122H239V124H241ZM258 122H259V125H257ZM3 123L0 124V125L3 126ZM8 123H9V122H8ZM70 123H71V122H70ZM79 123H80V122H79ZM194 123H192L191 125H194ZM246 123H247V122H246ZM248 123H249V122H248ZM10 124H12V123H10ZM51 124H52V123H51ZM55 124H56V123H55ZM74 124H75V123H74ZM96 124H97V123H96ZM182 124H183V125H182ZM196 124H198V123H196ZM255 124H254V125H255ZM29 125H30V124H29ZM31 125H33V124L31 123ZM31 125H30V126H31ZM65 125H66V124H65ZM67 125H68V124H67ZM78 125H79V124H78ZM81 125H82L83 127H80V128H83L84 130L86 129V127H87L86 130L90 129V126H88L87 124H81ZM105 125H106V124H105ZM152 125H153V124H152ZM156 125H157V124H156ZM236 125H237V124H236ZM251 125H252V124H251ZM1 126H0V128H1ZM5 126H6V125H5ZM5 126H3V128H4ZM13 126H14V125H13ZM44 126H45V125H44ZM57 126H58V124H57ZM72 126H73V124H72ZM91 126H93V124H92ZM98 126H99V125L97 124V128H98ZM111 126H112V125H111ZM115 126H116V125H115ZM146 126H147V127H146ZM183 126H185L186 128H183ZM231 126H232V127H231ZM247 126H248V125H247ZM252 126H253V125H252ZM10 127H11V126H10ZM10 127H9V128H10ZM64 127H65V126H64ZM67 127H68V126H67ZM100 127H101V126H100ZM109 127H110V126H109ZM181 127H182V129H181ZM239 127H241V125H240ZM243 127H244V126H243ZM243 127H242V128H243ZM258 127H257V128H258ZM260 127H259V128H260ZM3 128H1V129H2V133H3V135H4L6 131L4 132V131H3ZM5 128H7V126H6ZM5 128H4V130H6ZM13 128H14V127H13ZM18 128H19V127H18ZM76 128H77V125H76ZM80 128H79V129H80ZM92 128H94V130L97 129V128H95V127H92ZM114 128H115V127H114ZM114 128H113V129H114ZM117 128H116V129H117ZM152 128H153V127H152ZM196 128H197V127H196ZM196 128H195V129H196ZM236 128L238 129V126H237ZM236 128H234V129L236 130ZM242 128H240V129L242 130ZM66 129H69V128H66ZM104 129H106V128H104ZM107 129H108V128H107ZM188 129H189L190 131H189ZM195 129L193 130L194 132L191 133V134H193V138H191L192 141L189 142V143H186V142H185L186 144H189V145H190V143H192V144L197 143V144H198L200 141H203V139H201V140H197V142H194V141L196 140V139L194 140V137H195V136H194V134H195ZM230 129H232V130L230 131ZM245 129H247V128H244V130H245ZM71 130H72V129H71ZM71 130H70V131H71ZM76 130H77V129H76ZM110 130H111V129H110ZM158 130H159V129H158ZM182 130H185V131L187 132L188 136H187L186 132L183 133ZM196 130H197V129H196ZM235 130H234V132H235ZM258 130H259V129H258ZM258 130H256V131H258ZM14 131H15V130H14ZM17 131H18V130H17ZM66 131H67V130H66ZM78 131L81 132V130H78ZM99 131H100V129H99ZM177 131H178V133H176ZM180 131H181V134L179 133ZM199 131H200V130H199ZM246 131H247V130H246ZM253 131H255V129H253ZM15 132H16V131H15ZM56 132H57V131H56ZM67 132H68V131H67ZM73 132L76 134V136H78V134H77L74 130L72 131V134H74ZM97 132H98V130H97ZM105 132H106V131H105ZM161 132L163 133V136H162L163 138H167V137H168V143H169V144L167 143V145H165L164 142H167V140H166V141H162L163 139H162V140L159 139V138L161 137V136H159V133H161ZM227 132H228V133H227ZM236 132H237V131H236ZM236 132H235V133H236ZM247 132H248V131H247ZM2 133H1V131H0V135H2ZM8 133H9V132H8ZM11 133H12V132H11ZM83 133L85 134V132H83ZM101 133H102V132H101ZM127 133H128V134H127ZM148 133H149V134H148ZM162 133H161V134H162ZM196 133H197V132H196ZM200 133H202V132H200ZM235 133H233V134H235ZM243 133H244V132H243ZM29 134H30V133H29ZM55 134H56V133H55ZM90 134H91V133H90ZM145 134H146V135H145ZM161 134H160V135H161ZM164 134H167V135H164ZM179 134H180V135H179ZM184 134H186V135H184ZM203 134H204V133H203ZM203 134H202V135H203ZM205 134H206V133H205ZM205 134H204V135H205ZM229 134H231V135H229ZM236 134H240V133H236ZM236 134H235V135H236ZM5 135H6V134H5ZM64 135H66L65 132H64ZM128 135H129V136H128ZM144 135H145V136H144ZM176 135H177V137H176ZM195 135H196V138H198V137L200 136V135H199V136L197 137L198 134H195ZM15 136H16V135H15ZM43 136H44V135H43ZM55 136H56V135H55ZM61 136H62V135H61ZM66 136H67V135H66ZM66 136L64 137V138H65V141H64L62 144H61V140H60V141L58 140V141L60 142V146H59V148H61L62 150L59 149L58 146H57L56 149H55V151H56V150H57V151L61 150V151H62V154L65 153V156H66V154H68V156H67L68 158H70V157L72 158V157H73V158H75L76 160L80 159V161H79V165H80V163H81L80 166H82V167H83V165H84V167L86 166V167L84 168V170H85L86 168H87V170H86V172L83 171V173H82L81 171H79V170H77V171L79 172V174L82 173L83 176H86L85 178H87V176H88L90 173L93 174L92 171L94 172V169L91 171L89 167H91V166L95 163V162H94V163H93V162L91 163V161H89V163H91V164H88L87 160H88V159H89V160L92 159V158L90 159V157L88 156V152H89V150H90V152H89L90 155L92 154L91 156L97 157V155H96L97 153L95 152V150H94V151L92 150V151H93V152H92L91 149H92L93 147H95L94 145H98L97 142H96V140H99V139H95V141H94V143H93V144H94L93 147H92L90 144H88L89 146H87V143H86L85 141H86V140L89 141V140H88V137H87L86 140H85V138H84L85 141H84V140H83V141H82V140L80 141V142H83L82 144L79 143V144H77L78 146H75V145H72V143L69 141V140H71L72 137H69V136L66 137ZM73 136H74V135H73ZM165 136H166V137H165ZM209 136H210V137H209ZM236 136H238V135H236ZM0 137H2V136H0ZM53 137H54V136H53ZM141 137H143V139H142ZM148 137H150V138H149V141H148V143H147V138H148ZM190 137H191V136H190ZM203 137H202V138H203ZM2 138H3V137H2ZM49 138H50V137H49ZM62 138H63V136H62ZM64 138H63V139H64ZM67 138H68V139H67ZM69 138H70V139H69ZM73 138H75V137H73ZM78 138L82 139L83 136H81V137L79 136ZM78 138H77V139H78ZM100 138H101V137H100ZM104 138H105V137H104ZM145 138H146V139H145ZM231 138H232V140H231ZM234 138H235V137H234ZM240 138H241V137H240ZM0 139H1V138H0ZM8 139H9V138H7L6 141H8ZM22 139H23V138H22ZM57 139H58V138H57ZM77 139H76V141H79V139H78V140H77ZM119 139H121V140H119ZM127 139H128V142H129V143L127 142ZM141 139L143 140V143L141 142V143H142V146H141V143L139 142V140H141ZM152 139H153L154 141H153ZM191 139H190V140H191ZM208 139H209V140H208ZM237 139H239V138H237ZM137 140H138V142L140 143V146H141L142 149H143V150L141 149L142 151L139 150V149L141 148L139 145L136 144V145H137V146L135 145L136 148H134V146H132V144H134V142L137 141ZM142 140H141V141H142ZM164 140H165V139H164ZM180 140H181V137H180ZM205 140H204V142H205ZM234 140L237 142L236 139H234ZM1 141H2V140H1ZM144 141H145V142H144ZM152 141H153V142H152ZM156 141H155V142H156ZM175 141H177V143H174ZM187 141H188V140H187ZM239 141H238V142H239ZM2 142H3V141H2ZM25 142H28V141H25ZM50 142H51V141H50ZM84 142H85L86 144H85ZM95 142H96V143H95ZM126 142H127V143H126ZM214 142H215V140H214ZM88 143H89V142H88ZM98 143H99V142H98ZM139 143H138V144H139ZM179 143H180V142H179ZM202 143H203V142H202ZM206 143H205L204 145H206V146L208 145V146H207V150H208V153H209V150H211L213 147H211L212 145L209 146V144H206ZM231 143L233 144L234 147H232V144H231ZM247 143H248V144H247ZM0 144H3V143L0 142ZM24 144H25V143H24ZM100 144H102V143L100 142ZM125 144H126V145H125ZM127 144H130V146L128 145V148H127L128 151H129V152L127 151L128 154H129V157L127 156L129 161H128V160L125 161V160H126V159H125V158H126V157H125L126 154H124V156H121V158L119 159V161L122 159V160L119 162L118 159H117V158L120 157V156H119V153L121 152V154H122V151H123V150H127L126 148H125V149H122V148H124V146L126 147ZM143 144H144V146H143ZM197 144H194V146H195V147L193 146V147H194V148H193L194 150L192 149V147H190L189 149H186V151H188L187 153H188L189 155L191 154V153H189V152L191 151L190 149H192V150L194 151V155L191 154V155L189 156V158H188V156L185 154V155L187 156V158H188V159L186 158L188 164H191V165L189 166L190 168L188 167L189 169L186 171L187 175H186V173H185L184 175H186V177L189 176L191 180L196 179V178L199 177V176L201 177V175L204 173V171H202V170H204V168L207 167L206 164H207V165H210V161H211V158H210V161H209V160L207 161V159H206L207 157L205 158V156L208 155L207 153H206L207 155L205 154V156H204V153H205L204 151H205V149H206V148H205L206 146H202L203 144L199 145L200 143L198 144L199 147L202 146L203 148H205L204 151H203V150H200V149H199V147H198ZM5 145H6V143H5ZM29 145H30V144H29ZM31 145H32V144H31ZM56 145H58V144H56ZM181 145H180V146H181ZM189 145H185L186 147L182 148V150L185 149V148H188L187 146H189ZM196 145H197V146H196ZM241 145H242V144H241ZM24 146L26 147V144H25ZM24 146H23V147H24ZM54 146H55V144H54ZM90 146H91L92 148H90ZM138 146H139V148H137ZM159 146H161V147H159ZM242 146H245V145H242ZM242 146L240 147V149H242ZM88 147H89V148H88ZM143 147H144V148L147 147V149H144ZM177 147H178V146H177ZM197 147H198V148H197ZM209 147H210L211 149H210ZM222 147H224V149H223ZM48 148H49V149H48ZM48 148H47L48 151L52 150L50 147H48ZM102 148H103V147H102ZM107 148H110V149L108 150ZM151 148L154 149L155 152H154V151L150 152V151L152 150ZM157 148H159V149L162 148V150H161V149L159 150V149H157ZM203 148H202V149H203ZM216 148H217V147H216ZM231 148H230V151H231ZM243 148H244V147H243ZM45 149H46V148H45ZM58 149H59V150H58ZM88 149H89V150H88ZM103 149H104V148H103ZM148 149H149V151H148ZM150 149H151V150H150ZM164 149H166V150H164ZM214 149H215V148H214ZM18 150H19V149H18ZM43 150H44V149H43ZM137 150H139V151H141V152L138 153ZM146 150H147V151H146ZM163 150H164V151H163ZM195 150H196V151H195ZM216 150H218V149H216ZM216 150H215V151H216ZM237 150H238V149H237ZM237 150H236V151H237ZM242 150H243V149H242ZM242 150H241V151H242ZM31 151H32V149H31ZM61 151H59V153H60ZM87 151H88V152H87ZM107 151H108V152H107ZM110 151H111V152H110ZM130 151H131V153H130ZM136 151H137V152H136ZM145 151H146V152H145ZM160 151H162L163 153L165 152V154H163L164 156L162 155V153H161ZM172 151H176V150H175V147H173ZM184 151H185V150H184ZM184 151H182V152L185 153ZM202 151H203V152H202ZM239 151H240V150H239ZM4 152H5V150H4ZM20 152H21V151H20ZM22 152H23V151H22ZM124 152H125V151H124ZM142 152L144 153V155H143L142 157H140V158H141V159H140L138 156H141V155L143 154ZM191 152H192V151H191ZM195 152H196V153H195ZM211 152H213V151H211ZM218 152H221V150H220V151L218 150V151L215 153V155H217V154L220 155V153H218ZM224 152H221V154H222L221 156H222V157L225 155V154H223ZM227 152H225V153L227 154V156H228L229 154H231V153H229V152L227 153ZM231 152H232V151H231ZM233 152H234V151H233ZM14 153H15V152H14ZM41 153H43V157L40 156V158L42 157V158L45 159V157H46V156H45V153L42 151V152H40V155H41ZM47 153H48V152H47ZM47 153H46V154H47ZM50 153H51V152H50ZM50 153H49V154H50ZM56 153H57V152H56ZM95 153H96V154H95ZM132 153H133V154H132ZM135 153H136V156H137L139 159H138L137 157H136L137 159H134L135 157H133V156L135 155ZM141 153H142V154H141ZM145 153H146V154H145ZM159 153H160V154H159ZM175 153H176V152H175ZM178 153H179V152H178ZM192 153H193V152H192ZM237 153L239 154V157H240L241 153H240V152H237ZM237 153H236L235 156H234V154H233L232 156H233L234 158H236ZM244 153H245V149H244ZM251 153H252V154H251ZM26 154H27V153H26ZM51 154L54 155V151H53V153H51ZM121 154H120V155H121ZM138 154H141V155H138ZM180 154H181V153H180ZM180 154H179V155H180ZM211 154H212V153H211ZM254 154H255V155H254ZM23 155H25V154L23 153ZM28 155H29V154H28ZM57 155H58V153H57ZM95 155H96V156H95ZM122 155H123V154H122ZM132 155H133V156H132ZM147 155H148V156H147ZM160 155H161V156H160ZM169 155H171V154H169ZM179 155H176V156H179ZM242 155H243V154H242ZM242 155H241V156H242ZM244 155H245V154H244ZM244 155H243V156H244ZM15 156H16V155H15ZM59 156H60V154L58 155V157H59ZM150 156H151V155H150ZM152 156H151V157H152ZM174 156H175V155H174ZM191 156H192V157H191ZM209 156H210V155H208V157H209ZM212 156H213V154H212ZM212 156H211V157H212ZM221 156H219V157H221ZM225 156H226V155H225ZM4 157H5V156H4ZM18 157H20V156L18 155ZM60 157H61V156H60ZM60 157H59L56 161H58L59 159H61ZM77 157H78V158H77ZM88 157H89V158H88ZM98 157L100 158L99 153H98ZM98 157H97V158H98ZM122 157H123V158H122ZM130 157H131V159H130ZM132 157H133L134 161L139 160V162L137 161V163L134 164L135 162H132V160H133ZM145 157H146V159H145ZM171 157H172V156H171ZM216 157H217V156H216ZM222 157H221V158H222ZM245 157H246V156H245ZM253 157H250V159L252 160ZM260 157H263V158L260 159ZM26 158H27V157H26ZM154 158H155V157H154ZM212 158H213V157H212ZM237 158H238V157H237ZM240 158H241V157H240ZM19 159H20V158H19ZM27 159H28V158H27ZM47 159H48V158H47ZM151 159H153V158H151ZM161 159H163V158H161ZM165 159H166V158H165ZM189 159L191 160V162H189ZM225 159H227L228 161H230V159L227 158V157H226ZM225 159H224V160H225ZM250 159H249V160H250ZM254 159H255V158H254ZM254 159H253V162H254ZM256 159H257V158H256ZM3 160H4V159H3ZM51 160H52V159H51ZM53 160H55V159L53 158ZM61 160H62V161L64 160L63 156H62V159H61ZM61 160H60V161H61ZM68 160H69V159H68ZM92 160H93V159H92ZM110 160H111V161H110ZM116 160H117V161H116ZM123 160H124V161H123ZM186 160H185V161H186ZM212 160H213V159H212ZM221 160H222L221 162L224 161L223 158H222ZM227 160H225L226 163H227ZM6 161H7V160H6ZM21 161H22V159H21ZM34 161H35V160H34ZM43 161H44V160H43ZM65 161H67V160H65ZM69 161H70V160H69ZM130 161H131V162H130ZM142 161H141V162H142ZM151 161H152V160H151ZM160 161L162 162V160H160ZM242 161H243V160H242ZM246 161H247V160H246ZM259 161H257V162H259ZM11 162H12V161H11ZM22 162H23V161H22ZM36 162H37V161H36ZM53 162H55V161H53ZM58 162H59V161H58ZM58 162H57V163H58ZM104 162H106V163H104ZM114 162H115V163H114ZM141 162H140V164L143 166L144 164L141 163ZM143 162H144V161H143ZM177 162H178V161H177ZM182 162L185 163L184 160H183ZM207 162H209V164H208ZM221 162H220V164L222 165ZM250 162H251V161H250ZM40 163H41V162H40ZM47 163H49V159H48V162H47ZM47 163L45 162L46 165H47ZM120 163H123V164H120ZM130 163H131V164H130ZM144 163H145V165H144L143 167H148V169L150 168V166H152V165H150L149 163H147V164H148V165H147V164H146V161H145ZM179 163H180V162H179ZM224 163H225V162H224ZM241 163H242V162H241ZM241 163H240V165H241ZM243 163H244V161H243ZM254 163H255V162H254ZM8 164H9V163H8ZM18 164H19V163H18ZM21 164H22V163H21ZM45 164H44V165H45ZM128 164L133 165V167L130 166V167H131V168H130V167L128 166ZM140 164H139V165H140ZM153 164H154V163H153ZM185 164H186V163H185ZM212 164H213V162H212ZM220 164H219V165H220ZM229 164H230V162H229ZM252 164H253V163H252ZM256 164H257V163H256ZM24 165H25V164H24ZM41 165H42V164H41ZM97 165H99V164H97ZM106 165H107V164H106ZM126 165H127V166H126ZM146 165H147V166H146ZM155 165H156V164H155ZM215 165H216V164H215ZM217 165H218V164H217ZM219 165H218V166H219ZM225 165H227V164H225ZM248 165H249V164H248ZM260 165H261V164H260ZM14 166L16 167L15 164H14ZM22 166H23V164H22ZM22 166H21V167H22ZM36 166H37V165H36ZM36 166H35V167H36ZM39 166H40V165H39ZM47 166H48V165H47ZM51 166H52V164H51ZM66 166H67V165H66ZM99 166H100V165H99ZM142 166H141V167H142ZM187 166H188V165H187ZM203 166H204V168H203ZM211 166H212V165H211ZM241 166H243V165H241ZM252 166H253V165H252ZM41 167H42V166H41ZM44 167H45V166H44ZM110 167H112L111 164H110ZM122 167H123V166H122ZM126 167H127L128 169H126ZM139 167H140V166H139ZM163 167H164V166H163ZM201 167H202V168H201ZM213 167H214V166H213ZM227 167H228V166H227ZM244 167H246V165H244ZM247 167H248V166H247ZM260 167H261V166H260ZM260 167H259V168H260ZM5 168H6V167H5ZM10 168H11V167H10ZM10 168H9V169H10ZM19 168H20V167H19ZM103 168H104V167H103ZM105 168H109V167L107 166V167H105ZM105 168H104V169H105ZM113 168H115V167L113 166L112 168H109L111 172H112V170H115V169H116V168H115V169H113ZM123 168H124V167H123ZM123 168H122V169H123ZM129 168H130V169H129ZM156 168H158V166H157ZM200 168L202 169V170H201V175H200ZM219 168H220V171H221V167H220V166H219ZM230 168H231V167H230ZM230 168H229V169H230ZM237 168H238V166H237ZM11 169H12V168H11ZM36 169H37V168H36ZM48 169H49V167H48ZM118 169H119V168H118ZM118 169H116V171H118ZM136 169H137V168H136ZM138 169H139V168H138ZM143 169H144V168H143ZM159 169H160V168H159ZM162 169H163V168H162ZM165 169H166V168H165ZM206 169H207V168H206ZM238 169H239V168H238ZM243 169H246V168H243ZM248 169H249V168H248ZM251 169H253V172H254V168L251 167ZM12 170H14V169H12ZM17 170H19L18 167H17ZM29 170H31V169H29ZM32 170H33V169H32ZM38 170H39V169H38ZM40 170H41V169H40ZM97 170H99V169H97ZM146 170H147V168H146ZM154 170H155V168H154ZM163 170H164V169H163ZM209 170H211V169H208V171H209ZM222 170H223V165H222ZM230 170H231V169H230ZM49 171H50V169H49ZM53 171H54V170H53ZM57 171H58V170H57ZM87 171H88V173H87ZM100 171H102V170H100ZM122 171H123V170H122ZM127 171H126V172H127ZM137 171H138V170H136V173H137ZM159 171H161V169H160ZM164 171H166V170H164ZM169 171H170V170H169ZM215 171H216V170H215ZM215 171H213V172L216 173ZM227 171H228V170H227ZM233 171H234V170H233ZM233 171H232V172H233ZM243 171H244V170H243ZM260 171H261V170H259V172H260ZM22 172H23V169H22ZM26 172H27V171H26ZM33 172H34V171H33ZM51 172H52V171H51ZM84 172H85V174H84ZM105 172H106V171H105ZM107 172H109V171H107ZM114 172H115V171H113V173H114ZM124 172H125V171H124ZM139 172H141V169H140V171H138V173H139ZM154 172H155V171H154ZM234 172H235V171H234ZM259 172H258V174H259ZM263 172H264V170L262 171V173H263ZM5 173H6V172H5ZM15 173H16V171L14 170L11 174L14 175ZM20 173H21V172H20ZM27 173H29V172H27ZM36 173H38V172H36ZM42 173H43V172H42ZM136 173H134V174L136 175ZM165 173H166V172H165ZM208 173H209V172H208ZM227 173H228V172H227ZM240 173H241V171H240ZM262 173L260 172V174H262ZM9 174H10V173H9ZM9 174H8V175H9ZM11 174H10V175H11ZM22 174H23V173H22ZM50 174H51V173H50ZM52 174H53V173H52ZM110 174H111V173H110ZM117 174H118V173H117ZM128 174H132V173H128ZM143 174H144V173H143ZM160 174H162V173H160ZM163 174H164V172H163ZM176 174H177V173H176ZM210 174H211V173H210ZM217 174H218V173H217ZM242 174H243V173H242ZM8 175L6 174V177H7ZM13 175H12V176H13ZM47 175H49V174H47ZM94 175H95V174H94ZM94 175H93V176H94ZM140 175H142V173H140ZM149 175H150V174H149ZM166 175H167V173H166ZM166 175H165V176H166ZM168 175H170V174H168ZM182 175H183V174H182ZM182 175H181V176H182ZM211 175H212V174H211ZM232 175H233V174H232ZM27 176H28V175H27ZM54 176H55V175H54ZM56 176H57V175H56ZM61 176H62V174H61ZM91 176H92V175H91ZM91 176L89 175L88 177L91 178ZM119 176H120V175H119ZM131 176H132V175H131ZM131 176H130V177H131ZM152 176H153V175H152ZM165 176H164V177H165ZM179 176H180V175H179ZM179 176H178V177H179ZM225 176H226V174H225ZM227 176H228V175H227ZM242 176H243V175H242ZM261 176H264V175H261ZM3 177H5V176H3ZM3 177H1V178H3ZM6 177H5V178H6ZM8 177H9V176H8ZM14 177H15V176H14ZM19 177H20V176H19ZM19 177H18V178H19ZM23 177H24V175H23ZM28 177H29V176H28ZM30 177H31V176H30ZM96 177H97V176H96ZM110 177H111V175H110ZM112 177H113V176H112ZM115 177H116V174H115ZM141 177H142V176H141ZM150 177H151V176H150ZM172 177H173V176H172ZM208 177H209V176H208ZM230 177H232V176H230ZM240 177H241V176H240ZM245 177H246V176H245ZM15 178H16V177H15ZM35 178H36V177H35ZM44 178H45V177H44ZM46 178H47V177H46ZM55 178H56V177H55ZM59 178H60V177H59ZM71 178H72V176H71ZM94 178H95V177H94ZM100 178H101V177H100ZM100 178H99V181H101ZM128 178H129V177H128ZM143 178H144V176H143ZM168 178H170V177H168ZM168 178H167V180L169 181ZM174 178H175V177H174ZM204 178H205V176H204ZM228 178H229V177H228ZM235 178H236V177H235ZM21 179H22V177H21ZM25 179H26V178H25ZM28 179H29V178H28ZM47 179H48V178H47ZM77 179H78V178H77V176H76V180H77ZM95 179H97V178H95ZM125 179H127V177H126ZM131 179H132V178H131ZM176 179H178V178L176 177L175 180H176ZM181 179H182V178H181ZM187 179H188V178H187ZM187 179H185V181H186ZM206 179H207V177H206ZM219 179H220V178H219ZM223 179H224V178H223ZM230 179H231V178H230ZM239 179H240V178H239ZM252 179H253V178H252ZM263 179H264V177H263ZM4 180H5V179H4ZM43 180H44V179H43ZM73 180H74V179H73ZM76 180H75V181H76ZM89 180H90V179H89ZM112 180H115V178L112 179ZM128 180H129V179H128ZM146 180H147V179H146ZM188 180H189V179H188ZM207 180H208V182H209L210 179L208 178ZM207 180H206V182H207ZM214 180H215V179H214ZM243 180H244V179H243ZM249 180H250V178H249ZM5 181H6V180H5ZM15 181H16V180H15ZM63 181H64V180H63ZM65 181H66V180H65ZM78 181L81 182L80 180H77L76 182L78 183ZM117 181H118V180H117ZM134 181H135V179H134ZM165 181H166V180H165ZM171 181H172V180H171ZM180 181H181V180H180ZM193 181H194V180H193ZM223 181H225V180H223ZM229 181H231V180H229ZM233 181H235V180H233ZM252 181H253V180H252ZM2 182H3V181H2ZM44 182H45V181H44ZM114 182H115V181H114ZM174 182H176V181H174ZM174 182H173V185H175ZM181 182H182V181H181ZM190 182H191V181H190ZM194 182H198V181H194ZM194 182H191V183H194ZM199 182H200V181H199ZM212 182H213V181H212ZM21 183H22V182H21ZM62 183H63V182H62ZM136 183H137V182H136ZM160 183H161V182H160ZM162 183H163V182H162ZM167 183H168V182H167ZM176 183H177V182H176ZM183 183H186V182L183 181ZM187 183H188V181H187ZM191 183H190V184H191ZM226 183L228 184V182H226ZM232 183H234V182H231V184H232ZM250 183H251V181H250ZM254 183H255V182H254ZM258 183H259V182H258ZM64 184H65V183H64ZM110 184H111V183H110ZM115 184H117V183H115ZM123 184H124V183H123ZM125 184H128V182L125 183ZM181 184H182V183H180V185H181ZM198 184H201V183H198ZM209 184H210V183H209ZM213 184H214V183H213ZM219 184H220V183H219ZM234 184H235V183H234ZM246 184H248V183H246ZM251 184H252V183H251ZM256 184H257V183H256ZM79 185H81V186H82V185H83V186H86L85 184H82V183H78V186H79ZM112 185H113V184H112ZM128 185H129V184H128ZM130 185H132V184L130 183ZM184 185H185V184H184ZM184 185H183V187H184ZM192 185H193V184H191V186H192ZM194 185H195V184H194ZM196 185H197V183H196ZM206 185H207V184H205V186H206ZM210 185H211V184H210ZM222 185H223V183H222ZM225 185H226V184H225ZM241 185H243V184H241ZM244 185H245V184H244ZM248 185H249V184H248ZM253 185H254V184H253ZM1 186H2V185H1ZM118 186H119V185H118ZM139 186H140V185H139ZM163 186H164V183H163ZM170 186H172V185L170 184ZM186 186H187V188H188V185H186ZM189 186H190V185H189ZM198 186H199V185H197L196 188H197ZM202 186H203V185H202ZM202 186H200V187H202ZM218 186H219V185H218ZM223 186H224V185H223ZM223 186H222V187H223ZM227 186H229V184H228ZM227 186H225V187H227ZM12 187H14V186H12ZM52 187H53V186H52ZM62 187H63V186H62ZM122 187H123V186H122ZM126 187L130 188L131 186H127V185H125V187H123V191H122V193H124V191H125L124 194H127V193H126V192H127V188H126ZM135 187H136V186H135ZM148 187H149V186H148ZM151 187H152V184H151ZM156 187H157V186H156ZM181 187H182V186H180V188H181ZM192 187H193V186H192ZM200 187L197 188L198 191L196 190L195 187H194L195 189L192 190V191L196 190L195 192H197V193H195V194H197V196H198V198H199V199L195 198L197 202L194 201V199H193V200L191 199V200L193 201V206H194V203H195V207H194V209H195L196 207L200 206V210H199V211H201V213H202V209H203L204 207H207V208H208V205H204L203 203H202V204L204 205L203 207H202V204H200V205H198V206H196V205H197L198 201L200 202V197H201V195L204 193V192L202 193V191L204 190V191L206 192V188H207V187H206V188H205V187L201 188V189H203V190H201ZM212 187H213V186H212ZM219 187H221V184H220ZM229 187H230V186H229ZM237 187H238V186H237ZM237 187H236V188H237ZM45 188H47V187H45ZM116 188H117V187H116ZM116 188H115V189H116ZM132 188H133V186H132ZM140 188H141V187H140ZM152 188L154 189V186H153ZM169 188H170V187H169ZM169 188H168V189H169ZM177 188H178V187H177ZM204 188H205V189H204ZM240 188H241V187H240ZM240 188H239V189L237 188V189H238L237 192H240L239 195L241 196V192H242L243 190H246L247 188H246V189H245V188H244V189H240ZM16 189H17V188H16ZM34 189H35V188H34ZM36 189H37V188H36ZM54 189H55V188H54ZM61 189H62V188H61ZM120 189H121V188H120ZM124 189H125V190H124ZM134 189H135V188H134ZM137 189H138V187H137ZM147 189H148V188H147ZM170 189H171V188H170ZM170 189H169V190H170ZM173 189H174V188H173ZM175 189H176V188H175ZM175 189H174V190H175ZM182 189H183V188H182ZM184 189H185V188H184ZM189 189H191V188H189ZM199 189H200V190H199ZM212 189H213V188H212ZM8 190H9V189H8ZM26 190H27V189H26ZM51 190H52V189H51ZM99 190H100V189H99ZM117 190H118V189H117ZM117 190H116V191H117ZM139 190H140V189H139ZM177 190H178V189H177ZM217 190H218V188H217ZM217 190H215V193L217 192ZM219 190H220V189H219ZM241 190H242V191H241ZM260 190H261V189H260ZM262 190H263V189H262ZM31 191H32V189H31ZM89 191H90V192H89ZM118 191H119V190H118ZM149 191H150V190H149ZM154 191H155V190H154ZM179 191H180V190H179ZM222 191H223V190H222ZM229 191H230V189H229ZM235 191H236V190H235ZM263 191H264V190H263ZM88 192H89V193H88ZM100 192H101V191H100ZM141 192H142V191H141ZM164 192H166V189H165ZM177 192H178V191H177ZM199 192H201V193L199 194ZM207 192H208V191H207ZM213 192H214V191H213ZM227 192H228V191H227ZM14 193H15V192H14ZM17 193H18V192H17ZM22 193H23V192H22ZM30 193H31V192H30ZM33 193H34V192H33ZM82 193H83V192H82ZM87 193H88V196H89V197H93V198H94V196H90V195H95L96 192H95L94 194H90V193H91V190H88ZM87 193H86V194H87ZM105 193H106V192H105ZM122 193H121V191H120V194H122ZM160 193H161V192H160ZM178 193H179V192H178ZM208 193H210V192H208ZM233 193H234V192H233ZM246 193H247V194H245V195H249V194H250V193L248 194V192H246ZM259 193H260V191H259ZM259 193H258V194H259ZM54 194H55V192H54ZM76 194H77V192H76ZM86 194H85V195H86ZM101 194H102V193H101ZM152 194H153V191H152ZM192 194H194V192H193ZM216 194H217V193H216ZM216 194H213V193H212V195L210 194L211 197H212V199L215 198V197L213 198V195L216 196ZM19 195H20V194H19ZM59 195H60V194H59ZM74 195H75V194H74ZM78 195H79V194H78ZM83 195H84V193H83ZM96 195H97V194H96ZM166 195H167V194H166ZM184 195H185V194H184ZM220 195H223V197H224V196H225V193L220 194ZM226 195H227V194H226ZM236 195H237V193H236ZM250 195H251V194H250ZM259 195H260V194H259ZM259 195H258V196H259ZM263 195H264V194H263ZM27 196H28V195H27ZM29 196H30V195H29ZM88 196H87V197H88ZM182 196H183V195H182ZM191 196H192V195H191ZM194 196H195V195H194ZM203 196H204V195H203ZM206 196H207V195H206ZM206 196H204V197H206ZM243 196H244V195H243ZM260 196H261V195H260ZM260 196H259V197H260ZM58 197H59V196H58ZM96 197H98L99 200H100V198H101V196H100V197H99V196H95L94 199H96ZM195 197H196V196H195ZM225 197H226V196H225ZM227 197H229V195H228ZM234 197H235V196H234ZM241 197H242V196H241ZM253 197H254V196H253ZM253 197H251V200H252ZM29 198H30V197H29ZM65 198H66V197H65ZM74 198H76V197H74ZM98 198L96 199V201H95V200H94V201L97 202ZM137 198H138V197H137ZM145 198H146V197H145ZM162 198H163V197H162ZM164 198H165V197H164ZM179 198H180V197H179ZM191 198H193V197H191ZM201 198H202V197H201ZM219 198H220V197H219ZM219 198L217 197L216 199H219ZM235 198H236V197H235ZM238 198H239V197H238ZM243 198L246 200L245 196H244ZM257 198H258V197H257ZM22 199H23V197H22ZM27 199H28V198H27ZM91 199H92V198H91ZM158 199H159V198H158ZM160 199H161V197H160ZM170 199H171V198H170ZM187 199H188V198H187ZM204 199H207L206 201H208L209 198H204ZM204 199H201V200H204ZM212 199H210V200L212 201ZM216 199L212 201L213 203L211 204V206H212L213 204L216 203V202H215V201H217ZM226 199H228V198H226ZM226 199H225V200H226ZM236 199H237V198H236ZM240 199H241V198H240ZM249 199H250V198H249ZM253 199H255V198H253ZM262 199H263V198H262ZM25 200H26V199H25ZM99 200H98V202L102 201V202L100 203V207H102L101 204L103 205V203H107L104 199H102V200H100V201H99ZM131 200H132V201L134 200L133 197L131 198ZM131 200H129V201H128V200H124L125 202H122L123 200H121V201L119 200V201H120L119 206L116 205L117 202H115V205L118 206V207H116L115 209L117 210V208H119L120 206H121V207H120V210H122V208H125V207H127V208H125V209H128L129 204L127 205L126 203H127V202H130ZM145 200H146V199H145ZM221 200H222V199H221ZM225 200L223 201L224 203L226 202ZM247 200H248V199H247ZM19 201H20V200H19ZM66 201H67V200H66ZM75 201H76V200H75ZM81 201H84V200H81ZM94 201H93V204H91L93 207H94V203H95ZM103 201H104V202H103ZM167 201H168V200H167ZM185 201H186V200H185ZM211 201H210V203H211ZM219 201H220V200H218V202H219ZM239 201H241V200H239ZM253 201H254V200H253ZM30 202H31V201H30ZM98 202L95 203V205H96V206H95L96 210L93 209V211L95 210V211H97V212H94V213H93L94 215H93V214L91 215L92 218L95 219V220H94L95 223L92 224L91 222H89V223H88V227H89V226H90V227H93L94 224H97L98 227H99L100 225L103 227L105 223L108 224V222H110V218H109V217H107V218H109V219H108L109 221H108L107 219H105L106 217H104V216L106 215L105 213H108V212H105V213L103 212V213H102V211H106V210H105V208H106L105 206H107L108 203H107L105 206H103V207H105V208L103 209V207H102V208L99 207ZM113 202H114V201H113ZM113 202H112V203H113ZM171 202H172V201H171ZM204 202H205V200H204ZM223 202L221 201V202H219V204L221 205V203H223ZM228 202H229V201H228ZM232 202H233V201H232ZM242 202H243V201H242ZM255 202H256V201H255ZM255 202H254V203H255ZM61 203H63V200H62ZM84 203L86 204L87 202L84 201ZM84 203H83V204H84ZM112 203H111V204H112ZM121 203H122V205H121ZM123 203H125V204H123ZM131 203H132V202H130V204H131ZM133 203H134V202H133ZM138 203H139V202H138ZM143 203H144V201H143ZM161 203H162V200H161ZM179 203H180V202H179ZM224 203H223V204H224ZM230 203H231V202H230ZM248 203H249V202H248ZM260 203H261V202H260ZM14 204H15V203H14ZM29 204H30V203H29ZM51 204H53V203H51ZM63 204H64V203H63ZM78 204H80V203H78ZM109 204H110V203H109ZM165 204H166V203H165ZM191 204H192V203H191ZM216 204H217V203H216ZM87 205H90V204H87ZM91 205H90V206H91ZM97 205H98V207H97ZM125 205H126V206H125ZM131 205H132V204H131ZM134 205H135V203H134ZM138 205H139V204H138ZM138 205H137V206H138ZM141 205H142V204H140V206H141ZM162 205H163V203H162ZM180 205H182V204L180 203ZM188 205H189V204H188ZM220 205H219V206H220ZM247 205H248V204H247ZM7 206H8V205H7ZM7 206H6V207H7ZM15 206H16V205H15ZM20 206H21V205H20ZM51 206H52V205H51ZM79 206H80V205H79ZM122 206H123V207H122ZM164 206H165V205H164ZM186 206H187V205H186ZM191 206H192V205H191ZM215 206H216V205H215ZM219 206L216 207V208L219 209V208H220ZM229 206H230V205H229ZM233 206L236 207L235 205H233ZM240 206H241V205H240ZM251 206H252V205H251ZM64 207H65V205H64ZM64 207H63V208H64ZM81 207H82L83 210H84V213H83V214L86 215V214H89V213H90V212H89L90 208L88 209V208L86 207V208H87V210H86V208L84 209V205L81 206ZM93 207H92V208H93ZM113 207H114V206H113ZM131 207H132V206H131ZM133 207H134V206H133ZM171 207H172V206H171ZM175 207H177V206H175ZM209 207H210V206H209ZM231 207H232V206H230L229 208H231ZM253 207H254V205H253ZM11 208H12V207H11ZM14 208H15V207H14ZM17 208H18V207H17ZM26 208H27V207H26ZM82 208H79V213H80V209H81V211L83 212ZM92 208H91V209H92ZM108 208H109V207H108ZM108 208H107V209H108ZM111 208H112V207H111ZM136 208H137V207H136ZM138 208H139V207H138ZM190 208H192V207H190ZM190 208H189V210H190ZM212 208H213V207H212ZM212 208H211V209H212ZM222 208H223V210L225 209L226 211H225V210H224V212L222 211L223 213H221V211H220L219 214L221 213V215L223 214L224 217H225V216H227V215H225V212L229 213L230 211H229V208L226 207V208L228 209V210H227V209L225 208V206H223V205H222ZM23 209H24V208H23ZM97 209H98V210H97ZM101 209H103V210L101 211ZM109 209H110V208H109ZM109 209H108V210H109ZM115 209L112 208V211H113V210L115 211ZM163 209H164V208H163ZM175 209H177V208H175ZM192 209H193V208H192ZM194 209H193V210H194ZM211 209H210V210H211ZM218 209H217V211H218ZM252 209H253V208H252ZM9 210H10V209H9ZM85 210H86V211H85ZM108 210H107V211H108ZM130 210H131V209H130ZM158 210H159V209H158ZM182 210H183V209H182ZM187 210H188V208H187ZM207 210H208V209H206L205 211L203 210L204 213H205ZM254 210H255V209H254ZM28 211H29V210H28ZM117 211L119 212V210H117ZM117 211H116V212H117ZM127 211H128V210H127ZM162 211H163V210H162ZM183 211H184V210H183ZM196 211H197V210H196ZM228 211H229V212H228ZM245 211H246V210H245ZM247 211H248V210H247ZM251 211H252V210H251ZM29 212H30V211H29ZM57 212H58V210H57ZM62 212H63V211H62ZM86 212H87V213H86ZM88 212H89V213H88ZM116 212H115V213H116ZM135 212H136V210H135ZM137 212H138V211H137ZM197 212H198V211H197ZM232 212H233V211H232ZM249 212H250V211H249ZM9 213H10V212H9ZM14 213H15V211H14ZM77 213H78V211L76 212V214H77ZM79 213H78V214H79ZM115 213L113 212L112 215L115 214ZM183 213H184V212H183ZM198 213H200V212H198ZM201 213H200V214H201ZM211 213H212V212H211ZM227 213H226V214H227ZM250 213H252V212H250ZM28 214H29V213H28ZM40 214H41V213H40ZM69 214H70V213H69ZM74 214H75V213H74ZM76 214H75V215H76ZM90 214H91V213H90ZM90 214H89V215H90ZM164 214H165V213H164ZM178 214H180V213H178ZM205 214H206V215H205L206 217H204V214H203V213H202L203 216L201 215L202 218L204 217L203 219H205V218L207 219V216H208L207 214H208V213H205ZM219 214H218V215H219ZM252 214H253V213H252ZM11 215H12V214H11ZM52 215H53V214H52ZM89 215H86V216L82 215V216L84 217V219L82 218L81 215H78L80 218H79L78 216H76L77 218H79V219H78V220H79L78 222H80V220L82 219V220H81L82 223H81V222L78 223V224H79L78 226L83 225V226L86 227V228H85V230H86V229H87V226H86V225H87V222H88V221H85V218H88ZM166 215H167V214H166ZM172 215H174V214H172ZM221 215H219V216H221ZM257 215H258V214H257ZM15 216H16V215H15ZM17 216H18V215H17ZM91 216H90V217H91ZM94 216H95V217H94ZM109 216L112 218L111 215H109ZM176 216H177V215H176ZM184 216H185V215H184ZM209 216H211V215L209 214ZM232 216H233V214H232ZM234 216H235V215H234ZM254 216H255V215H254ZM13 217H14V216H13ZM25 217H26V216H25ZM52 217H53V216H52ZM66 217H67V215H66ZM115 217H116V216H115ZM126 217H127V216H126ZM163 217H164V216H163ZM197 217H198V219L201 218V217L199 218L198 215H197ZM197 217H195L196 221H197ZM215 217H216V216H215ZM221 217H223V216H221ZM221 217H220V218H221ZM224 217H223V218H224ZM238 217H239V216H237V218H238ZM243 217H244V216H243ZM251 217H252V216H251ZM257 217H258V216H256V218H257ZM36 218H37V217H36ZM102 218H104V220H103ZM157 218H159V217H157ZM173 218H174V217H173ZM175 218H176V217H175ZM254 218H255V217H254ZM256 218H255V219H252V222H254V221L256 220ZM54 219H55V217H54ZM54 219H53V220H54ZM57 219H58V218H57ZM59 219H60V218H59ZM178 219H179V222H180V221L183 220L184 218L181 219V218H178V217H177V220H178ZM180 219H181V220H180ZM186 219H187V218H186ZM188 219H189L188 221H189L190 223H189V222H188V223L185 222V223L189 224V227L187 226V227H188L187 229H191V228H190V225L193 223V222L191 221L193 218H188ZM208 219H209V218H208ZM208 219H207V220H208ZM214 219H215V218H214ZM214 219H213V220H214ZM232 219H233V218H232ZM238 219H239V218H238ZM21 220H22V219H21ZM34 220H35V219H34ZM53 220H52V221H53ZM67 220H68V219H67ZM73 220H74V219H73ZM162 220H163V219H162ZM213 220H212V221H213ZM220 220L222 221V219H220ZM236 220H237V219H236ZM19 221H20V220H19ZM37 221H38V220H37ZM58 221H59V220H58ZM63 221H64V220H63ZM71 221H72V220H71ZM102 221H103V222H102ZM160 221H161V220H160ZM168 221L170 222L171 220H169V218H168ZM173 221H175V219H173ZM173 221H172V222H173ZM184 221H185V220H184ZM194 221H195V220H194ZM212 221H211V218H210V223H211V224H212ZM6 222H7V219H6ZM11 222H12V221H11ZM17 222H18V221H17ZM20 222H21V221H20ZM22 222H23V221H22ZM100 222H101L102 224H103V223H104V224L102 225V224H100ZM161 222H163V221H161ZM165 222H166V221H165ZM169 222H166V224L168 223V224L172 225V223H171V222L169 223ZM197 222H198V221H197ZM197 222H196V223H197ZM199 222H201V219H200ZM214 222H215V221H214ZM222 222H223V221H222ZM227 222H228V221L225 220V222H223V223H224L225 225H227L228 227H229L230 225H232L231 223H227ZM238 222H239V220H238ZM256 222L259 223L260 221H257V220H256ZM3 223H4V222H3ZM7 223H8V222H7ZM44 223H45V222H44ZM44 223H43V224H44ZM66 223H68V221H67ZM70 223H71V225H70ZM70 223H69L68 226L71 227V226H72V222H70ZM90 223H91V224H90ZM110 223H111V222H110ZM110 223H109V224H110ZM175 223H176V222H175ZM181 223H182V221H181ZM185 223H184V227H186V224H185ZM202 223L205 224L206 222H202ZM240 223H241V221H240ZM240 223H239V224H240ZM244 223H245V222H244ZM248 223H249V222H246V224H248ZM250 223H251V222H250ZM250 223H249V224H250ZM258 223H255V224H258ZM5 224H6V223H5ZM51 224H52V223H51ZM64 224H65V223H64ZM84 224H85V225H84ZM182 224H183V223H182ZM182 224H180V225H181V228L183 227ZM193 224H194V226H195V223H193ZM193 224H192V225H193ZM198 224H201V223H198ZM203 224H202V226H201L202 228H204V226L206 227V226L208 225V224L206 223V224L203 226ZM249 224H248L247 226H249ZM260 224H261V223H260ZM260 224H258L259 226H258V225H255V226L258 227L259 230L263 231V230H264V227L262 228V225H260ZM20 225H21V223H20ZM55 225H57V224L55 223ZM73 225H74V223H73ZM91 225H92V226H91ZM170 225H169V226H170ZM173 225L175 226L174 223H173ZM180 225H179V223H178L177 227L180 226ZM236 225H237V224H236ZM243 225H244V224H243ZM250 225H251V224H250ZM42 226L44 227V225H42ZM68 226H67V228H65V230H67V229L69 228ZM78 226H77V227H78ZM83 226H81V227H83ZM97 226H94V228L96 227L95 229H96V230H99V229L97 228ZM165 226H166V225H165ZM169 226L167 225V226H166V229H167V227H169ZM211 226H212V225L206 227V229L209 228V230H211V229L213 228V227H211ZM220 226H221V225H220ZM220 226H219V227H220ZM227 226H226V227H227ZM238 226H239V225H238ZM245 226H246V225H245ZM14 227H16V225H15ZM51 227H52V226H51ZM72 227H73L72 229H71V228L68 229V230H69L68 233H69L70 237H72V236L74 235V233H75V229H76L75 226H72ZM81 227H80V228H81ZM90 227L88 228V230L91 231L92 228H90ZM105 227H107V225H105L103 228H105ZM109 227H110V225H109ZM134 227H135V226H134ZM162 227H163V225H162ZM216 227H217V226H216ZM219 227H218V229H219ZM228 227H227V229H228ZM241 227H242V226H239V228H241ZM35 228H36V226H35ZM46 228H47V227H46ZM99 228H101V227H99ZM103 228H102V229H103ZM130 228H131V227H130ZM169 228H171V227H169ZM169 228H168V231H169ZM179 228H180V227H179ZM196 228L198 229L199 232L201 231V230L199 229V228H200V225H197V224H196ZM81 229H82V228H81ZM102 229H101V230H102ZM171 229H172V228H171ZM173 229H176V226H175V228H173ZM173 229H172V230H173ZM182 229H183V228H182ZM182 229H181V231H182ZM206 229H205V230L202 229V230L206 232ZM224 229H225V228H224ZM231 229H232V228H231ZM38 230H39V229H38ZM46 230H47V229H46ZM49 230H50V229H49ZM72 230H73L74 232H73ZM83 230H84V228H83ZM83 230H80V231L82 232ZM92 230H93V229H92ZM107 230H108V228L106 229V231H107ZM109 230H110V229H109ZM184 230H186V229H184ZM184 230H183V231H184ZM194 230H195V229H194ZM209 230H207V234H206L205 232H203V231L200 232L201 234L197 233L196 231H195V232H196L197 235H199L200 237H201V235H203L202 232L205 233V238H204V241H205V240H207L206 237L209 236V235H208V233H210ZM213 230H214V229H213ZM219 230H221V229H219ZM247 230H248V229H247ZM90 231H89V234H88V235H89V237H88V241H87V240L85 241V242H88L87 244L84 242V238H85L84 235L88 236L86 232H85V234L82 232L81 234H84V235L81 236V235H80V232H79V230H78V234H76V236H77V235L80 236V237L78 236L79 238H81V237L83 238V237H84V238H83V241H81L82 239L79 240L78 237H77V239H76V236H75V235H74L75 237L73 236V238H74L73 240H75V242L72 240V238L69 237L71 240H68V241H67L68 244L72 243V241H73V244H75V243L78 242V243H77L78 245H77V244L74 245L75 252L79 250V248H80L79 245H80V244H81L80 246H82V248H83L85 245H86V246L89 245V242H90L92 239H94V237H95L97 234H99L98 236H100V237L102 236V238H100L99 240H101V239H105V238L103 237L104 235H105V237H106V239H105L106 242H105V240H103L101 243L105 242L104 244H107V240L110 241V240L112 239V238H111L112 235H111V236L109 235V234H111V233H109L108 236H107L106 233H108L109 231L104 232V229H103V232L105 233L104 235H103V232H102V235H101V234H100L101 231H100V232L97 231V234H94L95 236H92L93 234H90ZM94 231H95V230H93V232H91V233H94ZM136 231H137V230H136ZM136 231H135V235H136ZM144 231H145V230H144ZM234 231H235V230H234ZM236 231H237V230H236ZM236 231H235V232H236ZM251 231H252V230H251ZM70 232H71V233H70ZM87 232H88V231H87ZM127 232H128V230H127ZM129 232H130V231H129ZM146 232H147V231H146ZM148 232H149V230H148ZM169 232H170V231H169ZM173 232H174V231H173ZM176 232H177V229H176ZM179 232H180V231H179ZM187 232H188V231H187ZM187 232H186V233H187ZM190 232H191V230H190ZM220 232H221V231H220ZM30 233H31V232H30ZM48 233H49V232H48ZM63 233H64V234L61 233V236L63 235L64 237H65L66 234H68L67 231H66V232L64 231ZM72 233H73V234H72ZM142 233H143V232H142ZM142 233H141V235H142ZM144 233H145V232H144ZM163 233H164V232H163ZM180 233H181V232H180ZM180 233H179V234H180ZM221 233H222V232H221ZM228 233H229V232H228ZM251 233H252V232H251ZM50 234H51V233H50ZM53 234H54V233H53ZM53 234H52V236H53ZM71 234H72V235H71ZM146 234H147V233H146ZM150 234H151V233H150ZM174 234H175V232H174ZM182 234H184V233L182 232ZM182 234H181V235H182ZM214 234H215V233H213V235H212V234H211V235L214 236ZM218 234H219V233H218ZM247 234H248V232H247ZM36 235H37V234H36ZM36 235H35V237H34V240H35V238H36V241H37V238H38V237H36ZM57 235H58V234H57ZM69 235H66V236H67L66 238H68ZM90 235H91V236H90ZM137 235H140V234L137 232ZM163 235H164V234H163ZM170 235L173 237L172 234H170ZM185 235H186V234H185ZM216 235H217V234H215V236H216ZM231 235H232V234H231ZM263 235H264V234H263ZM33 236H34V234H33ZM33 236H32V237H33ZM43 236H44V235H43ZM47 236L49 237V234H48ZM47 236L45 235L44 237H42V238H43V241H44V244L46 243V246L49 247V250H50V247H51L50 245H52L51 249H52V251L54 252V254L57 255V257H56V255H55V256L53 255V256H54L53 258L56 259V260H58L59 258H61L62 260H61V259H60V260L63 261V258H64L63 256H67V255H69V254L66 253V252H68V251H66V252L64 251V252H63V248L61 249L62 246H61L60 244H62L63 242L60 241V244H59V242H58V244L56 245L58 248H59V246H60V249L62 250V251L60 250V251H61V253H60V252H59V249H57V247L54 246V244H56V242H55V243H54V241H53V242H50V239H46ZM109 236H110L111 239L108 238ZM152 236H153V235H152ZM165 236H166V234H165ZM253 236H254V235H253ZM258 236H259V235H258ZM45 237H46V238H45ZM64 237H63V238H64ZM143 237H144V236H143ZM143 237H142V238H143ZM176 237H177V236H176ZM180 237H182V236H180ZM203 237H204V235H203ZM210 237H211V236H209L208 238L211 239ZM230 237H232V236H230ZM251 237H252V236H251ZM251 237H250V238H251ZM39 238H40V237H39ZM44 238H45V240H44ZM49 238H50V237H49ZM52 238H53V237H52ZM59 238H60V237H58V239H59ZM66 238H65V241H66ZM69 238H68V239H69ZM89 238H90V240H89ZM91 238H92V239H91ZM97 238H98V237H97ZM167 238H168V237H167ZM215 238H216V237H215ZM221 238H223V235L221 236ZM221 238H220V239H221ZM247 238H248V237H247ZM85 239H87V237H86ZM201 239H202V242H203V238H199L198 240L200 241ZM209 239H208V240H209ZM218 239H219V237H218ZM218 239H217V240H218ZM227 239H228V238H227ZM233 239H234V238H233ZM251 239H252V238H251ZM38 240H39V239H38ZM52 240H53V239H52ZM56 240H57V239H55V241H56ZM60 240H61V238H60ZM78 240H79V241H78ZM135 240H136V239H135ZM143 240H144V239H143ZM171 240H172V239H171ZM183 240H184V238H183ZM183 240H182V242H183ZM185 240H186V239H185ZM208 240H207V241H208ZM229 240H230V239H229ZM259 240H260V239H259ZM31 241H32V239H31ZM40 241H41V242H40ZM40 241H37V245H38V247H39V243H40V245H41V247H42V244H43L42 242H43V241L41 240V238H40ZM58 241H59V240H58ZM62 241H64V239H62ZM69 241H71V242L69 243ZM76 241H77V242H76ZM94 241H96V240L94 239ZM109 241H108V242H109ZM114 241H115V243H113V244H114V245H116V244L118 245L116 239H114ZM122 241H123V240H122ZM137 241H138V240H137ZM164 241H166V240H164ZM164 241H163V242H164ZM242 241H243V240H242ZM249 241H250V240H249ZM260 241H261V240H260ZM34 242H35V241H34ZM49 242H50V244H49ZM79 242H80V243H79ZM81 242H82V243H81ZM110 242H112V240H111ZM150 242H153V241L150 240ZM167 242H168V241H167ZM170 242H172V241H170ZM180 242H181V241H180ZM182 242H181V243H182ZM185 242H186V241H185ZM185 242H184V243H185ZM188 242H189V241H187V244H188ZM209 242H210V240H209ZM218 242H219V241H218ZM227 242H228V241H227ZM262 242H263V241H262ZM84 243H85V244H84ZM153 243H155V241H154ZM153 243H152V244H153ZM172 243H173V242H172ZM174 243H175V242H174ZM184 243H183V244H184ZM196 243H197V241H196ZM196 243H195V244H196ZM216 243H217V242H216ZM44 244H43V247H42L41 249L38 248V247H36L37 250H35V251H39V249L42 251L43 248L45 249ZM82 244H83V245H82ZM91 244H92V243H91ZM111 244H112V243H111ZM111 244H110V246H111ZM113 244H112V245H113ZM136 244H137V243H136ZM144 244H145V242L143 243V245H144ZM148 244H149V243H148ZM155 244H156V243H155ZM168 244H171V243H168ZM187 244H186V245H187ZM189 244H190V243H189ZM208 244H209V243H208ZM208 244H207L208 249H210V247H209ZM229 244H230V242H229ZM250 244H251V243H250ZM37 245H36V246H37ZM62 245H63V244H62ZM108 245H109V243H108ZM123 245H124V244H123ZM150 245H151V244H150ZM171 245H173V244H171ZM177 245H178V244H177ZM180 245H181V244H180ZM180 245H179V246H180ZM196 245H197V244H196ZM198 245H200V244H198ZM198 245H197V247H196L197 249L202 247V246H201V247H200V246L198 247ZM201 245H204V244H201ZM224 245H225V244H224ZM256 245H257V244H256ZM33 246H34V245H33ZM75 246H76L77 248H76ZM86 246H85V247H86ZM98 246H99V245H98ZM102 246H103V245H102ZM128 246H129V245H128ZM145 246H146V245H144V247H145ZM154 246H155V245H154ZM156 246H158V245H156ZM163 246H164V245H163ZM175 246H176V244H175L173 247H175ZM190 246H191V245H189V251L187 250V252H186V249H185L186 246H185L184 248L182 247L183 249H185V250L182 251V252H184L185 255L188 254L187 257L189 256V254L191 255V257L194 256L193 254H195L198 258H197L196 256H194V257L197 258L198 262L201 261V264H205V263H203L205 260H204L203 262H202V259L199 260V258H201V257H199V254H198V253H200V250H201L204 246H203L201 249H199V252H198V253H194V252H196V251H198V250H195V249H192V250H191ZM193 246H194V244H193ZM250 246H251V245H250ZM48 247H47V248H48ZM54 247L56 248V250H54V249H55ZM113 247L115 248V246H113ZM116 247H118V246H116ZM129 247H130V246H129ZM136 247H137V246H135V248H136ZM144 247H142V248H144ZM164 247H165V248L161 247V249H160L159 247H156V248H158V249L161 251V252H160V255H162L161 258H165V257H166V255H163L164 253L162 254V252H165V251L167 252V250L170 251V249H171V252H172V250H173V251L175 250V249H172L173 247L170 248V249H169V248L166 249V247H171V246H169V245H166V243H165V246H164ZM176 247H177V246H176ZM176 247H175V248H176ZM251 247H252V246H251ZM253 247H254V246H253ZM47 248H46V250H47L46 252L49 251ZM82 248H81V250H82ZM95 248H96V247H95ZM109 248H110V247H109ZM123 248H124V247H123ZM142 248H141V249H142ZM148 248H149V247H148ZM193 248H194V247H193ZM244 248H245V247H244ZM244 248H243V249H244ZM258 248H259V247H258ZM258 248H257V249H258ZM33 249H35V248H33ZM64 249H65V248H64ZM70 249H71V248H70ZM104 249H105V248H104ZM120 249H121V248H120ZM133 249H134V248H133ZM162 249H164L165 251L162 250ZM180 249H181V247H180ZM180 249H179V250H180ZM245 249H246V248H245ZM262 249H263V248H262ZM57 250H58V251H57ZM66 250H67V249H66ZM109 250H111V249H109ZM126 250H127V249H126ZM126 250H124V251H126ZM206 250H207V249H206ZM249 250H250V249H249ZM258 250H259V249H258ZM41 251H39V252H37V253H36V252H35V253L33 252V253L36 254V257L42 258L43 261H41L42 259H39V258H38V259H36V262H37V263H35V261H34L35 259L33 258V257H34V256H33L34 254H32V256H33L32 258L34 259V260L32 259V261H34V262H32L33 264H40V263H41V264H44V263H42V262H44V261H48V262L51 261V262H52V260H54V259H52V257H51V255L53 254L52 252L49 251L48 253L45 254L44 251H42V252H44V253H42ZM55 251H57V252L55 253ZM72 251H73V250H72ZM72 251H71V252H72ZM79 251H80V250H79ZM79 251H78V252H79ZM82 251H83V250H82ZM102 251H103V247H102ZM104 251H105V250H104ZM104 251H103V253L106 252V251H105V252H104ZM128 251H129V249H128ZM128 251H127V252H128ZM130 251H131V250H130ZM142 251H143V250H142ZM146 251H147V250H146ZM146 251H145V252H146ZM150 251H151V249H150ZM202 251H204V250H202ZM252 251H254V250H252ZM259 251H260V250H259ZM40 252H41V254H43V255H45V256H47L48 254H50V255H48L47 257H51V260H48V259H45L44 257H41V256H43V255L39 254ZM73 252H74V251H73ZM153 252H155V251H153ZM166 252H165V254H167ZM182 252H181V253H182ZM188 252H189V253H188ZM263 252H264V251H263ZM26 253H27V252H26ZM29 253H30V252H29ZM29 253H28V254H29ZM59 253H60V254H59ZM68 253H69V252H68ZM88 253H89V251H88ZM118 253H119V252H118ZM168 253H169V252H168ZM173 253L175 254V251H174ZM173 253H170V254H173ZM178 253H180V251H179ZM178 253H177V256H178ZM184 253H183V255H182L183 257H185V256H184ZM205 253H206V252H204V254H205ZM208 253L210 254V252H208ZM251 253H252V252H251ZM253 253H254V252H253ZM58 254H59V258H58ZM62 254H64V255H62ZM81 254H82V253H81ZM130 254H131V253H130ZM145 254H146V253H144V255H145ZM158 254H159V252H158ZM200 254H202V253H200ZM254 254H255V253H254ZM258 254H259V253H258ZM261 254H262V253H261ZM261 254H260V255H261ZM37 255H38V256H37ZM88 255H91V254H88ZM92 255H93V254H92ZM100 255H101V254H100ZM104 255H105V254H104ZM109 255H110V253H109ZM144 255H143V256H144ZM248 255H250V254H248ZM252 255H253V254H252ZM252 255H251V256H252ZM26 256H27V255H26ZM60 256H61V257H60ZM71 256H72V255H71ZM137 256H138V254H137ZM151 256H152V255H151ZM156 256H157V255H156ZM156 256H155V257H156ZM164 256H165V257H164ZM174 256H175V255H174ZM245 256H247V254H246ZM36 257H35V258H36ZM55 257H56V258H55ZM88 257H89V256H88ZM116 257H117V256H116ZM128 257H129V256H128ZM138 257H139V256H138ZM138 257H137V258H138ZM145 257H146V256H145ZM168 257H169V256H168ZM168 257H167V258H168ZM204 257H205V256H204ZM207 257L210 258L209 256H207ZM256 257H257V256H256ZM16 258H17V257H16ZM20 258H22V257H20ZM66 258L68 259V258H70V257L67 256V257H65L64 259H66ZM96 258H97V257H96ZM102 258H103V257H102ZM104 258H105V257H104ZM140 258H141V257H140ZM148 258H150V257H148ZM171 258H172V257H171ZM173 258H174V257H173ZM180 258H181V254H180ZM180 258H179V259H180ZM188 258H189V257H188ZM202 258H203V257H202ZM242 258H243V255H242ZM70 259H71V260H69V261L71 262V261H72V258H70ZM131 259H132V258H131ZM144 259H145V258H144ZM146 259H147V258H146ZM189 259H190V258H189ZM189 259H187V258L185 257L184 260H187V261H184L183 258H182V262H183L184 264H187V262H188V264H189V263H191ZM191 259H192V258H191ZM211 259H212V258H211ZM216 259H217V258H216ZM252 259H254V258H252ZM256 259H257V258H256ZM259 259H260V258H259ZM21 260H22V259H21ZM21 260L19 261V264L21 263ZM24 260H26V259L23 258L21 264H24ZM30 260H31V259H30ZM30 260H29V261H30ZM37 260H39V263H38ZM56 260L53 261V262H55L54 264H58V263H57L58 261L56 262ZM76 260H77V257H76ZM79 260H80V259H79ZM79 260H78V261H79ZM134 260H135V259H134ZM134 260H132V261H134ZM149 260H150V259H149ZM155 260H156V259H155ZM180 260H181V259H180ZM180 260H178V261H180ZM194 260H195V259H194ZM197 260H195V261H197ZM207 260L210 261V259H207ZM243 260H244V259H243ZM88 261H89V260H88ZM150 261H151V260H150ZM163 261H164V260H163ZM167 261L169 262V259H167V260L164 261V262L167 263ZM191 261H192V260H191ZM195 261H192V263L195 262ZM218 261H219V259H218ZM244 261H247V260H244ZM254 261H255V259H254ZM258 261H259V260H258ZM15 262H18V260L15 261ZM26 262H28V261H26ZM48 262H47V263H48ZM51 262H49L48 264H52V263H53V262H52V263H51ZM70 262H67V263H70ZM74 262H75V261H74ZM142 262H143V261H142ZM146 262H147V261H146ZM153 262H154V261H153ZM182 262L180 261L179 264H181ZM240 262H241V261H240ZM255 262H256V261H255ZM255 262H254V263H255ZM9 263H10V262H9ZM29 263H30V262H28L27 264H29ZM32 263H31V264H32ZM67 263H66V264H67ZM87 263H90V262H87ZM99 263H100V262H99ZM183 263H182V264H183ZM210 263H211V262H210ZM259 263H260V262H259ZM16 264H18V263H16ZM64 264H65V263H64ZM70 264H72V262H71ZM83 264H84V262H83ZM97 264H98V262H97ZM102 264H103V263H102ZM151 264H152V263H151ZM160 264H163V262H162V263L160 262ZM167 264H168V263H167ZM169 264H170V263H169ZM194 264H197V262H195ZM211 264H212V263H211ZM230 264H231V263H230ZM242 264H243V263H242ZM246 264H248V263H246ZM255 264H256V263H255Z\"/></svg>","mask_w":264,"mask_h":264}]
</instances>
